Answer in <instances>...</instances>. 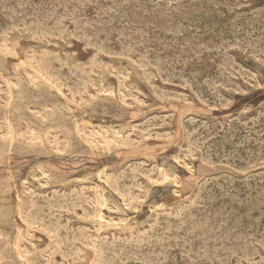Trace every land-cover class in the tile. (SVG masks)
I'll return each instance as SVG.
<instances>
[{"label":"rangeland","instance_id":"obj_1","mask_svg":"<svg viewBox=\"0 0 264 264\" xmlns=\"http://www.w3.org/2000/svg\"><path fill=\"white\" fill-rule=\"evenodd\" d=\"M5 1V2H4ZM9 1V2H8ZM12 1V4H11ZM16 2V4L13 2ZM46 1V2H45ZM0 0V234L1 263L21 264H264V0ZM63 1V2H61ZM64 1L66 3H64ZM82 1V2H81ZM122 1V2H120ZM131 1V2H130ZM151 1V2H150ZM160 1V2H159ZM172 1V2H170ZM186 1V2H185ZM199 1V2H198ZM208 1V2H207ZM210 1V2H209ZM217 4H216V2ZM224 1V2H222ZM229 1V2H228ZM235 3H234V2ZM43 2V3H42ZM45 2V3H44ZM51 2V4H49ZM74 2V4H73ZM80 2V3H79ZM93 4H92V3ZM116 2V3H115ZM135 2V3H132ZM150 2V3H149ZM159 2V3H158ZM177 2V3H176ZM179 2V4H178ZM183 2V4H182ZM212 2V4H211ZM221 2V3H220ZM226 2V3H225ZM7 3V4H6ZM24 3L26 5L22 4ZM28 3H30L28 5ZM47 3V4H46ZM56 3V4H54ZM64 3V4H63ZM75 3L77 4L75 5ZM88 3V4H86ZM95 3V4H94ZM108 3V4H107ZM113 5H112V4ZM120 3V5L118 4ZM126 3V4H125ZM150 5H149V4ZM152 3V5H151ZM157 3V4H156ZM167 3V4H166ZM195 3V4H194ZM200 3V4H199ZM207 3V5L205 4ZM258 3V4H257ZM35 4V5H34ZM57 4L60 5L57 7ZM67 4V5H66ZM69 4V5H68ZM97 7H94L96 6ZM118 4V5H117ZM141 4V5H140ZM145 4V5H144ZM154 4V5H153ZM166 4V6H165ZM175 4V5H174ZM205 4V5H204ZM222 4V5H220ZM225 4V5H224ZM228 4V5H227ZM246 4V5H245ZM5 5V6H4ZM16 5V6H15ZM19 5V6H18ZM24 5V6H23ZM42 5V6H41ZM48 5V6H47ZM50 5V6H49ZM62 5V6H61ZM93 5V6H92ZM102 7H99V6ZM109 5V6H108ZM112 5V6H111ZM122 5V7H121ZM168 5V6H167ZM172 5V6H171ZM196 7H195V6ZM200 8H198V6ZM201 5V6H200ZM211 5V8H210ZM248 5V6H247ZM41 6V7H39ZM47 6V7H44ZM54 6L56 8H54ZM65 6V7H64ZM81 6V7H80ZM85 8H84V7ZM114 6V7H113ZM115 6H118L117 8ZM159 6V7H158ZM170 6V7H169ZM189 6V7H188ZM217 6V9H216ZM226 6V8L224 7ZM244 6V7H243ZM247 6V7H246ZM11 7V8H10ZM18 7V8H17ZM21 7V8H20ZM39 7V8H37ZM51 7V9H50ZM66 12H65V9ZM72 7V8H71ZM79 11L76 12L73 10ZM80 7V8H79ZM109 7V8H108ZM120 7V9H119ZM181 7V8H180ZM185 7V8H184ZM202 7V9H201ZM222 7L224 10H221ZM231 8V10L229 9ZM232 7L235 9H232ZM241 7V8H240ZM8 8V9H7ZM9 8L12 10H9ZM13 8V9H12ZM46 8V9H45ZM77 8V9H76ZM82 8V9H81ZM103 13L101 14V10ZM108 8V9H107ZM125 8V9H124ZM178 8V9H177ZM188 8V9H187ZM238 11H237V9ZM7 9V11H5ZM16 9V10H15ZM26 9V11H25ZM53 9V10H52ZM58 9V10H57ZM71 9V10H70ZM94 11H93V10ZM98 9V10H97ZM100 9V10H99ZM112 9V11L110 10ZM119 9V10H118ZM137 9V10H136ZM151 9V10H149ZM176 9V10H175ZM181 9V10H179ZM184 9V10H183ZM198 9V10H197ZM220 11H219V10ZM253 9V10H252ZM4 10V11H3ZM14 10V12H13ZM22 10V11H21ZM32 10V12H31ZM36 10V12H35ZM57 10V11H56ZM107 10V13L106 11ZM114 10V11H113ZM153 10L155 12H153ZM166 10V11H165ZM180 14H179V12ZM201 10V12H200ZM203 10V11H202ZM208 10V11H207ZM212 10V11H211ZM9 11V12H8ZM19 13H18V12ZM24 11V12H23ZM39 14H38V12ZM43 11V12H42ZM50 13H49V12ZM73 11V13L71 12ZM96 14L94 15V12ZM99 11V12H98ZM109 11V12H108ZM130 13H129V12ZM185 12V14L183 13ZM197 11H199L197 13ZM211 11V12H210ZM229 11V14H228ZM232 11V13H231ZM252 11V12H251ZM259 13H258V12ZM6 12L8 16L6 15ZM17 12V14H15ZM27 12V13H25ZM42 12V13H41ZM46 12V14H45ZM57 12V15L55 14ZM68 12V13H67ZM76 12V13H74ZM91 12V13H90ZM139 12V13H138ZM160 12V13H159ZM187 12V13H186ZM191 12V16L189 13ZM203 12V13H202ZM207 12H209L207 14ZM245 12V13H244ZM13 15H12V14ZM24 13L26 14L25 17ZM31 13V14H30ZM35 13V14H33ZM45 15H44V14ZM50 16H48V14ZM54 13V14H53ZM64 13V14H63ZM100 13V14H99ZM116 13V14H115ZM122 13V14H121ZM135 13V14H134ZM163 13V14H162ZM167 13V14H166ZM169 13V14H168ZM177 13V14H176ZM195 16H193L194 14ZM221 13V14H219ZM223 13V14H222ZM227 13V15H226ZM231 13V14H230ZM250 13V15H249ZM2 14L3 15L2 17ZM11 14V15H10ZM28 14V15H27ZM33 14V16H32ZM43 14L44 16H42ZM69 14V16H68ZM75 14V15H74ZM77 14L79 16H77ZM85 14V15H84ZM99 14V15H98ZM108 14V16H107ZM141 14V15H140ZM148 14V15H145ZM150 14V15H149ZM153 14V15H152ZM161 14V15H159ZM188 14V15H187ZM200 14V15H199ZM243 14V15H242ZM256 14L258 16H256ZM17 15V16H16ZM19 15V16H18ZM22 15V16H21ZM35 15V17H34ZM39 15V16H38ZM58 18L56 19L55 17ZM65 15V16H64ZM75 17H74V16ZM89 17H88V16ZM94 15V17H93ZM120 15V16H119ZM131 15V17H130ZM138 15V16H137ZM173 17H172V16ZM220 15V16H219ZM222 15V16H221ZM231 15V16H230ZM260 15V16H259ZM262 15V16H261ZM8 18L6 19L5 17ZM12 16V17H11ZM37 16V17H36ZM55 18H53V17ZM61 16V17H60ZM71 16L73 18H71ZM87 16V17H86ZM92 16V17H91ZM102 16V18L100 17ZM107 16V17H106ZM150 16V17H149ZM163 16V17H162ZM164 16H166L164 18ZM185 16V17H184ZM198 16V17H197ZM241 16V17H240ZM253 16V17H252ZM11 17V21H10ZM14 17V18H13ZM31 17L33 19H31ZM40 17V18H39ZM45 17V18H44ZM66 17V18H65ZM84 17V18H83ZM106 17V18H105ZM134 17V18H132ZM154 17V18H153ZM158 17V18H157ZM162 17V18H161ZM168 17V18H167ZM172 17V18H171ZM179 17V18H177ZM183 19H182V18ZM206 17V18H205ZM222 17V18H221ZM235 17H237L235 19ZM252 17V18H251ZM5 18V20H4ZM19 18V19H18ZM25 20H24V19ZM28 18V19H27ZM39 18V21H38ZM49 18L51 22L49 21ZM61 18H64L60 21ZM81 18V23L77 19ZM91 20H90V19ZM99 18V19H98ZM109 18V20H108ZM132 18V19H131ZM137 18V19H136ZM144 19V21L142 20ZM149 20H147V19ZM157 18V19H156ZM164 18V19H163ZM167 18V19H166ZM177 20H174V19ZM188 18V19H187ZM220 18V19H219ZM240 18V19H239ZM249 18V19H248ZM251 18V19H250ZM259 18V19H258ZM23 19V21H21ZM27 19V20H26ZM30 19V20H29ZM46 19V20H45ZM71 19V20H69ZM84 19H86L87 23ZM89 19V21H88ZM113 19V20H112ZM128 19V21H127ZM136 19V20H134ZM139 19V20H138ZM153 19V21H151ZM185 19V20H184ZM215 19V20H214ZM242 19V20H241ZM246 19V20H245ZM248 19V20H247ZM261 19V20H260ZM8 22H7V21ZM36 20V23H34ZM54 20V22H53ZM56 20V22H55ZM65 20V21H64ZM74 20V21H73ZM76 20V21H75ZM97 22H96V21ZM133 20L135 22H133ZM142 20V21H141ZM197 20V21H196ZM236 20V21H235ZM17 21V22H15ZM27 24L29 21L30 27ZM38 21V22H37ZM46 21V22H43ZM49 21V22H48ZM94 21V23H90ZM103 21V22H102ZM139 21V22H138ZM184 21V22H183ZM187 21V22H186ZM206 21V22H205ZM216 21V22H215ZM227 21V22H226ZM261 21L263 24H261ZM44 24H47L44 25ZM58 22V23H57ZM77 22V24L75 23ZM79 22V23H78ZM108 22V23H107ZM128 22V23H127ZM143 22V25H142ZM157 22V23H156ZM202 22V23H201ZM204 22V23H203ZM215 22V23H214ZM225 22V23H224ZM229 22V23H228ZM235 22L236 24H234ZM238 22V23H237ZM249 22V23H247ZM254 22V23H253ZM257 22V23H256ZM10 23V24H9ZM17 23V27H16ZM21 25L20 23H23ZM53 23V24H52ZM58 24L57 28L56 24ZM60 23V24H59ZM72 23V24H71ZM100 26H96L97 24ZM140 23V24H139ZM155 23V24H154ZM193 23V24H192ZM197 23V24H196ZM214 25H213V24ZM219 23V25H218ZM3 24V25H2ZM32 24V27H31ZM41 31H40V28ZM43 24V27H42ZM50 24V26H48ZM82 24V25H81ZM84 24V25H83ZM90 24V25H89ZM96 24V25H94ZM106 24V25H104ZM108 24V25H107ZM112 24V25H111ZM138 24L140 26H138ZM147 24L148 26H145ZM152 24V25H151ZM167 24V25H164ZM173 24V25H172ZM179 24V25H178ZM191 26H190V25ZM228 24L230 26H228ZM234 24V25H233ZM239 24V25H238ZM241 24V25H240ZM260 24V25H259ZM15 27H14V26ZM26 27L28 28H24ZM35 25V27H34ZM53 25V26H52ZM61 25L63 27H61ZM76 25V26H75ZM81 25V26H80ZM87 25L90 27H86ZM92 25V26H91ZM103 25L106 27H103ZM119 25V27H118ZM142 25V26H141ZM163 25V26H162ZM207 25V26H206ZM224 25V27H223ZM236 25V26H235ZM256 25V26H255ZM4 26V27H3ZM7 26V28H6ZM11 26H13L11 28ZM37 26V27H36ZM47 26V27H46ZM80 26V27H79ZM84 28H83V27ZM109 26V27H108ZM125 26V27H124ZM150 26V27H149ZM153 26V27H151ZM158 26V27H157ZM167 26V27H166ZM176 26V27H175ZM178 26V27H177ZM245 26V27H244ZM251 28H250V27ZM261 26V27H260ZM23 27V28H22ZM46 27V28H45ZM79 27V28H78ZM99 27V28H98ZM103 27V28H102ZM123 29H122V28ZM142 27V28H141ZM157 27V28H156ZM166 27V28H165ZM175 27V29H174ZM185 27V28H184ZM228 27V28H227ZM232 27V28H231ZM239 27V28H238ZM242 27V28H241ZM248 27V28H247ZM5 28V29H4ZM34 29L33 32L32 29ZM51 28V29H50ZM54 28V29H53ZM74 28V29H73ZM93 30H92V29ZM97 28V29H96ZM131 28V29H130ZM145 28V29H143ZM155 28V29H154ZM163 28V29H162ZM182 28V29H181ZM184 28V29H183ZM227 28V29H226ZM231 28V29H230ZM235 28V29H234ZM237 28V29H236ZM244 28V29H243ZM246 28V29H245ZM256 28V29H255ZM12 29V31H11ZM16 31H15V30ZM23 29V30H22ZM30 29V30H29ZM37 29V30H36ZM47 29V33L43 31ZM58 32H57V30ZM67 29V30H65ZM76 29V30H75ZM86 29V30H84ZM104 29V30H103ZM109 29V30H108ZM117 29V30H116ZM133 29V30H132ZM158 29V30H157ZM162 29V30H161ZM196 33H194V30ZM208 29V30H207ZM250 29V30H249ZM252 29V30H251ZM29 30V31H27ZM49 30V31H48ZM74 30V31H73ZM79 30V31H78ZM90 30V32H89ZM99 30V31H97ZM103 30V31H102ZM120 30L121 31L120 33ZM131 30V31H130ZM149 30V31H148ZM165 30V32H163ZM169 32L166 34L167 31ZM206 30V31H205ZM242 30V31H241ZM250 32H249V31ZM11 31V32H10ZM27 31V32H26ZM33 33H32V32ZM40 31V32H39ZM53 31V32H52ZM55 31V32H54ZM65 31V33H64ZM83 31V32H82ZM88 31V32H87ZM109 31L106 34V32ZM117 31V33H116ZM139 31V32H138ZM156 31V32H154ZM200 32V33H197ZM234 31V32H233ZM10 32V33H9ZM26 32V33H25ZM30 32V33H29ZM44 34H43V33ZM50 32V33H49ZM61 32V33H60ZM77 32V33H76ZM82 32V33H81ZM112 32V33H111ZM136 32V33H135ZM141 32V33H140ZM177 32V33H176ZM179 32V33H178ZM181 32V33H180ZM188 32V33H187ZM190 32V33H189ZM203 32V33H202ZM208 32V33H207ZM253 32V33H252ZM41 35H40V34ZM53 33V36H52ZM57 33V34H56ZM74 33V34H73ZM76 33V34H75ZM88 33V35H87ZM101 33V34H100ZM103 33V34H102ZM120 33V34H118ZM140 33V34H139ZM148 33V34H147ZM174 33V34H173ZM185 33V34H184ZM212 35H211V34ZM244 33V34H243ZM9 34V35H8ZM32 34V35H31ZM33 34H37L36 36ZM49 34L51 37L49 38ZM59 35L55 37V35ZM63 34V35H61ZM72 34L74 36H72ZM91 34V36H90ZM116 34V35H115ZM128 34V36H126ZM144 34V35H142ZM146 34V35H145ZM154 34V35H153ZM171 34V35H170ZM177 34V35H176ZM196 34V35H195ZM203 34V35H202ZM205 34V35H204ZM247 34V35H246ZM253 34V35H252ZM42 39L40 38V36ZM44 37H43V36ZM48 35V36H47ZM61 35V36H60ZM93 35V36H92ZM102 35V36H100ZM104 35V36H103ZM114 35V36H113ZM119 35V36H118ZM123 35V36H122ZM136 35V36H133ZM148 35V37H147ZM191 35V36H190ZM193 35V36H192ZM195 35V36H194ZM207 35V36H206ZM238 35V36H237ZM252 37H251V36ZM255 35V36H254ZM260 35V36H259ZM5 36V37H3ZM35 36V37H34ZM78 36V37H77ZM85 36V37H84ZM107 36V39H106ZM124 37L122 40L120 38ZM126 36V37H125ZM146 36V37H144ZM165 36V37H164ZM174 36V37H173ZM181 36V37H180ZM199 36V38H198ZM202 36V37H201ZM247 36V37H246ZM60 37V39H59ZM62 37V39H61ZM72 37V38H71ZM80 37V38H79ZM84 37V38H83ZM87 37V38H86ZM89 37V38H88ZM99 37V39H96ZM141 37H144L141 38ZM193 39H189V38ZM207 37V38H206ZM214 37V38H213ZM232 37V38H231ZM236 37V38H235ZM251 37V38H249ZM261 37V38H260ZM35 38V39H34ZM52 38V39H51ZM81 38H83L81 40ZM88 39V40H85ZM95 38V39H93ZM104 38V40H103ZM110 38V39H109ZM118 38V42L115 40ZM120 38V39H119ZM131 38V39H127ZM142 40H139V39ZM155 38V39H154ZM164 38V39H163ZM182 38V39H181ZM197 38V42L195 41ZM205 38V39H204ZM240 40H239V39ZM249 38V39H248ZM4 39V40H3ZM14 39V40H13ZM75 39V40H74ZM77 39V40H76ZM93 39V41H92ZM102 39V40H101ZM167 41H166V40ZM174 39V40H173ZM185 39V40H184ZM213 39V40H212ZM223 39V41H222ZM232 39V40H231ZM7 40V41H6ZM15 42H13V41ZM19 40V41H18ZM50 40V41H49ZM57 40V41H56ZM80 40V41H79ZM122 40V41H121ZM128 40V41H127ZM134 40V41H133ZM139 40V41H138ZM151 40V43H150ZM157 40V41H156ZM163 40V41H162ZM166 41V43L164 42ZM180 40V41H179ZM184 40V41H183ZM205 40V41H204ZM228 40V41H227ZM245 40V41H244ZM247 40V41H246ZM254 40V41H253ZM49 41V42H48ZM77 41V42H76ZM89 41V43H88ZM103 41V42H102ZM105 41V42H104ZM108 41V42H106ZM148 41V42H146ZM162 41V42H161ZM170 41V42H169ZM184 43H183V42ZM187 41V42H186ZM189 41H191L189 43ZM193 41L195 43H193ZM199 41V42H198ZM213 41V43H211ZM226 41V45L224 44ZM250 41L252 43H250ZM260 41V42H259ZM263 41V42H262ZM5 42V43H3ZM13 42V45L11 44ZM20 42V43H19ZM91 42V43H90ZM96 42V43H95ZM101 42V43H99ZM115 42V43H114ZM121 42V43H120ZM123 42L124 45L122 44ZM127 42V43H126ZM134 43L132 45V43ZM139 42V43H138ZM172 42V43H171ZM177 46H176V43ZM208 42V44H206ZM229 42V43H228ZM245 42V43H244ZM95 44L94 45H92ZM103 43V44H102ZM110 43V44H109ZM119 46L117 47V44ZM141 43V44H140ZM147 43V45H145ZM158 43L161 45H158ZM169 43V45H167ZM171 43V44H170ZM187 43V45H185ZM193 43V44H192ZM202 43V44H201ZM221 43V44H220ZM243 43V44H242ZM262 43V44H261ZM6 44V45H5ZM49 44V45H48ZM55 44V45H53ZM91 44V45H90ZM100 48H99V45ZM105 44V45H104ZM108 44V45H106ZM112 44V45H111ZM130 47H129V45ZM136 44V45H135ZM140 44L141 46H137ZM143 46L145 47H142ZM155 44V45H154ZM163 44V45H162ZM201 44V45H200ZM231 44V45H230ZM233 44V45H232ZM240 44V45H239ZM254 44V45H253ZM2 45V46H1ZM16 45V52L15 50ZM53 45V46H52ZM89 45L91 48H89ZM98 45V46H97ZM115 45V46H114ZM122 45V47H121ZM150 45V46H149ZM165 45V47H164ZM172 45V46H171ZM188 45H194L193 48ZM201 47H199V46ZM211 45V46H210ZM246 45V46H245ZM258 45V46H257ZM261 45V46H260ZM56 46V47H55ZM92 46L94 47L92 49ZM108 46V47H107ZM128 52H127V48ZM132 46V47H131ZM149 46V47H147ZM155 46V47H154ZM161 48H160V47ZM169 46V47H167ZM180 46V47H178ZM203 46V48H202ZM205 46V47H204ZM208 46V47H206ZM210 46V47H209ZM216 46V47H215ZM231 46V47H230ZM235 46V47H234ZM238 46V47H236ZM244 48H243V47ZM249 46V47H248ZM9 47V48H8ZM41 47V48H40ZM97 47V48H96ZM113 47V48H111ZM140 47H142L140 49ZM159 49H157V48ZM172 47V48H170ZM186 47V48H185ZM199 49H197V48ZM212 47V49H211ZM224 47V48H223ZM229 49H228V48ZM241 47V48H240ZM260 47V48H259ZM88 48V49H87ZM104 48V49H103ZM108 48V49H106ZM115 48V49H114ZM121 48V49H120ZM131 48V49H130ZM135 48V49H134ZM165 48V49H163ZM168 48V50H167ZM177 48V49H176ZM185 48V49H182ZM202 48V49H201ZM222 48V49H221ZM227 48V49H226ZM234 48V49H233ZM239 50L237 51V49ZM251 48V49H250ZM255 50H254V49ZM96 49V50H95ZM100 49V50H98ZM117 49V50H116ZM123 49V50H122ZM125 49V50H124ZM139 49V50H138ZM143 49V51H142ZM147 49V50H146ZM150 49V50H149ZM154 49V50H153ZM208 49V50H207ZM217 49V51H215ZM219 49V51H218ZM246 49V51H245ZM249 49V50H248ZM253 49V50H252ZM45 50L47 52H45ZM104 50V51H102ZM112 50V52H111ZM114 50V51H113ZM130 50V53H129ZM134 50V51H133ZM139 51L137 53V51ZM161 50V51H160ZM180 50V51H178ZM189 50V51H188ZM207 50V51H206ZM224 50V51H223ZM227 50V51H226ZM251 50V51H250ZM263 50V51H262ZM5 51V52H3ZM7 51V53H6ZM32 51V52H31ZM96 51V52H95ZM107 56L102 55L106 54ZM109 51V52H108ZM122 51V52H121ZM132 51V52H131ZM150 51V52H149ZM154 51V52H152ZM165 51V52H163ZM176 51V52H175ZM186 51V52H185ZM204 51L207 52L204 54ZM259 53H257V52ZM2 52V54H1ZM37 52V53H36ZM44 52V53H43ZM102 52V54H101ZM104 52V53H103ZM120 52V53H119ZM137 54H136V53ZM146 55L143 54V53ZM146 52V53H145ZM152 52V53H151ZM157 52V54H156ZM159 52V53H158ZM162 54H161V53ZM170 52V53H169ZM192 52V53H191ZM195 52V53H194ZM199 52V53H198ZM212 54H211V53ZM249 52V53H248ZM253 54H251V53ZM263 54H262V53ZM6 53V54H5ZM9 53H11L9 55ZM16 55H13V54ZM50 53V54H49ZM112 53V54H110ZM115 53V54H114ZM117 53V55H116ZM122 53V54H121ZM127 53V54H125ZM136 55H135V54ZM170 55H169V54ZM183 53V54H182ZM195 56H193L194 54ZM214 53V54H213ZM225 56H219L221 54ZM255 53V54H254ZM55 54V55H54ZM63 54V55H62ZM96 54H98L96 56ZM119 54L122 56H119ZM125 54V55H124ZM132 54V55H131ZM139 54V55H138ZM144 55L142 59V55ZM159 54V55H158ZM168 54V55H167ZM179 54V55H178ZM199 54V55H198ZM223 54V55H224ZM260 54V55H259ZM262 54V56H261ZM6 55V56H5ZM40 55V57H38ZM45 55V56H44ZM48 57H47V56ZM50 55V56H49ZM109 55L111 57H109ZM149 55V56H148ZM155 55V56H154ZM172 55V56H171ZM181 55V56H180ZM185 55L184 57H182ZM192 55V56H191ZM197 58L195 59L194 57ZM202 57H201V56ZM215 57H214V56ZM256 55V57H255ZM13 56V57H11ZM35 56V57H34ZM45 58H44V57ZM52 56V57H51ZM119 56V59H118ZM136 56V57H135ZM141 58H140V57ZM158 56V57H156ZM166 56V57H165ZM169 56H171L169 58ZM175 56V57H174ZM178 56L177 60L176 57ZM188 56V57H187ZM199 56V57H198ZM259 56V57H258ZM18 57V59H16ZM26 57V58H24ZM34 57V58H32ZM51 59H50V58ZM54 57V58H53ZM61 57V58H60ZM109 57V58H108ZM113 57V58H112ZM116 57V58H115ZM120 57L122 59H120ZM160 57V58H159ZM165 57V58H164ZM205 57V58H203ZM214 57V58H213ZM217 57H220L217 59ZM258 57V58H257ZM6 61H5V59ZM32 58V59H31ZM38 58V59H37ZM59 60H58V59ZM68 58V60L66 59ZM76 58V61H75ZM125 58V59H124ZM128 58V61H127ZM131 58V59H130ZM137 58V59H136ZM149 60H148V59ZM158 58V59H157ZM173 58V59H172ZM187 61H185V59ZM190 58L192 60H190ZM199 58V59H198ZM233 58V59H232ZM239 58V59H238ZM258 60H257V59ZM263 58V59H262ZM36 59V60H35ZM58 61H56V60ZM95 59V60H94ZM136 59V60H135ZM153 59V60H152ZM167 59V60H166ZM182 59V60H181ZM189 59V60H188ZM195 59V60H194ZM198 59V60H197ZM205 61H204V60ZM210 59L212 61L208 60ZM245 59V60H244ZM34 60V61H32ZM44 60V61H42ZM47 60L49 61L47 64ZM50 60L51 64L50 63ZM129 60H133L130 62ZM141 60V62H140ZM148 60V61H147ZM160 60V61H159ZM166 65H164L165 63ZM171 60V61H169ZM180 60V61H179ZM201 60V61H200ZM220 60V61H219ZM223 60V61H221ZM227 60L228 62H226ZM233 60V61H232ZM39 61V62H38ZM46 61V62H45ZM138 61V62H137ZM145 61V62H144ZM151 61V62H150ZM157 61V62H155ZM159 61V62H158ZM168 61V62H167ZM174 61V62H172ZM185 61V64L182 62ZM191 61V62H190ZM196 61V62H195ZM208 61V63L206 62ZM231 61V62H230ZM21 62V63H20ZM38 64H37V63ZM42 62H44L42 64ZM58 62V63H56ZM61 63V65H57ZM66 62V63H65ZM96 62V63H95ZM149 62V63H148ZM161 62V63H160ZM178 62V63H176ZM187 62V63H186ZM192 64H190V63ZM194 62V63H193ZM199 62V64H198ZM217 62V63H216ZM224 64V65H220ZM247 62V63H246ZM257 62V65H256ZM18 63L19 66L17 65ZM23 65L21 66V64ZM37 66H36V64ZM50 63V64H49ZM65 65H64V64ZM99 65H98V64ZM105 63V65H103ZM137 63V64H136ZM197 63V64H196ZM214 63V64H213ZM232 63V64H231ZM234 63V64H233ZM46 64V65H44ZM67 64V65H66ZM78 64V65H77ZM102 64V65H101ZM110 65L108 67V65ZM157 64V65H156ZM172 64V65H171ZM178 64V66H177ZM194 64L199 67H194ZM218 64V67H216ZM240 64V65H239ZM252 64V65H251ZM39 65H42L39 67ZM52 65V66H51ZM63 65V66H62ZM73 65V66H71ZM92 67H90V66ZM140 65H142L140 67ZM150 65V67H149ZM156 67L159 71L152 67ZM175 68H174V66ZM185 65V66H184ZM188 65V66H187ZM191 65V66H190ZM227 65V66H226ZM240 67L238 69V67ZM245 65V66H243ZM25 66V67H24ZM67 68H66V67ZM96 66V67H94ZM146 68H145V67ZM159 66L161 69H159ZM163 66V67H161ZM166 66V67H165ZM169 66V67H168ZM172 66V67H171ZM205 66V67H204ZM212 66V67H211ZM220 69H216L219 68ZM233 66V67H232ZM236 66V67H235ZM255 66L256 69L254 68ZM28 67V68H27ZM42 67V68H41ZM61 67V68H59ZM68 67H70L68 69ZM98 67V68H97ZM101 67V68H99ZM106 67V68H104ZM111 67V68H110ZM118 67V68H117ZM171 67V68H170ZM201 67V68H200ZM204 67V68H202ZM211 67V68H210ZM222 67L225 70L223 71ZM233 69H230V68ZM249 67V68H248ZM20 68V69H19ZM23 68V70L21 69ZM37 68V69H36ZM47 68V69H46ZM50 68V69H49ZM65 68V69H64ZM73 68V70L71 69ZM163 68V70H162ZM168 68V69H167ZM183 68V70H182ZM186 68V69H185ZM207 68V69H206ZM252 68V69H251ZM260 68V69H259ZM29 69V70H28ZM56 69V70H55ZM156 69V70H155ZM166 69V70H165ZM200 69V70H199ZM204 69V70H203ZM211 69V70H210ZM43 70L45 72H43ZM56 73H54L53 71ZM63 72H62V71ZM79 72V74L76 71ZM81 72H80V71ZM173 70V71H171ZM219 70V71H218ZM227 70V71H226ZM246 71L243 73V71ZM248 70V71H247ZM255 70V71H253ZM23 71V73H22ZM41 71V72H40ZM51 71V73H50ZM71 71H73L71 73ZM87 73L84 75V73ZM91 71V72H90ZM93 71V72H92ZM158 73H157V72ZM163 71V72H162ZM166 71V72H165ZM179 71V72H178ZM206 71V72H205ZM218 71V72H217ZM226 71V72H225ZM242 72L243 74L239 73ZM9 74H8V73ZM35 72V73H33ZM47 72V74H46ZM59 72V73H58ZM143 72V73H142ZM183 72V74L181 73ZM186 72V73H185ZM194 72V75H193ZM224 72L226 74H224ZM235 72V73H234ZM238 72V73H236ZM248 72V73H247ZM13 73V75H12ZM44 73V74H43ZM49 73V74H48ZM58 73V74H57ZM61 73V74H60ZM69 73V75L67 74ZM71 73V74H70ZM75 73V74H74ZM81 73V75H80ZM147 73V75L145 74ZM164 73V74H163ZM171 73V74H170ZM190 73V74H189ZM215 73V74H214ZM221 73V74H220ZM223 73V74H222ZM228 73V74H227ZM253 73L255 75H253ZM6 74V75H5ZM8 74V75H7ZM11 74V76H10ZM51 74V75H50ZM74 74V76H73ZM77 74V75H76ZM93 74V75H92ZM149 74V76H148ZM151 74V75H150ZM154 74V75H153ZM158 74V75H157ZM169 74V76L167 75ZM176 74V75H175ZM180 74V75H179ZM185 74V75H184ZM198 74V75H197ZM231 74V75H230ZM251 74V75H250ZM5 75V76H4ZM29 75H31L29 77ZM50 75V76H49ZM61 75V77H58ZM65 75V76H63ZM72 75V76H70ZM90 75V76H89ZM120 75V76H119ZM146 75V76H145ZM163 75V76H161ZM179 75V76H178ZM193 75V76H192ZM209 75V77H208ZM219 75V76H218ZM222 75V77L220 76ZM229 75L232 77L230 78ZM234 78H233V76ZM240 75V77H239ZM243 75V76H242ZM10 76V77H7ZM39 76V77H38ZM58 78H57V77ZM64 80H62L63 78ZM67 76V77H66ZM70 76V77H69ZM78 76V77H77ZM81 78H80V77ZM84 76V77H83ZM88 76V77H87ZM157 76V77H156ZM160 78H159V77ZM173 76V77H172ZM175 76V78H174ZM184 76V77H183ZM216 78H215V77ZM224 76V78H223ZM6 77V78H4ZM33 77V78H32ZM74 77V79L72 78ZM162 77V78H161ZM166 81H165V78ZM183 77V81L181 80ZM186 77V78H185ZM192 77V78H191ZM221 77V78H219ZM242 77V78H241ZM246 77V79H245ZM252 77V79H250ZM3 78V79H2ZM10 78V79H8ZM30 78V79H29ZM39 78H41L39 80ZM52 78V79H51ZM66 78V79H65ZM69 78V79H67ZM75 78H78L77 81ZM83 78V79H82ZM155 78V80H154ZM172 78V79H170ZM178 78V79H176ZM180 78V80H179ZM188 78V79H187ZM190 78V79H189ZM223 78V79H222ZM230 81H228V79ZM56 79V80H54ZM60 79V80H58ZM71 79V81H70ZM159 79V80H158ZM161 79V81H160ZM186 79V80H185ZM205 79V80H204ZM208 79V80H207ZM212 79V80H210ZM220 81H219V80ZM234 79V80H233ZM239 79V81H238ZM255 79V80H254ZM262 79V80H261ZM22 80V81H21ZM28 80V81H27ZM58 82H55L57 81ZM62 80V81H61ZM67 80L68 85L65 84ZM82 82H78V81ZM116 80V81H115ZM163 80V81H162ZM168 80V82H167ZM172 81V83L170 81ZM198 80V81H196ZM216 80V81H214ZM226 80V81H225ZM3 81V82H2ZM35 81V82H34ZM61 81V82H60ZM107 81V82H106ZM185 82L184 84L181 82ZM208 83H207V82ZM213 82V83H210ZM228 81V82H227ZM245 81V82H244ZM256 81V82H255ZM6 82V83H5ZM64 82V83H63ZM90 84H86V83ZM166 82V83H164ZM202 82V85H201ZM205 82V83H204ZM221 82V83H220ZM227 82V83H226ZM233 82V83H232ZM249 82V83H248ZM24 83L26 85H24ZM71 83V85H70ZM81 83V85H80ZM117 83V85H116ZM131 83V84H130ZM148 83V84H147ZM169 83V84H168ZM175 83V84H174ZM179 83V85H177ZM189 83V84H188ZM198 83V85H197ZM218 83V84H217ZM225 83V84H224ZM233 86H232V84ZM7 84L6 86H4ZM14 84V85H13ZM47 84H50L49 87ZM61 84V85H60ZM74 84V85H73ZM77 84V85H76ZM83 84V86H82ZM172 84V85H171ZM186 84V85H185ZM200 84V85H199ZM211 85V87L206 85ZM222 84V88H220ZM227 84V86H225ZM236 84V85H235ZM260 84V85H259ZM70 88H73L72 90ZM78 91L76 90V86ZM91 85V86H89ZM113 85L115 87H113ZM120 85V86H119ZM129 85V86H128ZM177 85V86H176ZM186 87H185V86ZM213 85V86H212ZM218 85V86H217ZM232 87H231V86ZM239 85V86H238ZM16 86V88H15ZM22 86V87H21ZM46 86V87H45ZM61 86H63L61 88ZM65 86V88H64ZM89 86V87H88ZM112 86V89H111ZM122 86H124L122 88ZM151 86L152 88H150ZM181 86V87H180ZM192 86V87H191ZM201 86L203 87L200 88ZM217 86V88H216ZM225 86V87H224ZM237 86V87H236ZM27 87L29 89H27ZM75 87V88H74ZM84 87V88H80ZM92 87V88H91ZM118 87V88H117ZM183 87V88H182ZM185 87V88H184ZM198 87V88H197ZM207 87V88H206ZM228 87V88H227ZM231 87L232 89H230ZM6 88V89H5ZM10 90V92L7 90ZM94 88V89H93ZM122 88V89H121ZM190 88V89H188ZM214 88V90H213ZM238 90H236V89ZM12 89V90H11ZM25 89V90H24ZM27 89V90H26ZM55 89V90H54ZM80 89V90H79ZM96 89V90H95ZM124 89V90H123ZM157 89V90H156ZM199 89V90H197ZM206 89V90H205ZM209 89V90H208ZM230 89V90H229ZM235 92H234V90ZM259 89V90H258ZM263 89V90H262ZM21 90V91H20ZM42 90V91H41ZM59 92H58V91ZM71 90V91H70ZM76 90V92H75ZM84 90V92H82ZM99 90V91H98ZM123 90V91H122ZM126 90V91H125ZM156 90V91H155ZM162 92L161 94H158ZM192 92H191V91ZM240 90V91H239ZM51 91V92H50ZM74 91V92H73ZM87 91V92H86ZM204 91V93H203ZM243 91V92H242ZM9 92V93H8ZM30 92V93H29ZM61 94L56 95L57 93ZM156 92V93H154ZM164 92V94H163ZM212 92V93H210ZM215 92V95L213 94ZM218 92L219 96L216 94ZM237 92V93H236ZM2 93V94H1ZM21 93V94H20ZM27 93V94H26ZM39 93V94H38ZM45 93V94H44ZM48 93V94H47ZM51 95H50V94ZM54 93V94H53ZM79 93V95H78ZM99 93V94H98ZM123 95H121V94ZM168 93V94H166ZM170 93V94H169ZM172 93V94H171ZM175 93V94H173ZM200 93V94H199ZM208 93V94H207ZM18 94V95H16ZM29 94V95H28ZM34 94V95H33ZM43 94V96H42ZM73 94V95H72ZM87 94V95H86ZM107 94V95H106ZM111 94V95H110ZM117 94V95H116ZM178 94V95H177ZM196 96H195V95ZM23 95V96H22ZM29 97H27V96ZM110 95V96H108ZM169 96V97H160ZM174 95V96H173ZM183 95V97L180 96ZM21 96V97H19ZM25 96V97H24ZM34 96V97H33ZM36 96V98H35ZM41 96V97H39ZM45 96V97H44ZM91 96V97H90ZM171 96V98H170ZM176 96V97H175ZM179 96V97H178ZM207 96V97H206ZM233 96V97H231ZM8 97V98H7ZM13 97V98H12ZM16 97V98H15ZM19 97V99H18ZM39 97V98H38ZM44 97V98H43ZM64 97V98H63ZM118 97V98H117ZM178 97V98H177ZM219 97V98H218ZM222 97V98H221ZM11 98V99H10ZM15 98V101H14ZM25 100H24V99ZM41 98V99H40ZM46 98V99H45ZM51 98V100H50ZM55 98V99H54ZM62 98V99H61ZM169 98V99H166ZM179 98H182L180 101ZM209 98V99H208ZM225 98V99H224ZM17 99V100H16ZM22 99V100H21ZM27 99V100H26ZM40 101H37V100ZM58 101H57V100ZM65 99V100H64ZM205 99V101H204ZM219 99V100H218ZM223 99V100H222ZM228 99V100H227ZM235 99V100H234ZM10 100V101H9ZM20 100V101H19ZM42 100V101H41ZM52 100L54 104L52 103ZM64 100V101H63ZM80 102H79V101ZM141 100V101H140ZM175 100V101H174ZM186 100V101H185ZM200 100V101H199ZM217 100V101H216ZM221 100V101H220ZM227 100V101H226ZM9 101V102H8ZM22 101V103H21ZM26 101H28L26 103ZM30 101L32 102L30 104ZM44 101V102H43ZM66 101V102H65ZM69 101V102H68ZM121 101V102H120ZM136 101V102H135ZM215 101V103H214ZM223 101V103H221ZM230 101V102H229ZM17 106H16V104ZM25 104H24V103ZM44 104H42V103ZM58 102V103H57ZM188 102V103H184ZM204 102V103H203ZM208 104H206V103ZM212 102V103H211ZM35 103V104H34ZM45 103L47 105H45ZM50 103H52L50 105ZM65 103L71 104L70 106ZM225 103V104H224ZM26 105L24 107L23 105ZM38 104V107L37 105ZM61 104V105H59ZM75 106H74V105ZM128 104V105H126ZM143 104V105H142ZM218 104V105H217ZM224 104V106H223ZM242 104V105H241ZM35 105V106H34ZM55 105V107H54ZM66 105V106H65ZM220 105V106H219ZM20 106V107H19ZM31 106V107H30ZM33 106V107H32ZM45 106V107H44ZM64 106V107H63ZM204 108H203V107ZM214 106V107H211ZM19 107V109H18ZM24 107V111L22 108ZM29 107V108H28ZM53 107V108H52ZM68 108L63 110L64 108ZM131 107V108H130ZM223 107V108H222ZM50 108V109H49ZM58 108V109H57ZM79 108V109H78ZM110 108V109H109ZM215 108V109H214ZM17 109V110H16ZM21 109V110H20ZM61 109V111H59ZM104 109V110H103ZM108 109V111H107ZM31 112H30V111ZM55 110V111H54ZM71 110V112H69ZM101 110V111H100ZM195 110V111H193ZM18 111V112H17ZM21 111V113L19 112ZM38 111V112H37ZM52 111V112H51ZM59 111V112H58ZM65 111V112H64ZM97 111H100L99 113ZM110 111V112H109ZM114 111V112H111ZM259 111V112H258ZM4 112V113H3ZM28 112V114H27ZM34 112V113H33ZM59 115L58 116L56 115ZM77 112V113H75ZM118 112L120 114H118ZM9 115H8V114ZM71 113V114H70ZM115 113L117 115L115 116ZM5 114V115H4ZM67 114V115H66ZM73 114V115H72ZM80 114V115H79ZM99 114V117H98ZM108 114V115H107ZM124 114V116H123ZM3 115V116H2ZM25 115V116H24ZM27 115V116H26ZM29 115V116H28ZM54 115V116H53ZM63 115V116H62ZM94 115V116H93ZM106 115L108 117H106ZM111 115V116H109ZM5 116V117H4ZM7 116V117H6ZM24 116V118L22 117ZM67 116V117H66ZM71 116V117H70ZM73 116V117H72ZM86 116V117H85ZM97 116V118H96ZM157 117V119L155 118ZM16 117V118H15ZM54 119H53V118ZM58 119V123L57 119ZM64 117V118H63ZM85 117V118H84ZM94 117V118H93ZM104 117V118H103ZM122 117L119 121L113 119ZM118 117V118H117ZM152 119H150V118ZM164 117V118H163ZM261 117V118H259ZM9 118V121H8ZM12 118V119H11ZM15 118V119H14ZM69 118V119H68ZM73 120H72V119ZM76 118V119H75ZM89 118V119H88ZM111 118V119H110ZM252 118V119H251ZM28 119V120H27ZM30 119V120H29ZM33 119V120H32ZM83 122L81 123V121ZM84 119V120H83ZM93 119V120H92ZM100 119V120H98ZM154 119V121H153ZM155 119L157 120L155 122ZM165 119V120H164ZM187 119H190L186 121ZM237 119V121H236ZM259 119V120H258ZM13 120V121H10ZM61 120V121H60ZM64 120V121H62ZM67 120V121H66ZM71 120V122H69ZM90 122H89V121ZM125 120V121H124ZM151 120V121H149ZM160 120V121H159ZM182 120V121H180ZM194 120V122H193ZM199 120V121H198ZM258 120V121H257ZM30 121V122H29ZM51 121L57 122L52 123ZM66 121V122H65ZM124 121V122H123ZM148 121V123H147ZM163 121V122H162ZM173 121V122H172ZM186 121V122H185ZM213 121V122H212ZM231 121V122H228ZM6 122V124H5ZM11 122V123H10ZM15 122V123H14ZM18 122V124L16 123ZM69 122V123H68ZM78 122V123H77ZM89 122V123H88ZM146 122V124H145ZM158 122V123H157ZM159 122L161 124H159ZM189 122V123H188ZM199 122V123H198ZM205 122V125H204ZM233 122V123H232ZM250 122V124H249ZM9 123V125L7 124ZM14 123V124H13ZM30 123V124H29ZM34 125H33V124ZM63 123V124H62ZM71 123V124H70ZM87 125H86V124ZM96 123V124H95ZM101 123V124H99ZM107 123V125H106ZM144 123V126H143ZM152 123V124H151ZM154 123V124H153ZM173 123V125H172ZM185 123V124H183ZM193 123V124H192ZM218 123V126H217ZM223 123V124H222ZM231 123V124H230ZM235 123V124H234ZM239 123V124H238ZM243 123V124H242ZM248 123V124H247ZM252 123V125H251ZM255 127H254V124ZM37 124V126H36ZM65 124V125H64ZM68 124V126H67ZM77 124V126H76ZM79 124V125H78ZM81 124V126H80ZM83 124V125H82ZM106 127H104L103 126ZM111 124V125H110ZM120 128H119V126ZM127 124V125H126ZM142 124V125H141ZM153 125L150 127V125ZM157 124V125H156ZM183 124V125H182ZM213 126H212V125ZM220 124V125H219ZM222 124V125H221ZM260 124V125H259ZM263 124V125H262ZM12 125V126H11ZM32 125V126H31ZM45 125V126H44ZM47 125V126H46ZM61 125V126H60ZM91 125V126H88ZM115 125V126H114ZM138 125V126H137ZM147 125V127H146ZM161 125V126H160ZM193 125V126H192ZM195 125V126H194ZM241 125V126H240ZM245 125V126H244ZM248 125V126H247ZM257 125V127H256ZM9 126V129H8ZM15 126V127H14ZM19 128H18V127ZM34 126V127H33ZM51 126L54 128H51ZM60 126V127H59ZM63 126V127H62ZM77 128H75V127ZM100 126V127H99ZM114 126V127H113ZM118 126V127H116ZM124 126V127H122ZM133 126V127H132ZM137 126V127H136ZM174 126V128H173ZM205 128L203 130V128ZM233 126V127H232ZM261 126V127H260ZM14 127V128H12ZM36 127V128H35ZM40 127V128H39ZM45 129H44V128ZM48 127V130H47ZM67 127V128H64ZM104 127V128H102ZM135 127V128H134ZM151 129H150V128ZM185 127V128H184ZM207 127V128H206ZM209 127V128H208ZM223 127V128H222ZM247 127V128H246ZM250 127H253L252 129ZM72 128V129H71ZM125 128V129H124ZM138 128V130H137ZM141 128V129H140ZM145 129V131L142 130ZM182 130H181V129ZM197 128V129H196ZM211 128V129H210ZM213 128V129H212ZM229 128V129H228ZM232 128V129H231ZM239 128V129H237ZM259 128V129H258ZM8 129V130H7ZM12 129V130H11ZM33 131H32V130ZM43 129V130H42ZM50 129V130H49ZM69 129V130H68ZM75 129V130H74ZM115 129V132H114ZM124 129V130H123ZM140 129V130H139ZM147 129V130H146ZM150 129V130H149ZM201 129V130H200ZM234 129V130H233ZM250 129V133H249ZM262 129V130H260ZM53 130V131H52ZM72 130V131H71ZM175 130V131H174ZM189 133H187V131ZM193 130H198L197 132ZM214 130V131H213ZM229 130V131H228ZM237 130V131H236ZM240 130V131H239ZM255 130V131H254ZM260 130V131H259ZM10 133H9V132ZM32 131V132H31ZM68 131V132H67ZM218 131V132H217ZM234 131V132H233ZM257 131V132H256ZM44 132V133H42ZM55 132V133H54ZM72 132V133H71ZM77 134H75V133ZM96 132V135H95ZM142 132V133H141ZM146 132V133H143ZM195 134H194V133ZM224 132V133H223ZM232 132V133H231ZM247 132V133H246ZM259 132V133H258ZM263 132V133H262ZM67 133V134H66ZM99 133V134H98ZM106 133V135H105ZM128 133V134H127ZM158 133L157 136H155ZM170 133V134H169ZM192 133V135H191ZM227 133V134H225ZM255 133V134H254ZM23 134V135H22ZM56 134V135H55ZM66 134V135H65ZM88 134V135H87ZM118 134V135H117ZM130 134V135H129ZM155 134V135H154ZM167 134V135H165ZM169 134V135H168ZM187 134V135H186ZM246 134V135H244ZM45 135V136H44ZM78 135V136H77ZM100 139H99V137ZM126 135V136H125ZM154 137H151V136ZM182 135V136H181ZM189 135V136H188ZM191 135V136H190ZM198 137H197V136ZM215 135V136H214ZM218 135V136H217ZM221 135V136H220ZM231 135V136H230ZM251 135V136H250ZM261 135V136H260ZM11 136V137H10ZM54 136V137H53ZM57 138H56V137ZM67 136V137H66ZM74 136V138H73ZM95 136V137H94ZM148 136V137H147ZM150 136V137H149ZM167 136V138H166ZM202 136V137H201ZM261 138H260V137ZM43 137V139H42ZM71 140H70V138ZM162 137V138H161ZM187 137V138H186ZM204 137V138H203ZM211 137V138H210ZM11 138V139H10ZM13 138V140H12ZM53 138L54 140H52ZM78 140H75V139ZM91 138V139H90ZM130 138V139H128ZM165 138V139H164ZM179 138V139H176ZM189 138V139H188ZM191 138L192 141H189ZM196 138V139H195ZM209 138V139H207ZM214 138V139H213ZM230 138V139H229ZM252 138V139H251ZM45 139V140H44ZM63 139V140H61ZM84 141L83 142H79ZM110 139V140H109ZM123 139V140H122ZM188 139V141H187ZM208 142H207V140ZM212 139V140H211ZM232 139V140H231ZM249 139V140H247ZM257 139V140H256ZM259 139V140H258ZM12 140V141H11ZM40 140V141H39ZM57 140V142H56ZM96 140V142H95ZM104 140V141H103ZM112 140V141H111ZM135 140V141H134ZM182 140V142H181ZM195 140V146L193 144ZM198 140V141H197ZM204 140V141H203ZM228 140V141H227ZM32 141V142H31ZM36 141V142H35ZM39 141V142H38ZM53 141L55 143H53ZM59 141V142H58ZM61 141V142H60ZM68 141V142H67ZM70 141V142H69ZM76 141V142H75ZM85 141L87 145L85 146ZM119 141V142H118ZM250 141V143H249ZM261 141V144H260ZM31 142V143H30ZM47 142V143H45ZM99 142V143H98ZM122 142V143H121ZM178 142V143H176ZM191 142V144L189 143ZM198 142V143H197ZM201 144L199 145V143ZM206 142V143H205ZM230 142V143H229ZM241 142V143H240ZM52 143V145H51ZM107 145H105V144ZM113 143V145H112ZM128 143V144H127ZM175 143V144H174ZM181 143V144H180ZM198 145H197V144ZM204 143V146H203ZM210 145H209V144ZM214 143V144H213ZM240 143V145H239ZM248 143V144H247ZM259 143V144H258ZM10 146H9V145ZM23 144V145H22ZM54 144V145H53ZM76 144H80L79 146ZM104 144V145H103ZM172 144V145H170ZM190 144V146L188 145ZM231 144V145H230ZM244 144V145H243ZM255 144V146H254ZM76 145V146H75ZM83 145V146H82ZM91 145V147H90ZM111 145V147H110ZM124 145V146H123ZM179 145V146H177ZM181 145V147H180ZM188 145V146H187ZM213 145V146H211ZM239 145V146H238ZM248 145V146H247ZM250 145V146H249ZM260 145V146H259ZM262 145V146H261ZM24 146V147H23ZM69 146V147H68ZM74 146V147H73ZM78 146V148H77ZM90 148H89V147ZM106 146V147H105ZM192 146V147H191ZM203 146V148L198 147ZM207 146V147H206ZM237 146V147H236ZM241 146V147H240ZM253 146V147H252ZM11 147V148H10ZM84 147V148H82ZM87 147V148H86ZM117 147V148H116ZM164 147V148H163ZM195 147V148H193ZM198 147V148H197ZM213 150H211L210 149ZM18 148V149H17ZM73 148V151H72ZM76 148V149H75ZM95 150H94V149ZM143 148V149H142ZM171 148V149H170ZM200 148V149H199ZM210 150H209V149ZM215 148V149H214ZM252 148V151H251ZM10 149V150H9ZM22 149V150H21ZM78 149V150H77ZM145 149V150H144ZM163 149V150H162ZM166 149V151H165ZM168 149V150H167ZM197 149V150H196ZM223 149V150H222ZM260 149V151H259ZM5 150V151H4ZM9 150V151H8ZM15 150V151H14ZM21 150V151H20ZM28 150L30 152H28ZM38 150V151H36ZM77 150V151H76ZM89 150V151H88ZM117 150V151H116ZM209 150V151H208ZM222 150V151H221ZM227 150V151H226ZM233 152H232V151ZM250 150V151H249ZM262 150V152H261ZM54 151V152H52ZM76 151V152H75ZM97 151V152H96ZM163 151V152H162ZM179 151V152H178ZM207 151V152H206ZM246 151V152H245ZM20 152V153H19ZM34 152V153H33ZM77 154H75V153ZM84 152V153H83ZM103 152V153H101ZM160 152V154H159ZM175 155H174V153ZM193 152V153H192ZM202 152V153H201ZM218 152V153H217ZM223 152L224 155L223 156ZM256 152V153H255ZM260 152V153H259ZM9 153V154H8ZM14 153V154H13ZM19 153V154H18ZM26 153V154H25ZM30 153V154H29ZM38 153L40 155H38ZM48 153V157H47ZM58 153V154H56ZM69 153H72L71 155ZM74 153V154H73ZM86 153V154H85ZM94 153V154H93ZM96 153V154H95ZM108 153V154H107ZM125 153V154H124ZM127 153V154H126ZM157 153V154H156ZM206 153V154H204ZM210 153V155H209ZM247 153V154H246ZM11 154V155H10ZM34 154V155H32ZM37 154V155H36ZM43 154V155H42ZM52 154V155H51ZM85 154V156L83 155ZM90 154V155H89ZM134 154V155H133ZM153 154V155H152ZM156 154V155H154ZM179 156H177V155ZM209 156H208V155ZM229 154V155H228ZM234 154V155H233ZM242 154V155H241ZM23 157H21V156ZM42 155V156H41ZM62 155V156H60ZM70 155L71 158L68 156ZM76 155V156H74ZM81 155V156H80ZM83 155V156H82ZM92 155V156H91ZM95 155V157H94ZM128 155V156H127ZM131 155V156H130ZM137 155V156H136ZM148 155V156H146ZM158 155V156H157ZM171 155V159L170 156ZM212 155V156H211ZM219 155V156H218ZM233 155V158H232ZM239 155V156H238ZM251 157H250V156ZM7 156H13L7 157ZM17 156V157H16ZM19 156V157H18ZM27 156V157H24ZM58 156V157H56ZM73 156V157H72ZM87 156V157H86ZM99 156V157H98ZM104 156V158H103ZM124 156V157H123ZM126 156V157H125ZM130 156V157H129ZM173 156V157H172ZM176 156V157H174ZM184 156V157H183ZM203 156L205 157L203 160ZM218 156V157H217ZM40 157V158H39ZM60 157V159H59ZM66 157V158H65ZM68 157V158H67ZM86 157V158H85ZM98 157V158H97ZM142 157V158H141ZM147 157V158H145ZM157 157V158H156ZM162 157V158H161ZM169 157L170 160H168ZM182 157V158H181ZM208 157L210 158L208 161ZM226 158V160L224 159ZM240 157V158H239ZM17 158V159H16ZM20 158V159H19ZM58 158V159H57ZM62 158V159H61ZM77 158V159H74ZM97 158V159H96ZM101 158V159H100ZM111 158V159H110ZM187 158V159H186ZM260 158V160H259ZM13 159V160H12ZM66 159H68L66 161ZM70 159V160H69ZM73 159V160H72ZM81 159V160H80ZM83 159V160H82ZM90 159V160H89ZM155 159V160H154ZM184 161H183V160ZM223 159V160H222ZM229 159V160H227ZM232 159V160H231ZM236 159V160H235ZM246 159V160H245ZM9 160V161H8ZM20 160V161H19ZM22 160V162H21ZM35 160V161H34ZM125 160V161H124ZM174 160V161H173ZM251 160V161H250ZM45 161V162H44ZM56 161V162H55ZM72 163H71V162ZM78 161V162H77ZM87 161V162H86ZM143 161V162H141ZM176 161V162H175ZM183 161V162H181ZM204 161V162H203ZM208 163H207V162ZM220 161V163L217 162ZM230 161V163H229ZM232 161V162H231ZM234 161V162H233ZM256 163H255V162ZM36 162V163H35ZM39 162V163H37ZM42 162L43 166L39 165ZM47 162V163H46ZM59 162V163H58ZM62 162V163H60ZM70 162V163H69ZM84 162V163H82ZM90 162V163H89ZM139 162V163H138ZM166 162V163H165ZM213 164H212V163ZM246 164H245V163ZM262 162V163H261ZM9 163V164H8ZM51 163V164H50ZM75 163H78L77 165ZM134 163V164H133ZM138 167H137V164ZM144 163V164H143ZM163 163V164H162ZM173 163V164H172ZM178 163V164H177ZM187 163V164H186ZM215 163V164H214ZM232 163V164H231ZM252 164L253 166L249 165ZM69 164V165H68ZM87 164V165H86ZM171 164V165H170ZM219 164V165H218ZM224 164V165H223ZM234 164H236L234 166ZM245 164V165H244ZM33 165V167H32ZM39 165V167H38ZM51 165V166H49ZM65 165V166H64ZM72 165V166H71ZM74 165L76 167H74ZM168 165V167H167ZM173 165V166H172ZM177 165V167H175ZM194 165V167H193ZM228 165V166H227ZM36 166V167H35ZM49 166V167H48ZM54 166V167H53ZM86 166V167H85ZM127 166V167H126ZM171 166V167H170ZM239 166V167H238ZM245 166L249 167L245 169ZM263 166V168H261ZM9 167V168H8ZM38 167V168H37ZM42 167V168H41ZM45 167V168H44ZM50 167H53L52 169ZM63 167V168H62ZM83 167V168H82ZM108 167V168H107ZM162 167V168H161ZM173 167V169H172ZM236 167V168H233ZM241 167V168H240ZM3 168H5L3 170ZM29 168V169H28ZM37 168V170H36ZM48 168V169H47ZM56 168V169H55ZM90 168V169H89ZM93 168V169H92ZM104 168V169H103ZM107 168V169H106ZM126 168V169H125ZM130 168V169H129ZM132 168V169H131ZM141 168V169H140ZM145 168V170H144ZM161 168V170H160ZM172 170H171V169ZM176 168V169H175ZM182 168V169H181ZM187 168V169H186ZM244 168V169H243ZM258 168V169H257ZM7 169V170H6ZM11 169V170H10ZM18 169V170H17ZM31 169V170H30ZM44 169H47L46 171ZM54 169V170H53ZM61 171V173L57 170ZM82 169V170H80ZM89 169V170H88ZM103 169V170H101ZM128 169V170H127ZM135 169V170H134ZM181 169V170H180ZM186 169V170H185ZM191 169V170H190ZM236 169V170H235ZM238 169V170H237ZM30 170V171H29ZM34 170V171H32ZM52 170V172H51ZM56 170V171H55ZM64 170V171H63ZM79 170V171H78ZM83 170H86L85 172ZM91 170V171H90ZM101 170V171H100ZM106 170V171H105ZM133 170V171H132ZM143 170V171H141ZM160 170V172H159ZM190 170V171H189ZM240 170V171H239ZM243 170L245 172H243ZM9 171V172H8ZM15 171V172H14ZM29 171V172H27ZM36 171V172H35ZM43 171V172H42ZM50 171V172H49ZM55 171V172H53ZM58 171V172H57ZM70 171V172H69ZM73 171V172H72ZM77 171V172H76ZM82 171V172H81ZM121 171V172H120ZM131 171V172H130ZM136 171V172H135ZM143 173H141V172ZM151 173H149V172ZM174 171V172H173ZM19 172V173H18ZM33 172V173H32ZM63 172V173H62ZM65 172V173H64ZM67 172V173H66ZM94 172V173H93ZM97 172V174H96ZM101 172V173H99ZM134 172V173H133ZM147 172V173H146ZM159 172V173H157ZM21 173V174H20ZM29 173V174H28ZM48 173V174H47ZM55 173V174H54ZM70 173V174H69ZM83 173L85 175H83ZM93 173V174H92ZM112 175H111V174ZM124 173V174H123ZM139 173V174H138ZM191 173V174H190ZM256 173V175H255ZM260 176L257 177V174ZM35 176H33V175ZM51 174V175H49ZM54 174V176H53ZM60 174V175H59ZM62 174V175H61ZM64 174V176H63ZM88 174V175H86ZM92 174V175H91ZM100 176H99V175ZM127 174V177H126ZM143 174V175H142ZM148 174V175H147ZM175 174V175H174ZM28 175V176H26ZM31 175V177H30ZM39 175V176H38ZM41 175V176H40ZM43 175V176H42ZM79 175V176H78ZM84 176L81 178V176ZM89 175H91L89 177ZM94 175V176H93ZM109 175V177H107ZM135 175V176H134ZM223 175V176H222ZM227 175V176H225ZM252 175V176H251ZM62 179H58L60 177ZM104 176V177H103ZM134 176V177H133ZM171 176V178H170ZM173 176V177H172ZM215 176V177H214ZM221 176V177H220ZM229 176L233 177L230 178ZM248 176V179H247ZM251 176V177H250ZM23 177V178H22ZM27 179H26V178ZM30 177V178H29ZM49 179H47V178ZM51 177V178H50ZM53 177V178H52ZM69 179V180H65ZM69 177V178H67ZM80 179H79V178ZM87 177V178H85ZM97 177V178H96ZM111 177V178H110ZM131 177V180L129 179ZM138 177V178H136ZM178 177V178H177ZM206 177V178H205ZM214 179H213V178ZM217 177V178H216ZM225 177V178H223ZM226 177L228 179H226ZM250 177V178H249ZM255 177V178H254ZM261 177V178H260ZM263 177V178H262ZM10 178V179H9ZM31 178L33 180H31ZM36 178V179H34ZM40 178V179H39ZM72 178V179H71ZM128 178V179H127ZM133 178V179H132ZM135 178V179H134ZM167 178V180H166ZM169 178V179H168ZM209 178L211 180H209ZM219 178V179H218ZM253 178V179H252ZM26 179V180H24ZM76 179V180H75ZM89 179V180H88ZM110 179V180H109ZM124 179V182H122ZM216 179V180H215ZM218 179V180H217ZM226 179V180H225ZM237 181H236V180ZM28 180V181H27ZM43 180V181H41ZM49 180V181H48ZM59 180V182L57 181ZM62 180H65L64 182ZM98 180V181H97ZM118 180V181H117ZM121 182H120V181ZM136 180V182H135ZM159 180V181H158ZM234 180V181H233ZM246 180V181H245ZM262 180V181H261ZM8 181V182H7ZM10 181V183H9ZM26 181V182H25ZM46 181V182H45ZM62 181V182H61ZM68 181V182H67ZM94 183H92V182ZM106 181V182H105ZM127 181V182H126ZM174 181V182H173ZM197 181V182H196ZM210 183H208V182ZM262 182V184L260 183ZM6 182V183H4ZM16 182L17 185H16ZM22 182L24 184H22ZM54 182V184H53ZM58 182V183H56ZM63 184H61V183ZM97 182V183H96ZM105 184H103V183ZM129 182V183H128ZM131 182V183H130ZM158 182V183H157ZM181 182V183H180ZM205 182V183H203ZM213 182V183H212ZM235 182V183H234ZM240 182V183H237ZM249 182V183H248ZM29 183V184H28ZM38 183V186H37ZM43 183V184H42ZM55 185V186H53ZM58 185H56V184ZM61 185H60V184ZM68 183V184H67ZM125 183V186L124 184ZM139 183V184H138ZM171 183V184H170ZM196 183V184H195ZM217 183V187H216ZM233 183V184H231ZM10 184V186H9ZM13 184V185H12ZM32 184V185H30ZM123 186H122V185ZM133 184L135 186H133ZM175 186H174V185ZM201 184V185H200ZM214 184V186H213ZM231 184V185H230ZM45 185V186H44ZM78 185V186H77ZM105 185V186H104ZM120 185V186H118ZM129 185V186H128ZM142 185V186H141ZM178 185V186H177ZM200 185V186H198ZM230 185V186H229ZM256 185V186H255ZM4 186V189H3ZM22 186V188H21ZM82 186V187H81ZM85 186V187H84ZM99 186V187H98ZM133 186V187H132ZM204 186V187H203ZM205 186H207L205 188ZM220 188H219V187ZM222 186V187H221ZM250 189H249V187ZM263 188H262V187ZM41 187V188H40ZM44 187V188H43ZM80 187V188H79ZM136 187V188H135ZM178 187V188H176ZM235 187V188H234ZM255 187V189H254ZM257 187V188H256ZM9 188V189H8ZM85 188V189H84ZM123 188V190H122ZM127 188V189H126ZM130 188H132L130 190ZM139 188V189H138ZM156 188V189H155ZM161 188V189H160ZM214 188V189H213ZM261 188V189H260ZM2 189L4 191H2ZM7 189V190H5ZM20 189V190H19ZM29 189V192L27 191ZM125 189V191H124ZM141 189V190H140ZM154 189V190H153ZM159 189V190H158ZM163 189V190H162ZM171 189V193H170ZM206 189V190H205ZM208 189V190H207ZM233 189V190H232ZM238 189V190H237ZM12 192H11V191ZM22 190V191H21ZM53 192H52V191ZM81 190V191H80ZM84 190V191H83ZM95 190V191H94ZM98 190V192H96ZM117 190V191H116ZM150 190V191H148ZM174 190V191H173ZM198 190V191H197ZM201 190V191H200ZM219 190V191H218ZM223 190V191H222ZM6 191V192H5ZM10 191V192H9ZM57 191V192H56ZM71 191V192H69ZM83 191V192H82ZM122 191V192H121ZM210 191V193H209ZM214 191V192H213ZM238 191V192H237ZM2 192L4 194H2ZM21 194H20V193ZM77 192V193H76ZM80 192V194H79ZM109 192V195H108ZM158 192V193H157ZM161 192L162 196H158ZM164 192V193H163ZM169 192V193H168ZM197 192V193H196ZM199 192V193H198ZM204 192L209 193V196ZM221 192V194H220ZM9 193V194H8ZM96 193V194H95ZM103 193V194H100ZM107 193V194H106ZM120 193V194H119ZM124 193V194H123ZM154 193V194H153ZM156 193V196H155ZM163 193V194H162ZM167 193V194H166ZM173 193V194H172ZM191 193V194H190ZM223 193V194H222ZM234 193V194H233ZM8 196H7V195ZM37 194V195H36ZM43 194V198L40 197ZM47 194V195H46ZM59 194V195H58ZM63 194V195H62ZM65 194V195H64ZM71 196H69V195ZM95 194V195H94ZM98 194V197H97ZM152 194V196H151ZM177 194V195H176ZM199 194V195H198ZM203 194V195H202ZM216 194V195H215ZM220 194V195H219ZM228 194V195H227ZM230 194V196H229ZM254 194V196H253ZM3 195V196H2ZM11 195V197H10ZM16 195V197H15ZM18 195V196H17ZM21 195H23L21 197ZM35 195V196H34ZM39 195V196H38ZM46 195V196H45ZM52 195V196H51ZM55 195V196H54ZM61 195V196H60ZM73 195V196H72ZM88 195V196H87ZM116 195V197H115ZM135 195V196H134ZM178 197H176V196ZM219 195V196H218ZM224 195V196H222ZM239 195V196H238ZM52 197V199L50 197ZM64 196V198H63ZM66 196V198H65ZM75 196V198H73ZM81 196V197H80ZM86 198H85V197ZM127 196V197H126ZM137 196V197H136ZM154 196V197H153ZM195 196V197H194ZM198 196V197H197ZM199 196H206L200 199ZM216 196V197H215ZM222 198H221V197ZM227 198H224L226 197ZM234 196V197H233ZM252 198H251V197ZM49 199L48 200H44ZM47 197V198H46ZM49 197V198H48ZM60 197V198H59ZM88 197V198H87ZM101 197L104 199L102 200ZM107 197V198H106ZM112 197V198H110ZM119 197V198H118ZM163 197V198H162ZM186 197V198H185ZM3 198V199H2ZM5 198V199H4ZM7 198V199H6ZM24 198V199H22ZM37 198V199H36ZM63 198V199H62ZM71 198V200H69ZM73 198V199H72ZM79 198V199H78ZM82 198V199H81ZM93 200H92V199ZM106 198V199H105ZM116 198V199H115ZM135 198V199H134ZM137 198V199H136ZM159 198V200H158ZM247 198V199H246ZM54 199V202L52 201ZM79 201H78V200ZM81 199V201H80ZM88 200L87 203L84 200ZM90 199V201H89ZM100 199V200H99ZM108 199V200H107ZM110 199V201H109ZM120 199V200H119ZM155 199V200H154ZM183 199V200H182ZM213 199V200H212ZM224 199V200H223ZM241 199V200H240ZM3 200V201H2ZM5 200V201H4ZM11 204H10V201ZM22 200V201H21ZM30 200V201H29ZM40 200V201H39ZM76 200V203H71ZM97 200V201H96ZM115 200V201H114ZM118 200V202H117ZM122 200V201H121ZM204 200V201H201ZM216 200V201H215ZM221 200V201H219ZM234 200V201H233ZM240 200V201H239ZM6 201H9L8 204ZM16 201V202H15ZM27 201V204H26ZM33 205H32V203ZM37 201V202H36ZM46 201V202H45ZM59 203H58V202ZM71 201V202H70ZM121 201V202H120ZM150 201V202H149ZM199 201V202H198ZM206 201V202H205ZM208 201V203H207ZM212 201V202H211ZM247 201V202H246ZM21 202V203H20ZM44 202V203H43ZM65 202V203H64ZM69 202V203H68ZM79 202V204L77 203ZM82 202V203H81ZM84 202V203H83ZM103 202V203H102ZM116 202V203H115ZM175 202V203H174ZM191 202L193 203L191 205ZM215 202V203H214ZM227 202V203H226ZM5 203V204H4ZM14 203V204H13ZM24 203V204H23ZM37 203V204H36ZM57 203V204H56ZM64 203V206H63ZM96 203V205H95ZM105 203V206H104ZM107 203V204H106ZM114 203V204H113ZM123 203V204H122ZM158 203V207L155 206ZM189 203V204H188ZM195 203V204H194ZM198 203V204H197ZM219 203V204H218ZM233 203V204H232ZM250 203V204H249ZM7 204V205H6ZM36 204V205H35ZM48 204V205H47ZM56 204V205H55ZM60 204V206H59ZM72 204V205H71ZM74 204V205H73ZM87 204V205H86ZM99 204V205H97ZM113 204V205H112ZM145 204V206H144ZM222 204V205H221ZM227 204V205H225ZM230 207H227L229 206ZM241 204V205H240ZM31 205V206H30ZM35 205V206H34ZM68 206V208L66 206ZM92 205V206H91ZM95 205V206H94ZM102 205V206H101ZM116 205V206H115ZM124 205V206H123ZM143 205L140 209V206ZM200 207H199V206ZM206 207H205V206ZM225 205V206H223ZM13 206V208L11 207ZM33 206V207H32ZM38 206V207H36ZM48 206V207H47ZM75 208H74V207ZM81 208H80V207ZM89 206V207H88ZM126 206V207H125ZM155 206V207H154ZM181 206V207H180ZM203 206V207H201ZM222 206V208H221ZM235 206V208H234ZM4 207V208H3ZM6 207V208H5ZM16 207V209H15ZM19 207V208H18ZM44 207V211L42 210ZM47 207L48 209H46ZM49 207L51 208L49 210ZM57 207V208H56ZM60 207V208H59ZM62 210V208H64ZM70 207V208H69ZM71 207L75 210H72ZM78 207V208H77ZM104 207V208H103ZM149 207V209H148ZM162 207V208H161ZM185 207V208H184ZM194 207V208H193ZM208 207V208H207ZM212 207V208H211ZM215 207V208H213ZM217 207V208H216ZM261 207V208H260ZM4 209L3 210H1ZM10 208V209H9ZM31 208V209H30ZM38 210H34V209ZM54 208V209H53ZM57 210H56V209ZM94 208L95 211H94ZM99 208V210L97 209ZM124 208V209H123ZM134 208V209H133ZM157 210H156V209ZM198 208V209H197ZM206 208V209H205ZM257 208H260L257 210ZM6 209V210H5ZM14 209V210H13ZM31 211H30V210ZM60 209V210H58ZM85 209V210H83ZM101 209V210H100ZM116 209V210H115ZM134 211H133V210ZM140 211H139V210ZM154 209V210H153ZM180 209V210H179ZM184 209V210H183ZM187 209V210H186ZM193 209V210H192ZM197 209V210H195ZM224 209V210H223ZM226 209V210H225ZM250 209V210H249ZM256 209V210H255ZM9 210V211H8ZM17 210V212H15ZM41 210V211H40ZM53 210V211H52ZM66 210V211H65ZM72 210V211H70ZM81 210V211H80ZM86 210L88 212H86ZM123 210V211H121ZM128 210V211H127ZM180 212H179V211ZM186 210V211H185ZM205 210V211H204ZM221 210V211H220ZM223 210V211H222ZM231 210V211H230ZM235 210V211H234ZM254 210V213H253ZM262 210V212H261ZM3 211V212H2ZM8 211V212H6ZM29 211V212H28ZM33 211V215L32 212ZM39 211V213H38ZM44 216H42L43 212ZM47 211V212H45ZM52 211V213H51ZM76 211V212H74ZM86 214H85V212ZM101 211V212H100ZM108 211V212H107ZM133 213H130V212ZM136 211V212H135ZM153 211V212H152ZM215 211V212H214ZM220 211V213H219ZM233 211V212H232ZM258 211V212H257ZM16 214H15V213ZM26 212V213H25ZM58 212V213H57ZM66 212V213H65ZM71 212V213H70ZM77 214V215H75ZM95 212V213H94ZM99 212V214H98ZM127 212V213H126ZM129 212V213H128ZM223 212V213H222ZM248 212V213H247ZM4 213V215H3ZM14 213V216L11 215ZM17 213L19 215H17ZM36 213V214H35ZM49 213V214H48ZM73 213V214H72ZM119 213V214H118ZM138 213V214H137ZM151 213V214H150ZM157 213V214H156ZM179 213V215H178ZM203 213V214H202ZM209 213V214H208ZM217 213V214H216ZM229 213V215H228ZM251 213V214H250ZM9 214V215H8ZM39 216H38V215ZM41 214V216H40ZM48 214V216H47ZM51 214V216H50ZM59 214V215H58ZM81 214V216H80ZM149 214V215H148ZM187 214V215H186ZM194 214V217H193ZM201 214V215H200ZM215 214V215H214ZM226 214V215H225ZM248 216H246V215ZM263 218H262V215ZM11 215V216H10ZM17 215V216H15ZM29 215V216H28ZM36 217H35V216ZM55 215V216H54ZM89 215V216H88ZM103 215V216H102ZM127 215V216H126ZM136 216V217H133ZM217 215V216H216ZM222 216L217 219L218 216ZM240 215V216H239ZM251 215V216H250ZM254 215V216H253ZM261 215V216H260ZM6 216V217H4ZM19 216V217H18ZM26 217V220L24 218ZM38 216V218H37ZM46 216V217H45ZM60 216V217H59ZM167 216V217H166ZM170 216V217H169ZM180 216V217H179ZM191 216V217H190ZM200 216V217H199ZM203 216V217H202ZM208 216V217H207ZM233 216V217H232ZM246 218H245V217ZM10 217L11 219L7 218ZM16 217V218H15ZM29 217V218H28ZM31 217V219H30ZM40 217V218H39ZM44 217V219H42ZM51 217V218H50ZM54 217V218H52ZM59 217V218H58ZM110 217V218H109ZM118 217V218H117ZM132 217V219H130ZM159 217V218H158ZM176 217V218H175ZM186 217V218H184ZM187 217H189L187 219ZM197 217V218H196ZM212 217V218H211ZM228 217V218H227ZM250 217V218H249ZM254 217V218H253ZM261 217V218H260ZM6 218V219H5ZM15 218V219H14ZM21 221H20V219ZM38 224H36V221ZM50 218V220L48 219ZM99 218V219H98ZM125 218V219H124ZM137 218V219H135ZM166 218V219H164ZM208 219L207 220L205 219ZM210 218V219H209ZM224 220H223V219ZM226 218V219H225ZM238 219V221L236 219ZM253 220H252V219ZM257 218V219H256ZM29 219V222H28ZM42 221H41V220ZM66 219V220H65ZM103 220V221H100ZM121 219V220H120ZM135 221H134V220ZM164 219V221H162ZM194 219V220H193ZM198 220V225L197 221ZM228 219V220H227ZM262 219V220H261ZM14 220V221H12ZM34 220V221H33ZM48 220L47 222H45ZM53 220V221H52ZM68 220V221H67ZM97 220V221H96ZM128 222H127V221ZM143 220V221H142ZM160 220V221H159ZM180 220V222H179ZM187 220V221H186ZM192 220V221H190ZM218 220V221H216ZM222 220V221H221ZM228 222H227V221ZM258 220V221H257ZM260 220V221H259ZM31 221V223H30ZM55 221V224H54ZM99 221V222H98ZM139 221V222H138ZM154 221V222H153ZM178 221V222H176ZM182 221V223H181ZM200 221V222H199ZM211 223H210V222ZM216 221V222H214ZM230 221V223H229ZM254 221V222H253ZM28 222V223H27ZM34 222V224H33ZM43 222V223H42ZM50 222V223H49ZM58 222V224H56ZM84 222V223H83ZM94 222V223H93ZM97 222V223H96ZM120 224H119V223ZM122 222V223H121ZM137 222V223H136ZM184 222L186 224H184ZM190 222V224H189ZM196 222V223H195ZM206 224H209L206 225ZM214 222V223H213ZM227 224H226V223ZM237 222L236 224L233 223ZM262 222V223H260ZM6 223V225H5ZM11 223V224H9ZM42 223V226L39 225ZM45 223V224H44ZM53 229L54 231L46 224ZM63 223V224H62ZM67 225H64L66 224ZM160 223V224H159ZM171 223V225L169 224ZM195 223V224H194ZM201 223V224H200ZM204 223V224H203ZM216 223V224H215ZM223 223V224H222ZM227 226H225V224ZM232 223V224H231ZM239 223V224H238ZM243 223V225L241 224ZM9 224V225H8ZM99 224V225H98ZM110 224V226L106 225ZM115 224V225H113ZM124 224V225H122ZM126 224V225H125ZM150 224V225H149ZM156 224V225H155ZM158 224V225H157ZM167 224V226H166ZM169 224V225H168ZM179 226L178 229L174 225ZM193 224V225H192ZM219 226H218V225ZM222 224V225H221ZM246 224V226H245ZM260 224V225H258ZM28 225V226H26ZM32 225V227H30ZM34 225V226H33ZM36 225H38L36 227ZM57 225V226H56ZM106 225V226H105ZM121 225V226H120ZM135 225V226H134ZM186 225V226H182ZM188 225V226H187ZM192 225V226H190ZM221 225V226H220ZM238 225V226H237ZM254 225V226H253ZM258 225V226H257ZM47 232L45 229L47 228ZM62 226V228H60ZM66 226V227H64ZM94 226V227H93ZM113 226V227H112ZM127 226V227H126ZM134 226V227H133ZM162 226V227H161ZM164 226V227H163ZM200 226V227H198ZM212 226V227H211ZM226 228H225V227ZM229 226V227H228ZM241 226V227H240ZM253 227V229L250 228ZM256 226V227H255ZM27 227V228H26ZM36 227V228H35ZM72 229H71V228ZM76 227L78 229H76ZM84 229H83V228ZM87 227V229H86ZM89 227V228H88ZM160 227V228H159ZM181 227V228H180ZM193 229L191 232V228ZM211 227V228H210ZM217 227V228H216ZM222 230H220L219 228ZM231 227V229H230ZM233 227H235L233 229ZM247 227V228H246ZM250 229H249V228ZM5 228V229H4ZM15 228V229H14ZM40 228V229H39ZM44 230H43V229ZM59 228V229H58ZM66 228V229H65ZM98 228V229H97ZM100 228V230H99ZM158 228V229H157ZM169 228V230H168ZM171 228H173L171 230ZM180 228V229H179ZM184 228V229H183ZM187 228V229H186ZM190 228V229H189ZM202 228V229H201ZM207 228V229H206ZM243 228V229H242ZM259 228V229H258ZM261 228V229H260ZM12 229V230H11ZM27 229V230H26ZM31 231H29V230ZM36 229V232H35ZM39 229V230H38ZM51 229V230H50ZM65 232H64V230ZM68 229V230H67ZM89 229V231H88ZM130 229V231H129ZM156 229V230H155ZM166 229L167 232L164 230ZM183 231H182V230ZM196 229V231H195ZM201 229V231H200ZM206 229V230H204ZM211 229V230H209ZM230 229V230H229ZM233 229V230H232ZM238 229V230H237ZM241 229V230H239ZM248 229V230H247ZM18 230V231H17ZM27 232H26V231ZM34 230V231H32ZM59 230V231H57ZM70 230V231H69ZM71 230L74 232L71 233ZM78 230V232H77ZM83 230V232L81 231ZM92 232H91V231ZM171 230V231H170ZM177 230V231H176ZM187 232H186V231ZM190 230V231H189ZM204 230V231H203ZM213 230V231H212ZM217 230V231H216ZM229 234L227 235V231ZM244 230V231H243ZM252 230V231H251ZM3 231V232H2ZM38 231V232H37ZM56 231V232H55ZM68 231V233H67ZM100 231V232H99ZM155 231V232H154ZM160 234H157V232ZM177 234H176V232ZM182 231V234L180 232ZM195 231V232H194ZM198 231V232H197ZM207 231V232H205ZM211 231V233L209 232ZM225 231V232H224ZM233 231V232H232ZM238 231V232H236ZM240 231V232H239ZM249 231V232H247ZM260 231V233H259ZM46 232V233H45ZM54 232V233H52ZM75 232L81 234L75 235ZM86 232V233H85ZM99 234H98V233ZM140 232V233H139ZM143 232V235L141 234ZM145 232V233H144ZM147 232V233H146ZM165 232V233H164ZM174 232V233H172ZM194 232V233H193ZM198 235H197V233ZM216 232V233H215ZM220 232V233H219ZM223 232V233H222ZM236 232V233H235ZM263 232V236H262ZM4 233V234H3ZM9 233V235H8ZM17 233V235H15ZM20 233V234H18ZM26 233V234H25ZM29 233V234H28ZM41 233V234H40ZM45 233V234H43ZM50 233V234H49ZM66 233V234H64ZM97 233V234H95ZM112 233V234H111ZM151 233V234H150ZM170 233V234H169ZM189 233V234H188ZM203 233V234H202ZM205 233V234H204ZM222 233V234H221ZM226 233V234H224ZM242 233H244L242 235ZM256 233V234H255ZM28 234V235H27ZM62 238H60L59 236ZM85 234V235H84ZM87 234V235H86ZM91 234V235H90ZM111 234V235H110ZM132 234V235H131ZM142 236H140V235ZM150 234V235H149ZM165 234V235H163ZM173 234V235H172ZM185 234V235H184ZM187 235L188 238H187ZM194 236H190V235ZM212 234V235H211ZM214 234V235H213ZM248 234V235H247ZM261 234V236L259 235ZM5 235V237H4ZM8 235V236H6ZM15 235V236H14ZM27 235V236H26ZM56 235V237L54 236ZM65 235V236H64ZM75 235V236H74ZM79 235V236H77ZM81 235L87 237H80ZM107 235V236H106ZM163 235V236H162ZM175 237L173 240V237ZM201 235V238H200ZM207 235V236H206ZM233 235V236H232ZM239 235V236H238ZM251 235V237H249ZM256 235V237H254ZM259 235V236H257ZM12 236V237H11ZM25 236V237H24ZM31 236V238H29ZM68 236V239H67ZM71 236V237H70ZM74 236V239L73 237ZM106 236V237H105ZM119 236V237H117ZM137 236V237H136ZM153 238H152V237ZM160 236V237H159ZM205 236V237H204ZM210 236V237H209ZM227 236V237H226ZM232 236V237H231ZM245 236V237H244ZM247 236V237H246ZM17 239H15V238ZM28 237V238H26ZM58 237V238H57ZM80 237V238H79ZM93 237V238H92ZM112 237V238H111ZM166 237V238H165ZM179 237H183L178 239ZM203 237V238H202ZM208 237V239H207ZM231 237V239H230ZM236 237V242L235 238ZM243 237V239H242ZM249 237V238H248ZM261 237V238H260ZM19 238V239H18ZM24 238V239H23ZM50 238V239H49ZM52 238V240H51ZM70 238V239H69ZM72 238V239H71ZM78 238V239H75ZM84 240H82V239ZM89 238V239H88ZM101 238V239H100ZM118 238V239H117ZM150 238V239H149ZM171 238V239H170ZM187 238V239H185ZM198 238V239H196ZM200 238V239H199ZM206 238V239H205ZM219 238V239H218ZM224 238V239H223ZM227 238V239H226ZM233 238V239H232ZM239 238V239H238ZM256 240L254 242V240ZM7 239V240H6ZM9 240V242H7ZM16 243H15V241ZM26 239V241H25ZM41 239V240H40ZM49 243H48V240ZM65 239V240H64ZM87 239V240H86ZM96 239V240H95ZM105 240V242L103 241ZM142 239V241H141ZM157 239V240H156ZM169 239V240H168ZM183 239V240H181ZM229 239V240H228ZM251 239V240H250ZM260 239V240H259ZM6 240V241H5ZM12 240V241H11ZM19 240V241H18ZM21 240V241H20ZM51 240V241H50ZM70 240H72L70 242ZM74 240V241H73ZM76 240V241H75ZM115 240V241H114ZM124 240V241H123ZM146 240V242H145ZM154 240V241H153ZM156 240V242H155ZM164 240V241H163ZM167 240V241H166ZM173 240V241H172ZM181 240V241H180ZM193 240V241H192ZM211 240V242L209 241ZM214 243V241L216 242ZM221 240V241H219ZM227 240V241H226ZM246 240V241H242ZM259 240V241H257ZM12 243H11V242ZM18 241V243H17ZM23 241V242H22ZM67 244H66V242ZM69 241V242H68ZM81 241V242H79ZM89 241V242H88ZM93 241V243L91 242ZM121 241L123 243H121ZM129 243L127 244L126 243ZM144 241V242H143ZM153 241V244H152ZM176 244H175V242ZM190 244H189V242ZM195 241V242H194ZM203 241V242H202ZM4 242V243H2ZM6 242V243H5ZM27 242V243H26ZM52 242V243H51ZM56 242V244H55ZM63 242V243H62ZM74 242V243H73ZM78 242V243H77ZM119 242V243H118ZM126 244H125V243ZM133 242V243H131ZM150 243V246L147 243ZM162 242V243H160ZM180 242V243H179ZM191 242H193L191 244ZM200 242V244H199ZM213 242V243H212ZM221 242V245H220ZM223 242V243H222ZM227 242V243H226ZM233 243L232 245L230 244ZM241 242V243H240ZM245 242H247L245 244ZM252 244L250 245V243ZM262 243L258 245L257 243ZM15 243V244H14ZM20 243V244H19ZM29 243V245H28ZM48 245H47V244ZM60 243V244H59ZM82 243V244H81ZM86 244V245H83ZM102 243V245H101ZM125 247H122L121 245ZM158 243V244H157ZM166 243V244H165ZM174 243V245H173ZM187 243V244H185ZM204 243V244H203ZM239 243V246H238ZM4 244V245H3ZM10 246H8V245ZM14 244V245H13ZM24 244V246H23ZM31 244V245H30ZM36 244V245H34ZM46 244V246H45ZM64 244V246H63ZM81 244V245H80ZM117 244V245H116ZM142 244V245H141ZM155 244V245H154ZM161 244V245H160ZM164 244V245H163ZM181 244V245H180ZM219 244V245H218ZM242 244H244L242 246ZM249 244V245H248ZM7 245V246H5ZM26 245V246H25ZM70 245V246H69ZM92 245V246H91ZM106 245V246H105ZM116 245V246H115ZM121 248H120V246ZM136 247H135V246ZM148 245V246H147ZM163 245V247H162ZM171 245V246H170ZM183 245V247H181ZM187 245V246H186ZM191 247H190V246ZM198 245V246H197ZM203 245V246H202ZM205 245V246H204ZM210 250L208 251V246ZM214 245V246H213ZM229 245V246H228ZM234 245V246H233ZM247 245V247H246ZM22 246V247H21ZM33 246V247H31ZM37 249H35L36 247ZM53 246V247H52ZM56 246V247H55ZM59 248H58V247ZM67 246V247H66ZM78 248H75L77 247ZM82 246V247H81ZM91 246V247H90ZM132 246V247H131ZM143 246V247H142ZM147 246V248H146ZM150 246V248H149ZM154 246V247H153ZM157 246V247H156ZM159 246V247H158ZM168 248H167V247ZM179 248L177 249V247ZM185 246V247H184ZM195 246V247H194ZM223 246V247H222ZM231 246V247H230ZM238 246V247H237ZM252 246V248H251ZM2 247V248H1ZM3 247L5 249H3ZM14 247V248H13ZM24 247V248H23ZM30 247V248H29ZM35 247V248H34ZM46 247V248H43ZM61 247V248H60ZM64 247V248H63ZM73 247V248H72ZM103 247V248H101ZM110 247V248H109ZM120 249H119V248ZM134 247V249H132ZM138 247V248H137ZM142 247V248H140ZM162 250H161V248ZM171 247V248H169ZM190 247V249H189ZM194 247V248H193ZM204 249H203V248ZM207 247V248H206ZM212 247V248H211ZM221 247V248H220ZM233 247V248H232ZM250 247V248H249ZM23 248L25 251H23ZM43 248V249H42ZM53 248V249H52ZM55 248V249H54ZM60 251L55 253L56 250ZM69 248V249H68ZM72 248V249H71ZM106 248V249H105ZM109 248V249H107ZM115 248V249H114ZM118 248V249H117ZM123 248V249H122ZM155 248V250H154ZM160 248V249H159ZM167 248V250H166ZM173 248V250H172ZM182 248V249H181ZM184 248V249H183ZM206 248V249H205ZM216 248V249H214ZM227 250H230L227 251ZM232 248V249H231ZM235 248V249H234ZM240 248V249H239ZM243 248V249H242ZM256 248V251L254 249ZM12 251H10V250ZM27 249V250H26ZM42 249V250H41ZM80 249L79 251H77ZM105 251H103V250ZM117 249V250H116ZM139 249V250H138ZM142 249V252H140ZM157 249V250H156ZM159 249V250H158ZM180 249V250H179ZM192 249V250H191ZM197 249H200L199 252ZM213 249V252H212ZM222 249V251H220ZM227 251V253L224 251ZM237 249V252H236ZM248 249V250H247ZM35 250V251H33ZM52 250V251H51ZM67 250V251H66ZM72 253H71V251ZM101 250L102 252H99ZM115 253H120L114 256ZM120 250V251H118ZM126 250V251H125ZM136 250V252H134ZM153 250L155 253H153ZM170 250V253L169 251ZM204 250V251H203ZM239 250V251H238ZM244 250V251H243ZM246 250V252H245ZM251 250V251H250ZM14 251V252H13ZM66 251V252H65ZM75 251V252H74ZM84 251V252H83ZM107 251V252H106ZM108 251L111 253L108 254ZM122 251V252H121ZM125 251V252H124ZM130 251V252H129ZM139 251V252H138ZM146 251V252H144ZM158 251V252H157ZM164 253H163V252ZM187 251V252H186ZM189 251V253H188ZM194 251V252H192ZM201 251V252H200ZM212 253H211V252ZM235 251V253H234ZM3 252V253H2ZM10 252V253H8ZM26 252V253H25ZM36 252V254L34 253ZM62 252V253H61ZM69 252V253H68ZM113 252V253H112ZM129 252V254H128ZM133 252V253H132ZM138 252V253H137ZM148 252V253H147ZM150 252V253H149ZM192 252V254H191ZM197 252V253H196ZM206 253V256L204 255ZM217 252V256H216ZM220 252V254H219ZM229 252V253H228ZM244 252V253H243ZM253 252V253H252ZM29 253V254H28ZM39 253V254H38ZM66 253V255H64ZM103 253V254H102ZM107 253V254H105ZM132 253V255H130ZM136 253V254H135ZM144 253L147 254L144 255ZM158 253V255L156 254ZM188 253V254H186ZM201 253V254H199ZM210 253V254H209ZM222 253V255H221ZM224 253V254H223ZM237 253V254H236ZM240 253V254H238ZM253 255H252V254ZM4 254V255H3ZM10 254V255H8ZM72 257H68L69 255ZM79 254V255H78ZM92 254V255H91ZM127 254V255H126ZM166 255V256H163ZM182 254V255H181ZM186 254V256H185ZM198 254V255H196ZM212 254V255H211ZM232 254V255H231ZM234 254V255H233ZM246 254V255H244ZM255 254V257H254ZM0 255V256H1ZM16 255V257H15ZM62 255V256H61ZM76 255V256H74ZM77 255L79 256L77 258ZM102 255V256H101ZM110 255V256H109ZM129 255V256H128ZM135 255V256H134ZM142 255V256H141ZM144 255V256H143ZM151 255V257H150ZM153 255V256H152ZM170 255V257H168ZM172 255V256H171ZM189 255V258H187ZM191 255V256H190ZM211 255V257L209 256ZM228 258H227V256ZM242 255V256H240ZM253 257H252V256ZM257 255V256H256ZM8 256V257H7ZM13 256V257H12ZM30 256V257H29ZM37 256V257H36ZM63 257V260L61 257ZM105 256V257H104ZM109 256V259L106 258ZM128 256V257H126ZM131 256V257H130ZM137 256V259L135 258ZM140 256V257H139ZM200 256V257H199ZM205 256V257H202ZM216 258H215V257ZM220 256V257H218ZM223 256V257H222ZM226 256V258L224 257ZM233 256V257H232ZM246 256V257H245ZM251 256V257H249ZM43 257V258H42ZM45 257V258H44ZM65 257V258H64ZM76 257V258H75ZM103 257V260L101 259ZM117 257V258H116ZM126 257V258H125ZM142 257V258H141ZM145 257V258H144ZM150 259L149 261L148 258ZM160 257V258H159ZM163 257V259H162ZM182 257V258H181ZM199 257V259H198ZM209 258L208 260L206 259ZM239 257V259L237 258ZM244 257V258H242ZM7 258V259H6ZM10 258L11 261H10ZM75 258V259H74ZM83 258V259H82ZM91 258V260H90ZM100 258V260H99ZM114 258V259H113ZM123 258V259H122ZM125 258V259H124ZM132 258V259H131ZM139 258V259H138ZM153 260H152V259ZM159 258V259H158ZM167 258V261H166ZM172 258V259H169ZM176 258V259H175ZM192 260H189L191 259ZM198 261H196L195 259ZM201 258V259H200ZM213 258V259H212ZM15 260V262H13ZM37 259V260H36ZM46 259V261H45ZM65 259V260H64ZM71 259H74L71 260ZM108 259V261H107ZM127 259V260H126ZM131 259V260H130ZM158 259V260H157ZM170 261H169V260ZM182 259V260H181ZM187 259V261L185 260ZM211 259V262L209 261ZM220 259V260H219ZM222 259V260H221ZM231 259V260H230ZM7 260V261H6ZM34 260V261H33ZM36 260V261H35ZM48 260V261H47ZM133 260V261H132ZM152 260V261H151ZM196 262H194V261ZM219 260V261H218ZM235 260V261H234ZM247 260V261H246ZM252 260V261H251ZM10 261V262H9ZM53 261V262H52ZM67 261V262H65ZM69 261V262H68ZM73 261V262H72ZM103 261V262H102ZM125 261V263H124ZM130 261V262H129ZM134 261H136L134 263ZM156 261V262H155ZM158 261V262H157ZM173 261V262H172ZM177 261V262H175ZM179 261V262H178ZM185 261V262H184ZM204 261V262H203ZM206 261V262H205ZM209 261V262H207ZM221 261V262H220ZM226 261V262H224ZM230 261V262H229ZM256 261V262H255ZM7 262V263H6ZM29 262V263H28ZM60 262V263H59ZM139 262V263H138ZM150 262V263H149ZM171 262V263H170ZM184 262V263H183ZM234 262V263H231ZM236 262V263H235ZM255 262V263H252ZM261 262V263H259ZM145 263V264H146ZM107 264V263H105Z\"/></svg>","mask_w":264,"mask_h":264},{"label":"bare ground","instance_id":"obj_2","mask_svg":"<svg viewBox=\"0 0 264 264\" xmlns=\"http://www.w3.org/2000/svg\"><path fill=\"white\" fill-rule=\"evenodd\" d=\"M16 1H17V0H16ZM19 1L21 2L22 0H19ZM24 1H25V0H24ZM49 1H51V0H48V2H49ZM59 1H60V0H59ZM59 1H58V4H59ZM68 1H69V0H68ZM94 1H95V0H94ZM98 1H99V0H98ZM100 1H101V0H100ZM107 1H109V0H107ZM111 1H113V0H111ZM123 1H124V0H123ZM127 1H128V0H127ZM131 1H132V0H131ZM131 1H130V2H131ZM152 1H153V0H152ZM157 1H158V0H157ZM160 1H161V0H160ZM160 1H159V2H160ZM178 1H180V0H178ZM181 1H182V0H181ZM213 1H214V0H213ZM239 1H240V0H239ZM4 2H5V1H4ZM8 2H9V1H8ZM27 2H28V0H27ZM38 2H39V0H38ZM45 2H46V1H45ZM45 2H44V3H45ZM61 2H63V1H61ZM71 2H72V1L70 0V4H71ZM81 2H82V1H81ZM88 2L90 3V0H89ZM113 2H114V1H113ZM120 2H122V1H120ZM150 2H151V1H150ZM150 2H149V3H150ZM159 2H158V3H159ZM161 2H162V1H161ZM170 2H172V1H170ZM185 2H186V1H185ZM198 2H199V1H198ZM207 2H208V1H207ZM209 2H210V1H209ZM215 2H216V1H215ZM222 2H224V1H222ZM228 2H229V1H228ZM233 2H234V1H233ZM0 3H1V2H0ZM14 3L16 4L15 1L13 2V4H14ZM42 3H43V2H42ZM64 3H66V2L64 1ZM64 3H63V4H64ZM79 3H80V2H79ZM91 3H92V2H91ZM101 3H102V1H101ZM105 3H106V2H105V0H104V4H105ZM115 3H116V2H115ZM132 3H135V2H132ZM149 3H148V4H149ZM172 3H173V2H172ZM176 3H177V2H176ZM220 3H221V2H220ZM225 3H226V2H225ZM234 3H235V2H234ZM1 4H2V3H1ZM6 4H7V3H6ZM11 4H12V1H11ZM22 4H24V3H22ZM29 4H30V3H28V5H29ZM46 4H47V3H46ZM49 4H51V2H50ZM54 4H56V3H54ZM58 4H57V7L59 6V8H60V5H58ZM73 4H74V2H73ZM76 4H77V3H75V5H76ZM86 4H88V3H86ZM92 4H93V3H92ZM94 4H95V3H94ZM107 4H108V3H107ZM111 4H112V3H111ZM118 4L120 5V3H118ZM118 4H117V5H118ZM125 4H126V3H125ZM156 4H157V3H156ZM166 4H167V3H166ZM166 4H165V6H166ZM178 4H179V2H178ZM182 4H183V2H182ZM194 4H195V3H194ZM199 4H200V3H199ZM205 4L207 5V3H205ZM205 4H204V5H205ZM211 4H212V2H211ZM216 4H217V2H216ZM257 4H258V3H257ZM24 5H25V4H24ZM24 5H23V6H24ZM34 5H35V4H34ZM66 5H67V4H66ZM68 5H69V4H68ZM78 5H79V4H77V6H78ZM88 5H89V4H88ZM97 5H98V4H96V6H94V7H97ZM112 5H113V4H112ZM112 5H111V6H112ZM140 5H141V4H140ZM144 5H145V4H144ZM149 5H150V4H149ZM151 5H152V3H151ZM153 5H154V4H153ZM174 5H175V4H174ZM220 5H222V4H220ZM224 5H225V4H224ZM227 5H228V4H227ZM245 5H246V4H245ZM4 6H5V5H4ZM15 6H16V5H15ZM18 6H19V5H18ZM29 6H30V5H29ZM41 6H42V5H41ZM41 6H39V7H41ZM47 6H48V5H47ZM47 6H44V7H47ZM49 6H50V5H49ZM61 6H62V5H61ZM89 6H90V5H89ZM92 6H93V5H92ZM102 6H103V5H102ZM102 6L100 5L99 7H102ZM108 6H109V5H108ZM167 6H168V5H167ZM171 6H172V5H171ZM194 6H195V5H194ZM197 6H198V5H197ZM200 6H201V5H200ZM247 6H248V5H247ZM247 6H246V7H247ZM2 7H3V6H2ZM2 7H1V9H2ZM39 7H37V8H39ZM64 7H65V6H64ZM64 7H63V8H64ZM80 7H81V6H80ZM80 7H79V8H80ZM83 7H84V6H83ZM113 7H114V6H113ZM115 7L117 8L118 6H115ZM121 7H122V5H121ZM158 7H159V6H158ZM169 7H170V6H169ZM188 7H189V6H188ZM195 7H196V6H195ZM224 7L226 8V6H224ZM243 7H244V6H243ZM10 8H11V7H10ZM10 8H9V10H11ZM17 8H18V7H17ZM20 8H21V7H20ZM25 8H26V5H25ZM54 8H56V7L54 6ZM71 8H72V7H71ZM84 8H85V7H84ZM97 8H98V7H97ZM108 8H109V7H108ZM108 8H107V9H108ZM180 8H181V7H180ZM184 8H185V7H184ZM198 8H200V7L198 6ZM210 8H211V5H210ZM220 8H222V7H220ZM240 8H241V7H240ZM1 9H0V11H1ZM7 9H8V8H7ZM7 9H6L5 11H7ZM12 9H13V8H12ZM30 9H31V6H30ZM45 9H46V8H45ZM50 9H51V7H50ZM64 9H65V8H64ZM74 9H75V8L73 7V10H74ZM76 9H77V8H76ZM81 9H82V8H81ZM101 9H102V8H101ZM119 9H120V7H119ZM119 9H118V10H119ZM124 9H125V8H124ZM177 9H178V8H177ZM187 9H188V8H187ZM201 9H202V7H201ZM216 9H217V6H216ZM226 9H227V8H226ZM229 9L231 10L230 7H229ZM232 9H234V8L232 7ZM236 9H237V8H236ZM238 9H239V8H238ZM238 9H237V11H238ZM15 10H16V9H15ZM52 10H53V9H52ZM57 10H58V9H57ZM57 10H56V11H57ZM70 10H71V9H70ZM92 10H93V9H92ZM97 10H98V9H97ZM99 10H100V9H99ZM110 10L112 11V9H110ZM120 10H121V9H120ZM136 10H137V9H136ZM149 10H151V9H149ZM175 10H176V9H175ZM179 10H181V9H179ZM183 10H184V9H183ZM197 10H198V9H197ZM218 10H219V9H218ZM221 10H224V9L222 8ZM234 10H235V9H234ZM252 10H253V9H252ZM3 11H4V10H3ZM11 11H12V10H11ZM21 11H22V10H21ZM25 11H26V9H25ZM74 11H76V10H74ZM93 11H94V10H93ZM102 11H103V9L101 10V14L103 13ZM104 11H106V13H107V10H104ZM113 11H114V10H113ZM165 11H166V10H165ZM177 11H178V10H177ZM181 11H182V10H181ZM202 11H203V10H202ZM207 11H208V10H207ZM211 11H212V10H211ZM211 11H210V12H211ZM219 11H220V10H219ZM224 11H225V10H224ZM8 12H9V11H8ZM13 12H14V10H13ZM17 12H18V11H17ZM17 12H16L15 14H17ZM23 12H24V11H23ZM31 12H32V10H31ZM35 12H36V10H35ZM37 12H38V11H37ZM42 12H43V11H42ZM42 12H41V13H42ZM48 12H49V11H48ZM65 12H66V9H65ZM71 12L73 13V11H71ZM76 12H79V11H76ZM76 12H74V13H76ZM98 12H99V11H98ZM108 12H109V11H108ZM128 12H129V11H128ZM153 12H155V11L153 10ZM178 12H179V11H178ZM198 12H199V11H197V13H198ZM200 12H201V10H200ZM251 12H252V11H251ZM257 12H258V11H257ZM4 13H6V12H4ZM18 13H19V12H18ZM25 13H27V12H25ZM25 13H24V16H23V17H25V15H26ZM49 13H50V12H49ZM49 13H47L48 16H50ZM67 13H68V12H67ZM90 13H91V12H90ZM129 13H130V12H129ZM138 13H139V12H138ZM159 13H160V12H159ZM183 13L185 14L184 11H183ZM186 13H187V12H186ZM188 13H189V12H188ZM202 13H203V12H202ZM208 13H209V12H207V14H208ZM231 13H232V11H231ZM231 13H230V14H231ZM244 13H245V12H244ZM258 13H259V12H258ZM11 14H12V13H11ZM11 14H10V15H11ZM30 14H31V13H30ZM33 14H35V13H33ZM33 14H32V16H33ZM38 14H39V12H38ZM43 14H44V13H43ZM43 14H41V15L44 16V15L46 14V12H45L44 15H43ZM53 14H54V13H53ZM55 14L57 15V12H56ZM63 14H64V13H63ZM95 14H96V11L94 12V15H95ZM99 14H100V13H99ZM99 14H98V15H99ZM103 14H104V13H103ZM115 14H116V13H115ZM121 14H122V13H121ZM134 14H135V13H134ZM162 14H163V13H162ZM166 14H167V13H166ZM168 14H169V13H168ZM176 14H177V13H176ZM179 14H180V12H179ZM189 14H190V16H191L192 13L190 12ZM193 14H194V13H193ZM219 14H221V13H219ZM222 14H223V13H222ZM228 14H229V11H228ZM3 15H5V14H2V17H3ZM6 15L8 16L7 13H6ZM6 15H5V16H6ZM12 15H13V14H12ZM27 15H28V14H27ZM74 15H75V14H74ZM74 15H73V16H74ZM84 15H85V14H84ZM94 15H93V17H94ZM104 15H105V14H104ZM140 15H141V14H140ZM145 15H148V14H145ZM149 15H150V14H149ZM152 15H153V14H152ZM159 15H161V14H159ZM187 15H188V14H187ZM195 15H196V14H194L193 16H195ZM199 15H200V14H199ZM226 15H227V13H226ZM242 15H243V14H242ZM249 15H250V13H249ZM5 16H4V17H5ZM16 16H17V15H16ZM18 16H19V15H18ZM21 16H22V15H21ZM38 16H39V15H38ZM64 16H65V15H64ZM68 16H69V14H68ZM77 16H79V15L77 14ZM87 16H88V15H87ZM87 16H86V17H87ZM107 16H108V14H107ZM107 16H106V17H107ZM119 16H120V15H119ZM137 16H138V15H137ZM171 16H172V15H171ZM219 16H220V15H219ZM221 16H222V15H221ZM230 16H231V15H230ZM256 16H258V15L256 14ZM259 16H260V15H259ZM261 16H262V15H261ZM263 16H264V14H263ZM11 17H12V16H11ZM11 17H10V21H11ZM34 17H35V15H34ZM36 17H37V16H36ZM52 17H53V16H52ZM54 17H55V15H54ZM54 17H53V18H54ZM60 17H61V16H60ZM69 17H70V16H69ZM74 17H75V16H74ZM88 17H89V16H88ZM91 17H92V16H91ZM100 17L102 18V16H100ZM106 17H105V18H106ZM130 17H131V15H130ZM149 17H150V16H149ZM162 17H163V16H162ZM162 17H161V18H162ZM165 17H166V16H164V18H165ZM172 17H173V16H172ZM172 17H171V18H172ZM184 17H185V16H184ZM197 17H198V16H197ZM240 17H241V16H240ZM252 17H253V16H252ZM252 17H251V18H252ZM5 18H6V17H5ZM5 18H4V20H5ZM7 18H8V17H7ZM7 18H6V19H7ZM13 18H14V17H13ZM39 18H40V17H39ZM39 18H38V21H39ZM44 18H45V17H44ZM53 18H52V19H53ZM55 18L57 19L58 17L56 16ZM55 18H54V19H55ZM65 18H66V17H65ZM71 18H73V17L71 16ZM83 18H84V17H83ZM132 18H134V17H132ZM132 18H131V19H132ZM153 18H154V17H153ZM157 18H158V17H157ZM157 18H156V19H157ZM164 18H163V19H164ZM167 18H168V17H167ZM167 18H166V19H167ZM177 18H179V17H177ZM181 18H182V17H181ZM205 18H206V17H205ZM221 18H222V17H221ZM236 18H237V17H235V19H236ZM251 18H250V19H251ZM18 19H19V18H18ZM23 19H24V18H23ZM23 19H22L21 21H23ZM27 19H28V18H27ZM27 19H26V20H27ZM31 19H33V18L31 17ZM52 19H51V20H52ZM58 19H59V18H58ZM62 19H64V18H61L60 21H61ZM89 19H90V18H89ZM89 19H88V21H89ZM98 19H99V18H98ZM136 19H137V18H136ZM136 19H134V20H136ZM146 19H147V18H146ZM149 19H150V18H149ZM149 19H147V20H149ZM182 19H183V18H182ZM187 19H188V18H187ZM219 19H220V18H219ZM239 19H240V18H239ZM248 19H249V18H248ZM248 19H247V20H248ZM258 19H259V18H258ZM8 20H9V18H8ZM24 20H25V19H24ZM29 20H30V19H29ZM45 20H46V19H45ZM51 20H50V18H49V21H50V22H51ZM69 20H71V19H69ZM77 20L80 21V23H81V18H80V20H79V18H78ZM84 20L86 21V19H84ZM90 20H91V19H90ZM108 20H109V18H108ZM112 20H113V19H112ZM134 20H133V22H135ZM138 20H139V19H138ZM142 20L144 21L143 18H142ZM142 20H141V21H142ZM174 20H177V19L175 18ZM184 20H185V19H184ZM214 20H215V19H214ZM241 20H242V19H241ZM245 20H246V19H245ZM260 20H261V19H260ZM0 21H1V20H0ZM6 21H7V20H6ZM33 21H35L34 23H36V20H33ZM38 21H37V22H38ZM49 21H48V22H49ZM64 21H65V20H64ZM73 21H74V20H73ZM75 21H76V20H75ZM95 21H96V20H95ZM127 21H128V19H127ZM151 21H153V19H152ZM196 21H197V20H196ZM235 21H236V20H235ZM7 22H8V21H7ZM11 22H12V21H11ZM15 22H17V21H15ZM43 22H46V21H43ZM43 22H41V23H43ZM48 22H47V23H48ZM53 22H54V20H53ZM55 22H56V20H55ZM86 22H87V21H86ZM92 22L94 23V21H92ZM92 22L90 21V23H92ZM96 22H97V21H96ZM102 22H103V21H102ZM138 22H139V21H138ZM183 22H184V21H183ZM186 22H187V21H186ZM205 22H206V21H205ZM215 22H216V21H215ZM215 22H214V23H215ZM226 22H227V21H226ZM1 23H2V22H1ZM1 23H0V24H1ZM24 23H25V21H24ZM47 23H46V24H47ZM57 23H58V22H57ZM74 23H75V22H74ZM78 23H79V22H78ZM87 23H89V22H87ZM93 23H92V24H93ZM107 23H108V22H107ZM127 23H128V22H127ZM135 23H136V22H135ZM156 23H157V22H156ZM201 23H202V22H201ZM203 23H204V22H203ZM224 23H225V22H224ZM228 23H229V22H228ZM233 23L236 24L235 22H233ZM237 23H238V22H237ZM247 23H249V22H247ZM253 23H254V22H253ZM256 23H257V22H256ZM9 24H10V23H9ZM20 24L23 25V23H20ZM25 24H26V23H25ZM27 24L29 25V21H28ZM27 24H26V25H27ZM43 24H44V23H43ZM43 24H42V27H43ZM46 24H44V25H46ZM52 24H53V23H52ZM55 24H56V23H55ZM59 24H60V23H59ZM71 24H72V23H71ZM75 24H77V22H76ZM96 24H97V23H96ZM96 24H94V25H96ZM136 24H137V23H136ZM139 24H140V23H139ZM139 24H138V26H140ZM154 24H155V23H154ZM192 24H193V23H192ZM196 24H197V23H196ZM212 24H213V23H212ZM234 24H233V25H234ZM261 24H263L262 21H261ZM2 25H3V24H2ZM21 25H19V23H18V27H20ZM26 25H25L24 28H27ZM37 25H38V24H37ZM81 25H82V24H81ZM81 25H80V26H81ZM83 25H84V24H83ZM89 25H90V24H89ZM104 25H106V24H104ZM104 25H103V27H105ZM107 25H108V24H107ZM111 25H112V24H111ZM142 25H143V22H142ZM142 25H141V26H142ZM151 25H152V24H151ZM164 25H167V24H164ZM172 25H173V24H172ZM178 25H179V24H178ZM189 25H190V24H189ZM213 25H214V24H213ZM218 25H219V23H218ZM238 25H239V24H238ZM240 25H241V24H240ZM259 25H260V24H259ZM263 25H264V24H263ZM13 26H14V25H13ZM13 26H11V28H12ZM48 26H50V24H49ZM52 26H53V25H52ZM57 26H58V24H56V27H54V28H57ZM75 26H76V25H75ZM80 26H79V27H80ZM91 26H92V25H91ZM96 26H100V24H99V25L97 24ZM145 26H148V25L145 24ZM162 26H163V25H162ZM190 26H191V25H190ZM206 26H207V25H206ZM228 26H230V25L228 24ZM235 26H236V25H235ZM255 26H256V25H255ZM3 27H4V26H3ZM14 27H15V26H14ZM16 27H17V23H16ZM28 27H30V25H29ZM31 27H32V24H31ZM34 27H35V25H34ZM36 27H37V26H36ZM38 27H39V25H38ZM46 27H47V26H46ZM46 27H45V28H46ZM61 27H63V26L61 25ZM79 27H78V28H79ZM82 27H83V26H82ZM85 27H86V25H85ZM87 27H90V26L87 25ZM87 27H86V29H87ZM103 27H102V28H103ZM108 27H109V26H108ZM118 27H119V25H118ZM124 27H125V26H124ZM149 27H150V26H149ZM151 27H153V26H151ZM157 27H158V26H157ZM157 27H156V28H157ZM166 27H167V26H166ZM166 27H165V28H166ZM175 27H176V26H175ZM175 27H174V29H175ZM177 27H178V26H177ZM223 27H224V25H223ZM244 27H245V26H244ZM249 27H250V26H249ZM260 27H261V26H260ZM0 28H1V27H0ZM6 28H7V26H6ZM22 28H23V27H22ZM32 28H33V27H32ZM32 28H30V29H32ZM39 28H40V27H39ZM54 28H53V29H54ZM83 28H84V27H83ZM98 28H99V27H98ZM121 28H122V27H121ZM141 28H142V27H141ZM184 28H185V27H184ZM184 28H183V29H184ZM227 28H228V27H227ZM227 28H226V29H227ZM231 28H232V27H231ZM231 28H230V29H231ZM238 28H239V27H238ZM241 28H242V27H241ZM247 28H248V27H247ZM250 28H251V27H250ZM4 29H5V28H4ZM12 29H13V28H12ZM12 29H11V31H12ZM27 29H28V28H27ZM30 29H29V30H30ZM50 29H51V28H50ZM58 29H59V26H58ZM73 29H74V28H73ZM86 29H84V30H86ZM91 29H92V28H91ZM96 29H97V28H96ZM105 29H106V27H105ZM122 29H123V28H122ZM130 29H131V28H130ZM143 29H145V28H143ZM154 29H155V28H154ZM162 29H163V28H162ZM162 29H161V30H162ZM181 29H182V28H181ZM234 29H235V28H234ZM236 29H237V28H236ZM243 29H244V28H243ZM245 29H246V28H245ZM255 29H256V28H255ZM14 30H15V29H14ZM22 30H23V29H22ZM29 30H27V31H29ZM33 30H34V29H32V31H33ZM36 30H37V29H36ZM45 30H47V29H43V31H45ZM56 30H57V29H56ZM65 30H67V29H65ZM75 30H76V29H75ZM92 30H93V29H92ZM103 30H104V29H103ZM103 30H102V31H103ZM108 30H109V29H108ZM116 30H117V29H116ZM132 30H133V29H132ZM157 30H158V29H157ZM193 30H194V29H193ZM207 30H208V29H207ZM249 30H250V29H249ZM249 30H248V31H249ZM251 30H252V29H251ZM11 31H10V32H11ZM15 31H16V30H15ZM27 31H26V32H27ZM32 31H31V32H32ZM40 31H41V28H40ZM40 31H39V32H40ZM48 31H49V30H48ZM73 31H74V30H73ZM78 31H79V30H78ZM97 31H99V30H97ZM121 31H123V30H120V33H121ZM130 31H131V30H130ZM148 31H149V30H148ZM166 31H167V30H166ZM205 31H206V30H205ZM241 31H242V30H241ZM0 32H1V31H0ZM10 32H9V33H10ZM26 32H25V33H26ZM33 32H34V31H33ZM33 32H32V33H33ZM35 32H36V31H35ZM35 32H34V33H35ZM45 32L47 33V31H45ZM52 32H53V31H52ZM54 32H55V31H54ZM57 32H58V30H57ZM82 32H83V31H82ZM82 32H81V33H82ZM87 32H88V31H87ZM89 32H90V30H89ZM104 32H106V31H104ZM123 32H124V31H123ZM125 32H126V31H125ZM125 32H124V33H125ZM138 32H139V31H138ZM154 32H156V31H154ZM163 32H165V30H164ZM233 32H234V31H233ZM249 32H250V31H249ZM29 33H30V32H29ZM42 33H43V32H42ZM42 33H41V34H42ZM49 33H50V32H49ZM58 33H59V32H58ZM60 33H61V32H60ZM64 33H65V31H64ZM76 33H77V32H76ZM76 33H75V34H76ZM107 33H108L109 36H111V35L109 34V31L106 32V34H107ZM111 33H112V32H111ZM116 33H117V31H116ZM120 33H118V34H120ZM135 33H136V32H135ZM140 33H141V32H140ZM140 33H139V34H140ZM168 33H169V32L167 31L166 34H168ZM176 33H177V32H176ZM178 33H179V32H178ZM180 33H181V32H180ZM187 33H188V32H187ZM189 33H190V32H189ZM194 33H196L195 30H194ZM197 33H200V32L197 31ZM202 33H203V32H202ZM207 33H208V32H207ZM252 33H253V32H252ZM39 34H40V33H39ZM41 34H40V35H41ZM43 34H44V33H43ZM56 34H57V33H56ZM56 34H54L55 37L59 36V35L56 36ZM73 34H74V33H73ZM73 34H72V36H74ZM100 34H101V33H100ZM102 34H103V33H102ZM147 34H148V33H147ZM173 34H174V33H173ZM184 34H185V33H184ZM210 34H211V33H210ZM243 34H244V33H243ZM8 35H9V34H8ZM31 35H32V34H31ZM33 35H35V34H33ZM36 35H37V34H36ZM36 35H35V36H36ZM40 35H39V36H40ZM49 35H50V36H49V38H50V37H51V34H49ZM61 35H63V34H61ZM61 35H60V36H61ZM87 35H88V33H87ZM115 35H116V34H115ZM142 35H144V34H142ZM145 35H146V34H145ZM153 35H154V34H153ZM170 35H171V34H170ZM176 35H177V34H176ZM195 35H196V34H195ZM195 35H194V36H195ZM202 35H203V34H202ZM204 35H205V34H204ZM211 35H212V34H211ZM246 35H247V34H246ZM252 35H253V34H252ZM0 36H1V35H0ZM35 36H34V37H35ZM42 36H43V35H42ZM47 36H48V35H47ZM52 36H53V33H52ZM90 36H91V34H90ZM92 36H93V35H92ZM100 36H102V35H100ZM103 36H104V35H103ZM113 36H114V35H113ZM118 36H119V35H118ZM122 36H123V35H122ZM122 36H120V38H121ZM126 36H128V34H127ZM126 36H125V37H126ZM133 36H136V35H133ZM190 36H191V35H190ZM192 36H193V35H192ZM206 36H207V35H206ZM237 36H238V35H237ZM250 36H251V35H250ZM254 36H255V35H254ZM259 36H260V35H259ZM3 37H5V36H3ZM43 37H44V36H43ZM77 37H78V36H77ZM84 37H85V36H84ZM84 37H83V38H84ZM136 37H137V36H136ZM144 37H146V36H144ZM144 37H141V38L144 39ZM147 37H148V35H147ZM164 37H165V36H164ZM173 37H174V36H173ZM180 37H181V36H180ZM201 37H202V36H201ZM246 37H247V36H246ZM251 37H252V36H251ZM251 37H249V38H251ZM1 38H2V37H1ZM1 38H0V39H1ZM40 38L42 39L41 36H40ZM71 38H72V37H71ZM79 38H80V37H79ZM83 38H81V40H82ZM86 38H87V37H86ZM86 38H85V40H88V39H86ZM88 38H89V37H88ZM120 38H119V39H120ZM141 38H140L139 40H142ZM198 38H199V36H198ZM206 38H207V37H206ZM213 38H214V37H213ZM231 38H232V37H231ZM235 38H236V37H235ZM249 38H248V39H249ZM260 38H261V37H260ZM34 39H35V38H34ZM51 39H52V38H51ZM59 39H60V37H59ZM61 39H62V37H61ZM93 39H95V38H93ZM93 39H92V41H93ZM96 39H99V37H97ZM106 39H107V36H106ZM109 39H110V38H109ZM121 39L123 40L124 37L121 38ZM127 39H131V38H127ZM154 39H155V38H154ZM163 39H164V38H163ZM181 39H182V38H181ZM189 39H193V38L191 37V38H189ZM196 39H197V38H195V41L197 42L198 39H197V40H196ZM204 39H205V38H204ZM238 39H239V38H238ZM3 40H4V39H3ZM13 40H14V39H13ZM13 40H12V41H13ZM42 40H43V39H42ZM74 40H75V39H74ZM76 40H77V39H76ZM101 40H102V39H101ZM103 40H104V38H103ZM107 40H108V39H107ZM122 40H121V41H122ZM139 40H138V41H139ZM165 40H166V39H165ZM165 40H164V42L166 43L167 40H166V41H165ZM173 40H174V39H173ZM184 40H185V39H184ZM184 40H183V41H184ZM193 40H194V39H193ZM212 40H213V39H212ZM231 40H232V39H231ZM239 40H240V39H239ZM6 41H7V40H6ZM15 41H16V40H15ZM15 41H13V42H15ZM18 41H19V40H18ZM49 41H50V40H49ZM49 41H48V42H49ZM56 41H57V40H56ZM79 41H80V40H79ZM116 41L118 42V38L115 40V42H116ZM124 41H125V39H124ZM127 41H128V40H127ZM133 41H134V40H133ZM156 41H157V40H156ZM162 41H163V40H162ZM162 41H161V42H162ZM179 41H180V40H179ZM183 41H182V42H183ZM204 41H205V40H204ZM222 41H223V39H222ZM227 41H228V40H227ZM244 41H245V40H244ZM246 41H247V40H246ZM253 41H254V40H253ZM13 42L11 43L12 45H13ZM76 42H77V41H76ZM93 42H94V41H93ZM102 42H103V41H102ZM104 42H105V41H104ZM106 42H108V41H106ZM115 42H114V43H115ZM146 42H148V41H146ZM169 42H170V41H169ZM186 42H187V41H186ZM190 42H191V41H189V43H190ZM198 42H199V41H198ZM259 42H260V41H259ZM262 42H263V41H262ZM3 43H5V42H3ZM19 43H20V42H19ZM88 43H89V41H88ZM90 43H91V42H90ZM95 43H96V42H95ZM99 43H101V42H99ZM120 43H121V42H120ZM124 43H125V42H123L122 44L124 45ZM126 43H127V42H126ZM131 43H132V42H131ZM138 43H139V42H138ZM150 43H151V40H150ZM171 43H172V42H171ZM171 43H170V44H171ZM175 43H176V42H175ZM183 43H184V42H183ZM193 43H195V42L193 41ZM193 43H192V44H193ZM211 43H213V41H212ZM228 43H229V42H228ZM244 43H245V42H244ZM250 43H252V42L250 41ZM102 44H103V43H102ZM109 44H110V43H109ZM116 44H117V43H116ZM133 44H134V43H132V45H133ZM140 44H141V43H140ZM140 44H137L136 47L141 46ZM190 44H191V43H190ZM201 44H202V43H201ZM201 44H200V45H201ZM206 44H208V42H206ZM213 44H214V43H213ZM220 44H221V43H220ZM224 44L226 45V41H225ZM242 44H243V43H242ZM261 44H262V43H261ZM5 45H6V44H5ZM48 45H49V44H48ZM53 45H55V44H53ZM53 45H52V46H53ZM90 45H91V44H90ZM90 45H89V48H91ZM92 45L95 46V44H93V43H92ZM98 45H99V44H98ZM98 45H97V46H98ZM104 45H105V44H104ZM106 45H108V44H106ZM111 45H112V44H111ZM128 45H129V44H128ZM135 45H136V44H135ZM145 45H147V43H146ZM154 45H155V44H154ZM158 45H161V43H160V44L158 43ZM162 45H163V44H162ZM167 45H169V43H168ZM185 45H187V43H186ZM230 45H231V44H230ZM232 45H233V44H232ZM239 45H240V44H239ZM253 45H254V44H253ZM1 46H2V45H1ZM100 46H101V45H99V48H100ZM114 46H115V45H114ZM118 46H119V44H117V47H118ZM149 46H150V45H149ZM149 46H147V47H149ZM169 46H170V45H169ZM169 46H167V47H169ZM171 46H172V45H171ZM176 46H177V43H176ZM188 46H190V45H188ZM191 46H192V45H191ZM191 46H190V48H191ZM193 46H194V45H193ZM193 46H192V47H193ZM198 46H199V45H198ZM210 46H211V45H210ZM210 46H209V47H210ZM245 46H246V45H245ZM257 46H258V45H257ZM260 46H261V45H260ZM262 46H263V48H264V45H262ZM55 47H56V46H55ZM101 47H102V46H101ZM107 47H108V46H107ZM121 47H122V45H121ZM129 47H130V45H129ZM131 47H132V46H131ZM142 47H144L143 44H142ZM142 47H140V49H141ZM154 47H155V46H154ZM159 47H160V46H159ZM164 47H165V45H164ZM178 47H180V46H178ZM199 47H201V46H199ZM204 47H205V46H204ZM206 47H208V46H206ZM215 47H216V46H215ZM230 47H231V46H230ZM234 47H235V46H234ZM236 47H238V46H236ZM242 47H243V46H242ZM248 47H249V46H248ZM8 48H9V47H8ZM40 48H41V47H40ZM93 48H94V47L92 46V49H93ZM96 48H97V47H96ZM111 48H113V47H111ZM126 48H127V46H126ZM156 48H157V47H156ZM160 48H161V47H160ZM170 48H172V47H170ZM185 48H186V47H185ZM185 48H182V49H185ZM193 48H195V47H193ZM196 48H197V47H196ZM202 48H203V46H202ZM202 48H201V49H202ZM223 48H224V47H223ZM227 48H228V47H227ZM227 48H226V49H227ZM240 48H241V47H240ZM243 48H244V47H243ZM259 48H260V47H259ZM87 49H88V48H87ZM103 49H104V48H103ZM106 49H108V48H106ZM114 49H115V48H114ZM120 49H121V48H120ZM130 49H131V48H130ZM134 49H135V48H134ZM144 49H145V47H144ZM157 49H158V48H157ZM163 49H165V48H163ZM176 49H177V48H176ZM197 49H198V48H197ZM211 49H212V47H211ZM221 49H222V48H221ZM228 49H229V48H228ZM233 49H234V48H233ZM236 49H237V48H236ZM250 49H251V48H250ZM253 49H254V48H253ZM253 49H252V50H253ZM255 49H256V48H255ZM255 49H254V50H255ZM16 50H17V49H16V45H15V50H13V51L16 52ZM95 50H96V49H95ZM98 50H100V49H98ZM116 50H117V49H116ZM122 50H123V49H122ZM124 50H125V49H124ZM126 50H127V52H128V48H127ZM138 50H139V49H138ZM146 50H147V49H146ZM149 50H150V49H149ZM153 50H154V49H153ZM158 50H159V49H158ZM167 50H168V48H167ZM198 50H199V49H198ZM207 50H208V49H207ZM207 50H206V51H207ZM238 50H239V48L237 49V51H238ZM248 50H249V49H248ZM100 51H101V50H100ZM102 51H104V50H102ZM113 51H114V50H113ZM133 51H134V50H133ZM136 51H137V50H136ZM142 51H143V49H142ZM160 51H161V50H160ZM178 51H180V50H178ZM188 51H189V50H188ZM215 51H217V49H216ZM218 51H219V49H218ZM223 51H224V50H223ZM226 51H227V50H226ZM245 51H246V49H245ZM250 51H251V50H250ZM262 51H263V50H262ZM3 52H5V51H3ZM31 52H32V51H31ZM45 52H47V51L45 50ZM95 52H96V51H95ZM105 52H106V54H102V52H101V54H102L103 56H104V55L107 56V55H108V54H107V51H105ZM108 52H109V51H108ZM111 52H112V50H111ZM121 52H122V51H121ZM131 52H132V51H131ZM138 52H139V51H137V53H138ZM149 52H150V51H149ZM152 52H154V51H152ZM152 52H151V53H152ZM163 52H165V51H163ZM175 52H176V51H175ZM185 52H186V51H185ZM219 52H220V51H219ZM255 52H257V51H255ZM263 52H264V51H263ZM6 53H7V51H6ZM6 53H5V54H6ZM36 53H37V52H36ZM43 53H44V52H43ZM103 53H104V52H103ZM119 53H120V52H119ZM129 53H130V50H129ZM135 53H136V52H135ZM135 53H134V54H135ZM137 53H136V54H137ZM142 53H143V52H142ZM145 53H146V52H145ZM158 53H159V52H158ZM160 53H161V52H160ZM169 53H170V52H169ZM169 53H168V54H169ZM191 53H192V52H191ZM194 53H195V52H194ZM194 53H193V54H194ZM198 53H199V52H198ZM205 53H207V52L204 51V54H205ZM210 53H211V52H210ZM248 53H249V52H248ZM250 53H251V52H250ZM257 53H259V52H257ZM261 53H262V52H261ZM1 54H2V52H1ZM7 54H8V53H7ZM10 54H11V53H9V55H10ZM12 54H13V53H12ZM49 54H50V53H49ZM110 54H112V53H110ZM114 54H115V53H114ZM121 54H122V53H121ZM125 54H127V53H125ZM125 54H124V55H125ZM136 54H135V55H136ZM143 54H144V53H143ZM156 54H157V52H156ZM161 54H162V53H161ZM168 54H167V55H168ZM182 54H183V53H182ZM207 54H208V53H207ZM211 54H212V53H211ZM213 54H214V53H213ZM220 54H221V53H220ZM223 54H224V53H223ZM223 54H221V55H219V56H221V57H222V56H225V54H224V55H223ZM251 54H252V53H251ZM254 54H255V53H254ZM262 54H263V53H262ZM262 54H261V56H262ZM13 55H15V54H13ZM54 55H55V54H54ZM62 55H63V54H62ZM97 55H98V54H96V56H97ZM116 55H117V53H116ZM127 55H128V54H127ZM131 55H132V54H131ZM138 55H139V54H138ZM141 55H142V54H140V56H141ZM144 55H145V54H144ZM144 55H142V59H143ZM158 55H159V54H158ZM169 55H170V54H169ZM178 55H179V54H178ZM198 55H199V54H198ZM208 55H209V54H208ZM252 55H253V54H252ZM259 55H260V54H259ZM5 56H6V55H5ZM44 56H45V55H44ZM44 56H43V57H44ZM46 56H47V55H46ZM49 56H50V55H49ZM119 56H121V55L119 54ZM119 56H118V59H119ZM140 56H139V57H140ZM148 56H149V55H148ZM154 56H155V55H154ZM171 56H172V55H171ZM171 56H169V58H170ZM180 56H181V55H180ZM184 56H185V55H183L182 57H184ZM191 56H192V55H191ZM193 56H195V54H194ZM200 56H201V55H200ZM213 56H214V55H213ZM226 56H227V55H226ZM226 56H225V57H226ZM263 56H264V55H263ZM11 57H13V56H11ZM15 57H16V55H15ZM34 57H35V56H34ZM34 57H32V58H34ZM38 57H40V55H38ZM47 57H48V56H47ZM51 57H52V56H51ZM109 57H111V56L109 55ZM109 57H108V58H109ZM121 57H122V56H121ZM121 57H120V59H122ZM135 57H136V56H135ZM145 57H146V55H145ZM156 57H158V56H156ZM165 57H166V56H165ZM165 57H164V58H165ZM174 57H175V56H174ZM185 57H186V56H185ZM187 57H188V56H187ZM198 57H199V56H198ZM201 57H202V56H201ZM214 57H215V56H214ZM214 57H213V58H214ZM255 57H256V55H255ZM258 57H259V56H258ZM258 57H257V58H258ZM24 58H26V57H24ZM32 58H31V59H32ZM44 58H45V57H44ZM49 58H50V57H49ZM53 58H54V57H53ZM60 58H61V57H60ZM112 58H113V57H112ZM115 58H116V57H115ZM140 58H141V57H140ZM159 58H160V57H159ZM177 58H178V56L176 57V60H177ZM194 58L196 59V58H197V55H196V57H194ZM203 58H205V57H203ZM218 58H220V57H217V59H218ZM226 58H228V57H226ZM257 58H256V59H257ZM4 59H5V58H4ZM16 59H18V57H17ZM37 59H38V58H37ZM50 59H51V58H50ZM57 59H58V58H57ZM65 59H66V58H65ZM124 59H125V58H124ZM130 59H131V58H130ZM136 59H137V58H136ZM136 59H135V60H136ZM147 59H148V58H147ZM157 59H158V58H157ZM172 59H173V58H172ZM184 59H185V61H187L186 58H184ZM195 59H194V60H195ZM198 59H199V58H198ZM198 59H197V60H198ZM232 59H233V58H232ZM238 59H239V58H238ZM262 59H263V58H262ZM35 60H36V59H35ZM55 60H56V59H55ZM58 60H59V59H58ZM58 60H56V61H58ZM66 60H68V58H67ZM94 60H95V59H94ZM143 60H145V58H144ZM148 60H149V59H148ZM148 60H147V61H148ZM152 60H153V59H152ZM166 60H167V59H166ZM181 60H182V59H181ZM188 60H189V59H188ZM190 60H192V59L190 58ZM203 60H204V59H203ZM208 60H210V59H208ZM228 60H229V58H228ZM244 60H245V59H244ZM257 60H258V59H257ZM5 61H6V59H5ZM32 61H34V60H32ZM42 61H44V60H42ZM51 61H52V60H50V63H51ZM75 61H76V58H75ZM127 61H128V58H127ZM129 61L132 62L133 60H129ZM159 61H160V60H159ZM159 61H158V62H159ZM169 61H171V60H169ZM177 61H178V60H177ZM179 61H180V60H179ZM185 61H184V62L181 61V62L185 64ZM200 61H201V60H200ZM204 61H205V60H204ZM210 61H211V60H210ZM219 61H220V60H219ZM221 61H223V60H221ZM225 61L228 62L227 60H225ZM232 61H233V60H232ZM38 62H39V61H38ZM45 62H46V61H45ZM48 62H49V61L47 60V64H48ZM137 62H138V61H137ZM140 62H141V60H140ZM144 62H145V61H144ZM150 62H151V61H150ZM155 62H157V61H155ZM163 62H164V60H163ZM167 62H168V61H167ZM172 62H174V61H172ZM190 62H191V61H190ZM190 62H189V63H190ZM195 62H196V61H195ZM206 62L208 63V61H206ZM223 62H224V61H223ZM230 62H231V61H230ZM263 62H264V61H263ZM20 63H21V62H20ZM20 63H18L17 65L19 66ZM36 63H37V62H36ZM36 63H35V64H36ZM43 63H44V62H42V64H43ZM50 63H49V64H50ZM52 63H53V62H52ZM52 63H51V64H52ZM56 63H58V62H56ZM65 63H66V62H65ZM95 63H96V62H95ZM132 63H134V62H132ZM148 63H149V62H148ZM160 63H161V62H160ZM164 63H165V62H164ZM176 63H178V62H176ZM186 63H187V62H186ZM193 63H194V62H193ZM216 63H217V62H216ZM218 63H219V62H218ZM246 63H247V62H246ZM37 64H38V63H37ZM37 64H36V66H37ZM63 64H64V63H63ZM97 64H98V63H97ZM136 64H137V63H136ZM178 64H179V63H178ZM178 64H177V66H178ZM190 64H191V63H190ZM196 64H197V63H196ZM196 64H194L195 66H193L192 68L197 67ZM198 64H199V62H198ZM211 64H212V61H211ZM213 64H214V63H213ZM219 64H220V63H219ZM231 64H232V63H231ZM233 64H234V63H233ZM22 65H23V63L21 64V66H22ZM44 65H46V64H44ZM53 65H54V63H53ZM57 65H58V66L61 65V63L59 62V64H57ZM64 65H65V64H64ZM66 65H67V64H66ZM77 65H78V64H77ZM98 65H99V64H98ZM101 65H102V64H101ZM103 65H105V63H104ZM107 65H108V64H107ZM156 65H157V64H156ZM156 65H153L152 67H154V66H156ZM164 65H166V63H165ZM171 65H172V64H171ZM179 65H180V64H179ZM185 65H186V64H185ZM185 65H184V66H185ZM191 65H192V64H191ZM191 65H190V66H191ZM220 65H224V64H220ZM239 65H240V64H239ZM251 65H252V64H251ZM256 65H257V62H256ZM40 66H42V65H39V67H40ZM51 66H52V65H51ZM62 66H63V65H62ZM71 66H73V65H71ZM89 66H90V65H89ZM109 66H110V65H108V67H109ZM141 66H142V65H140V67H141ZM166 66H167V65H166ZM166 66H165V67H166ZM173 66H174V65H173ZM187 66H188V65H187ZM199 66H200V65H199ZM199 66H198V67H199ZM226 66H227V65H226ZM236 66L238 67V65H236ZM236 66H235V67H236ZM243 66H245V65H243ZM24 67H25V66H24ZM65 67H66V66H65ZM73 67H74V66H73ZM90 67H92V66H90ZM94 67H96V66H94ZM144 67H145V66H144ZM149 67H150V65H149ZM157 67H159V66H157ZM161 67H163V66H161ZM168 67H169V66H168ZM171 67H172V66H171ZM171 67H170V68H171ZM178 67H179V66H178ZM198 67H197V68H198ZM204 67H205V66H204ZM204 67H202V68H204ZM211 67H212V66H211ZM211 67H210V68H211ZM216 67H218V64H217ZM232 67H233V66H232ZM239 67H240V66H239ZM239 67H238V69H239ZM256 67H257V66H255L254 68L256 69ZM27 68H28V67H27ZM41 68H42V67H41ZM59 68H61V67H59ZM66 68H67V67H66ZM69 68H70V67H68V69H69ZM97 68H98V67H97ZM99 68H101V67H99ZM104 68H106V67H104ZM110 68H111V67H110ZM117 68H118V67H117ZM145 68H146V67H145ZM154 68H156V67H154ZM174 68H175V66H174ZM200 68H201V67H200ZM220 68H221V66H220L219 68H216V69H220ZM224 68H226V67H224ZM224 68L222 67L223 71L225 70ZM229 68H230V67H229ZM248 68H249V67H248ZM19 69H20V68H19ZM21 69L23 70V68H21ZM36 69H37V68H36ZM46 69H47V68H46ZM49 69H50V68H49ZM64 69H65V68H64ZM71 69L73 70V68H71ZM156 69H157V68H156ZM156 69H155V70H156ZM159 69H161V68L159 67ZM167 69H168V68H167ZM185 69H186V68H185ZM206 69H207V68H206ZM230 69H233V68H230ZM251 69H252V68H251ZM259 69H260V68H259ZM28 70H29V69H28ZM55 70H56V69H55ZM69 70H70V69H69ZM157 70H158V69H157ZM162 70H163V68H162ZM165 70H166V69H165ZM182 70H183V68H182ZM199 70H200V69H199ZM203 70H204V69H203ZM210 70H211V69H210ZM240 70H241V67H240ZM52 71H53V70H52ZM61 71H62V70H61ZM73 71H74V70H73ZM73 71H71V73H72ZM75 71H76V70H75ZM79 71H80V70H79ZM158 71H159V70H158ZM163 71H164V70H163ZM163 71H162V72H163ZM171 71H173V70H171ZM218 71H219V70H218ZM218 71H217V72H218ZM226 71H227V70H226ZM226 71H225V72H226ZM242 71H243V70H242ZM247 71H248V70H247ZM253 71H255V70H253ZM40 72H41V71H40ZM43 72H45V71L43 70ZM53 72H54V71H53ZM62 72H63V71H62ZM76 72L79 74L78 71H76ZM80 72H81V71H80ZM90 72H91V71H90ZM92 72H93V71H92ZM156 72H157V71H156ZM159 72H160V71H159ZM165 72H166V71H165ZM178 72H179V71H178ZM205 72H206V71H205ZM225 72H224V74H226ZM238 72H239V71H238ZM238 72H236V73H238ZM245 72H246V71H243V73H245ZM7 73H8V72H7ZM22 73H23V71H22ZM33 73H35V72H33ZM50 73H51V71H50ZM54 73H56V71H55ZM58 73H59V72H58ZM58 73H57V74H58ZM71 73H70V74H71ZM82 73H84V71H83ZM87 73H89V72H87ZM87 73H84V74H82V75L85 76V74H87ZM142 73H143V72H142ZM157 73H158V72H157ZM181 73L183 74V72H181ZM185 73H186V72H185ZM234 73H235V72H234ZM239 73L243 74L242 72H239ZM247 73H248V72H247ZM255 73H256V71H255ZM8 74H9V73H8ZM8 74H7V75H8ZM43 74H44V73H43ZM46 74H47V72H46ZM48 74H49V73H48ZM60 74H61V73H60ZM67 74L69 75V73H67ZM74 74H75V73H74ZM74 74H73V76H74ZM145 74L147 75V73H145ZM160 74H161V72L159 73V75H160ZM163 74H164V73H163ZM170 74H171V73H170ZM189 74H190V73H189ZM214 74H215V73H214ZM220 74H221V73H220ZM222 74H223V73H222ZM227 74H228V73H227ZM5 75H6V74H5ZM5 75H4V76H5ZM12 75H13V73H12ZM50 75H51V74H50ZM50 75H49V76H50ZM76 75H77V74H76ZM80 75H81V73H80ZM92 75H93V74H92ZM146 75H145V76H146ZM150 75H151V74H150ZM153 75H154V74H153ZM157 75H158V74H157ZM167 75L169 76V74H167ZM175 75H176V74H175ZM179 75H180V74H179ZM179 75H178V76H179ZM184 75H185V74H184ZM193 75H194V72H193ZM193 75H192V76H193ZM197 75H198V74H197ZM230 75H231V74H230ZM230 75H229V77L232 78ZM250 75H251V74H250ZM253 75H255V74L253 73ZM10 76H11V74H10ZM10 76H7V77H10ZM30 76H31V75H29V77H30ZM63 76H65V75H63ZM63 76H62V78H63ZM70 76H72V75H70ZM70 76H69V77H70ZM84 76H83V77H84ZM89 76H90V75H89ZM119 76H120V75H119ZM148 76H149V74H148ZM161 76H163V75H161ZM170 76H171V75H170ZM170 76H169V77H170ZM194 76H195V75H194ZM218 76H219V75H218ZM220 76L222 77V75H220ZM232 76H233V75H232ZM242 76H243V75H242ZM38 77H39V76H38ZM56 77H57V76H56ZM58 77H61V75H59ZM58 77H57V78H58ZM66 77H67V76H66ZM74 77H75V76H74ZM74 77H72V78L74 79ZM77 77H78V76H77ZM79 77H80V76H79ZM87 77H88V76H87ZM156 77H157V76H156ZM158 77H159V76H158ZM172 77H173V76H172ZM183 77H184V76H183ZM183 77H182V79H181L182 81H183ZM208 77H209V75H208ZM214 77H215V76H214ZM221 77H219V78H221ZM239 77H240V75H239ZM4 78H6V77H4ZM10 78H11V77H10ZM10 78H8V79H10ZM32 78H33V77H32ZM80 78H81V77H80ZM159 78H160V77H159ZM161 78H162V77H161ZM164 78H165V77H164ZM166 78H167V77H166ZM166 78H165V81H166ZM174 78H175V76H174ZM185 78H186V77H185ZM191 78H192V77H191ZM215 78H216V77H215ZM223 78H224V76H223ZM223 78H222V79H223ZM225 78H226V77H225ZM225 78H224V79H225ZM233 78H234V76H233ZM241 78H242V77H241ZM0 79H1V78H0ZM2 79H3V78H2ZM29 79H30V78H29ZM40 79H41V78H39V80H40ZM51 79H52V78H51ZM65 79H66V78H65ZM67 79H69V78H67ZM75 79H76V81H77L78 78H75ZM82 79H83V78H82ZM170 79H172V78H170ZM176 79H178V78H176ZM187 79H188V78H187ZM189 79H190V78H189ZM227 79H228V78H227ZM234 79H235V78H234ZM234 79H233V80H234ZM245 79H246V77H245ZM250 79H252V77H251ZM10 80H11V79H10ZM54 80H56V79H54ZM58 80H60V79H58ZM58 80L55 81V82H58ZM62 80H64V78H63ZM62 80H61V81H62ZM154 80H155V78H154ZM158 80H159V79H158ZM179 80H180V78H179ZM185 80H186V79H185ZM204 80H205V79H204ZM207 80H208V79H207ZM210 80H212V79H210ZM218 80H219V79H218ZM254 80H255V79H254ZM261 80H262V79H261ZM0 81H1V80H0ZM21 81H22V80H21ZM27 81H28V80H27ZM61 81H60V82H61ZM70 81H71V79H70ZM115 81H116V80H115ZM160 81H161V79H160ZM162 81H163V80H162ZM169 81H170V80H169ZM182 81H181V82H182ZM196 81H198V80H196ZM214 81H216V80H214ZM219 81H220V80H219ZM225 81H226V80H225ZM228 81H229V79H228ZM228 81H227V82H228ZM238 81H239V79H238ZM2 82H3V81H2ZM34 82H35V81H34ZM78 82H82V81L80 80V81H78ZM106 82H107V81H106ZM167 82H168V80H167ZM170 82L172 83V81H170ZM181 82L179 81L180 84H181ZM206 82H207V81H206ZM227 82H226V83H227ZM244 82H245V81H244ZM255 82H256V81H255ZM5 83H6V82H5ZM58 83H59V82H58ZM63 83H64V82H63ZM82 83H83V82H82ZM85 83H86V82H85ZM164 83H166V82H164ZM179 83H178L177 85H179ZM182 83H183V82H182ZM184 83H185V82H184ZM184 83H183V84H184ZM204 83H205V82H204ZM207 83H208V82H207ZM210 83H213V82L210 81ZM220 83H221V82H220ZM229 83H230V81H229ZM232 83H233V82H232ZM232 83H231V84H232ZM248 83H249V82H248ZM263 83H264V81H263ZM65 84H66V85L69 84V83H67V80H65ZM83 84H84V83H83ZM83 84H82V86H83ZM86 84L88 85V84H90V82H89V83H86ZM130 84H131V83H130ZM147 84H148V83H147ZM168 84H169V83H168ZM174 84H175V83H174ZM188 84H189V83H188ZM213 84H214V83H213ZM217 84H218V83H217ZM224 84H225V83H224ZM6 85H7V84H5L4 86H6ZM13 85H14V84H13ZM24 85H26V84L24 83ZM47 85L49 86L50 84H47ZM60 85H61V84H60ZM70 85H71V83H70ZM70 85H69L68 89L70 88ZM73 85H74V84H73ZM76 85H77V84H76ZM76 85H75V86H76ZM80 85H81V83H80ZM84 85H85V84H84ZM116 85H117V83H116ZM171 85H172V84H171ZM177 85H176V86H177ZM185 85H186V84H185ZM185 85H184V86H185ZM197 85H198V83H197ZM199 85H200V84H199ZM201 85H202V82H201ZM205 85H206V84H205ZM235 85H236V84H235ZM259 85H260V84H259ZM89 86H91V85H89ZM89 86H88V87H89ZM119 86H120V85H119ZM128 86H129V85H128ZM206 86H209V85H206ZM212 86H213V85H212ZM217 86H218V85H217ZM217 86H216V88H217ZM225 86H227V84H226ZM225 86H224V87H225ZM230 86H231V85H230ZM232 86H233V84H232ZM232 86H231V87H232ZM238 86H239V85H238ZM21 87H22V86H21ZM45 87H46V86H45ZM49 87H50V86H49ZM62 87H63V86H61V88H62ZM76 87H77V86H76ZM84 87H86V85H85ZM84 87H80V88H84ZM113 87H115V86L113 85ZM123 87H124V86H122V88H123ZM149 87L152 88L151 86H149ZM180 87H181V86H180ZM185 87H186V86H185ZM185 87H184V88H185ZM191 87H192V86H191ZM203 87H204V86H201L200 88H202V90H203ZM209 87H211V85H210ZM222 87H223V86H222V84H221L220 88H222ZM231 87H229V88L232 89ZM236 87H237V86H236ZM15 88H16V86H15ZM50 88H51V87H50ZM64 88H65V86H64ZM74 88H75V87H74ZM91 88H92V87H91ZM117 88H118V87H117ZM122 88H121V89H122ZM182 88H183V87H182ZM197 88H198V87H197ZM206 88H207V87H206ZM227 88H228V87H227ZM5 89H6V88H5ZM8 89H9V88H7V90H8ZM27 89H29V88L27 87ZM27 89H26V90H27ZM65 89H66V88H65ZM70 89L72 90L73 88H70ZM77 89H78V87L76 88V90H77ZM84 89H85V88H84ZM93 89H94V88H93ZM111 89H112V86H111ZM188 89H190V88H188ZM222 89H223V88H222ZM230 89H229V90H230ZM235 89H236V88H235ZM11 90H12V89H11ZM24 90H25V89H24ZM54 90H55V89H54ZM71 90H70V91H71ZM73 90H74V89H73ZM76 90H75V92H76ZM79 90H80V89H79ZM85 90H87V89H85ZM95 90H96V89H95ZM123 90H124V89H123ZM123 90H122V91H123ZM156 90H157V89H156ZM156 90H155V91H156ZM197 90H199V89H197ZM205 90H206V89H205ZM208 90H209V89H208ZM213 90H214V88H213ZM233 90H234V89H233ZM236 90H237V89H236ZM258 90H259V89H258ZM262 90H263V89H262ZM8 91L10 92V90H8ZM20 91H21V90H20ZM41 91H42V90H41ZM57 91H58V90H57ZM77 91H78V90H77ZM98 91H99V90H98ZM125 91H126V90H125ZM158 91H159V90H158ZM190 91H191V90H190ZM237 91H238V90H237ZM239 91H240V90H239ZM0 92H1V91H0ZM9 92H8V93H9ZM50 92H51V91H50ZM58 92H59V91H58ZM73 92H74V91H73ZM82 92H84V90H83ZM86 92H87V91H86ZM159 92H160V91H159ZM191 92H192V91H191ZM234 92H235V90H234ZM242 92H243V91H242ZM29 93H30V92H29ZM56 93H57V92H56ZM154 93H156V92H154ZM161 93H162V92H160V93H158V94H161ZM203 93H204V91H203ZM210 93H212V92H210ZM236 93H237V92H236ZM1 94H2V93H1ZM20 94H21V93H20ZM26 94H27V93H26ZM38 94H39V93H38ZM44 94H45V93H44ZM47 94H48V93H47ZM49 94H50V93H49ZM53 94H54V93H53ZM98 94H99V93H98ZM120 94H121V93H120ZM156 94H157V93H156ZM158 94H157V95H158ZM163 94H164V92H163ZM166 94H168V93H166ZM169 94H170V93H169ZM171 94H172V93H171ZM173 94H175V93H173ZM199 94H200V93H199ZM207 94H208V93H207ZM213 94L215 95V92H213ZM216 94L219 96L218 92H216ZM16 95H18V94H16ZM28 95H29V94H28ZM33 95H34V94H33ZM50 95H51V94H50ZM56 95H59V96H60L61 94H58V93H57ZM72 95H73V94H72ZM78 95H79V93H78ZM86 95H87V94H86ZM106 95H107V94H106ZM110 95H111V94H110ZM110 95H108V96H110ZM116 95H117V94H116ZM121 95H122V94H121ZM177 95H178V94H177ZM194 95H195V94H194ZM22 96H23V95H22ZM26 96H27V95H26ZM42 96H43V94H42ZM122 96H123V95H122ZM159 96L161 97V95H159ZM164 96H165V95H164ZM164 96H162V97H164ZM173 96H174V95H173ZM179 96H180V95H179ZM179 96H178V97H179ZM195 96H196V95H195ZM19 97H21V96H19ZM19 97H18V99H19ZM24 97H25V96H24ZM27 97H29V96H27ZM33 97H34V96H33ZM39 97H41V96H39ZM39 97H38V98H39ZM44 97H45V96H44ZM44 97H43V98H44ZM90 97H91V96H90ZM162 97H161V98H162ZM165 97H169V96L167 95V96H165ZM175 97H176V96H175ZM178 97H177V98H178ZM180 97H183V95L180 96ZM206 97H207V96H206ZM231 97H233V96H231ZM7 98H8V97H7ZM12 98H13V97H12ZM15 98H16V97H15ZM15 98H14V101H15ZM35 98H36V96H35ZM63 98H64V97H63ZM117 98H118V97H117ZM170 98H171V96H170ZM218 98H219V97H218ZM221 98H222V97H221ZM10 99H11V98H10ZM23 99H24V98H23ZM40 99H41V98H40ZM45 99H46V98H45ZM54 99H55V98H54ZM61 99H62V98H61ZM162 99H163V98H162ZM166 99H169V98H166ZM171 99H172V98H171ZM181 99H182V98H179L178 100L180 101ZM208 99H209V98H208ZM224 99H225V98H224ZM16 100H17V99H16ZM21 100H22V99H21ZM24 100H25V99H24ZM26 100H27V99H26ZM50 100H51V98H50ZM56 100H57V99H56ZM64 100H65V99H64ZM64 100H63V101H64ZM218 100H219V99H218ZM222 100H223V99H222ZM227 100H228V99H227ZM227 100H226V101H227ZM234 100H235V99H234ZM9 101H10V100H9ZM9 101H8V102H9ZM19 101H20V100H19ZM37 101H40V100L38 99ZM41 101H42V100H41ZM57 101H58V100H57ZM78 101H79V100H78ZM80 101H81V100H80ZM80 101H79V102H80ZM140 101H141V100H140ZM174 101H175V100H174ZM185 101H186V100H185ZM199 101H200V100H199ZM204 101H205V99H204ZM216 101H217V100H216ZM220 101H221V100H220ZM27 102H28V101H26V103H27ZM32 102H33V101H32ZM32 102L30 101V104H31ZM43 102H44V101H43ZM54 102H55V100H54V101L52 100V103H53V104H54ZM65 102H66V101H65ZM68 102H69V101H68ZM120 102H121V101H120ZM135 102H136V101H135ZM229 102H230V101H229ZM21 103H22V101H21ZM23 103H24V102H23ZM41 103H42V102H41ZM52 103H50V105H51ZM57 103H58V102H57ZM184 103H188V102H184ZM203 103H204V102H203ZM205 103H206V102H205ZM211 103H212V102H211ZM214 103H215V101H214ZM221 103H223V101H222ZM15 104H16V102H15ZM17 104H18V103H17ZM17 104H16V106H17ZM24 104H25V103H24ZM34 104H35V103H34ZM42 104H43V103H42ZM65 104L67 105V103H65ZM206 104H207V103H206ZM208 104H209V103H208ZM208 104H207V105H208ZM215 104H216V103H215ZM224 104H225V103H224ZM224 104H223V106H224ZM22 105H23V104H22ZM36 105H37V107H38V104H36ZM43 105H44V104H43ZM45 105H47V104L45 103ZM59 105H61V104H59ZM66 105H65V106H66ZM68 105L70 106L71 104L68 103ZM68 105H67V106H68ZM73 105H74V104H73ZM126 105H128V104H126ZM142 105H143V104H142ZM217 105H218V104H217ZM241 105H242V104H241ZM23 106L26 107V105H23ZM34 106H35V105H34ZM74 106H75V105H74ZM219 106H220V105H219ZM19 107H20V106H19ZM19 107H18V109H19ZM24 107L22 108V110L24 109ZM30 107H31V106H30ZM32 107H33V106H32ZM44 107H45V106H44ZM54 107H55V105H54ZM63 107H64V106H63ZM202 107H203V106H202ZM211 107H214V106H211ZM28 108H29V107H28ZM52 108H53V107H52ZM130 108H131V107H130ZM203 108H204V107H203ZM222 108H223V107H222ZM49 109H50V108H49ZM57 109H58V108H57ZM65 109H68V108L66 107V108H64L63 110H65ZM78 109H79V108H78ZM109 109H110V108H109ZM214 109H215V108H214ZM16 110H17V109H16ZM20 110H21V109H20ZM103 110H104V109H103ZM23 111H24V110H23ZM29 111H30V110H29ZM54 111H55V110H54ZM59 111H61V109H60ZM59 111H58V112H59ZM100 111H101V110H100ZM100 111H97V112L99 113ZM107 111H108V109H107ZM193 111H195V110H193ZM17 112H18V111H17ZM19 112L21 113V111H19ZM30 112H31V111H30ZM37 112H38V111H37ZM51 112H52V111H51ZM61 112H62V111H61ZM64 112H65V111H64ZM69 112H71V110H70ZM109 112H110V111H109ZM111 112H114V111H111ZM258 112H259V111H258ZM3 113H4V112H3ZM33 113H34V112H33ZM55 113H56V112H55ZM71 113H72V112H71ZM71 113H70V114H71ZM75 113H77V112H75ZM7 114H8V113H7ZM21 114H22V113H21ZM27 114H28V112H27ZM60 114H61V113H60ZM60 114L57 115V113H56V115L58 116V118H59V115H60ZM118 114H120V113L118 112ZM4 115H5V114H4ZM8 115H9V114H8ZM66 115H67V114H66ZM72 115H73V114H72ZM79 115H80V114H79ZM107 115H108V114H107ZM107 115H106V117H108ZM116 115H117V113H115V116H116ZM2 116H3V115H2ZM24 116H25V115H24ZM24 116H22V117L24 118ZM26 116H27V115H26ZM28 116H29V115H28ZM53 116H54V115H53ZM62 116H63V115H62ZM93 116H94V115H93ZM109 116H111V115H109ZM123 116H124V114H123ZM262 116H264L263 113H262ZM4 117H5V116H4ZM6 117H7V116H6ZM66 117H67V116H66ZM70 117H71V116H70ZM72 117H73V116H72ZM85 117H86V116H85ZM85 117H84V118H85ZM98 117H99V114H98ZM15 118H16V117H15ZM15 118H14V119H15ZM52 118H53V117H52ZM63 118H64V117H63ZM93 118H94V117H93ZM96 118H97V116H96ZM103 118H104V117H103ZM117 118H118V117H117ZM120 118L122 119V117H120ZM149 118H150V117H149ZM155 118L157 119L156 116H155ZM163 118H164V117H163ZM259 118H261V117H259ZM11 119H12V118H11ZM53 119H54V118H53ZM56 119H57V117H56ZM68 119H69V118H68ZM71 119H72V118H71ZM73 119H74V118H73ZM73 119H72V120H73ZM75 119H76V118H75ZM88 119H89V118H88ZM110 119H111V118H110ZM112 119H113V117H112ZM114 119H115V118H114ZM114 119H113V120H114ZM121 119H120V120H121ZM150 119H151V118H150ZM156 119H155V122H156L159 118H158L157 120H156ZM251 119H252V118H251ZM263 119H264V118H263ZM27 120H28V119H27ZM29 120H30V119H29ZM32 120H33V119H32ZM79 120H80V119H79ZM83 120H84V119H83ZM92 120H93V119H92ZM98 120H100V119H98ZM118 120H119V118H118ZM118 120L115 119L114 121H118ZM120 120H119V121H120ZM122 120H123V119H122ZM151 120H152V119H151ZM151 120H149V121H151ZM164 120H165V119H164ZM188 120H190V119H187L186 121H188ZM258 120H259V119H258ZM258 120H257V121H258ZM8 121H9V118H8ZM10 121H13V120H10ZM60 121H61V120H60ZM62 121H64V120H62ZM66 121H67V120H66ZM66 121H65V122H66ZM80 121H81V120H80ZM88 121H89V120H88ZM124 121H125V120H124ZM124 121H123V122H124ZM153 121H154V119H153ZM159 121H160V120H159ZM180 121H182V120H180ZM186 121H185V122H186ZM198 121H199V120H198ZM236 121H237V119H236ZM29 122H30V121H29ZM51 122L53 123L54 121H51ZM57 122H58V119H57ZM57 122H54V123H56V127H58V126H57ZM69 122H71V120H70ZM69 122H68V123H69ZM82 122H83V121H81V123H82ZM89 122H90V121H89ZM89 122H88V123H89ZM162 122H163V121H162ZM172 122H173V121H172ZM182 122H183V121H182ZM193 122H194V120H193ZM212 122H213V121H212ZM228 122H231V121H228ZM0 123H1V122H0ZM10 123H11V122H10ZM14 123H15V122H14ZM14 123H13V124H14ZM16 123L18 124V122H16ZM54 123H53V124H54ZM58 123H60V122H58ZM77 123H78V122H77ZM147 123H148V121H147ZM157 123H158V122H157ZM188 123H189V122H188ZM194 123H195V122H194ZM198 123H199V122H198ZM232 123H233V122H232ZM5 124H6V122H5ZM7 124L9 125V123H7ZM29 124H30V123H29ZM32 124H33V123H32ZM62 124H63V123H62ZM70 124H71V123H70ZM83 124H84V122H83ZM83 124H82V125H83ZM85 124H86V123H85ZM95 124H96V123H95ZM99 124H101V123H99ZM145 124H146V122H145ZM151 124H152V123H151ZM153 124H154V123H153ZM159 124H161V123L159 122ZM183 124H185V123H183ZM183 124H182V125H183ZM192 124H193V123H192ZM222 124H223V123H222ZM222 124H221V125H222ZM230 124H231V123H230ZM234 124H235V123H234ZM238 124H239V123H238ZM242 124H243V123H242ZM247 124H248V123H247ZM249 124H250V122H249ZM253 124H254V123H253ZM33 125H34V124H33ZM64 125H65V124H64ZM78 125H79V124H78ZM86 125H87V124H86ZM106 125H107V123H106ZM110 125H111V124H110ZM117 125H118V124H117ZM126 125H127V124H126ZM141 125H142V124H141ZM147 125H150V124H147ZM147 125H146V127H147ZM156 125H157V124H156ZM172 125H173V123H172ZM204 125H205V122H204ZM211 125H212V124H211ZM219 125H220V124H219ZM251 125H252V123H251ZM259 125H260V124H259ZM262 125H263V124H262ZM11 126H12V125H11ZM31 126H32V125H31ZM36 126H37V124H36ZM44 126H45V125H44ZM46 126H47V125H46ZM60 126H61V125H60ZM60 126H59V127H60ZM67 126H68V124H67ZM76 126H77V124H76ZM80 126H81V124H80ZM88 126H91V125H88ZM103 126H104V124H103ZM114 126H115V125H114ZM114 126H113V127H114ZM118 126H119V125H118ZM118 126H116V127H118ZM137 126H138V125H137ZM137 126H136V127H137ZM143 126H144V123H143ZM151 126H153V125H150V127H151ZM160 126H161V125H160ZM192 126H193V125H192ZM194 126H195V125H194ZM212 126H213V125H212ZM217 126H218V123H217ZM240 126H241V125H240ZM244 126H245V125H244ZM247 126H248V125H247ZM14 127H15V126H14ZM14 127H12V128H14ZM17 127H18V126H17ZM33 127H34V126H33ZM62 127H63V126H62ZM74 127H75V126H74ZM99 127H100V126H99ZM104 127H105V126H104ZM104 127H102V128H104ZM122 127H124V126H122ZM132 127H133V126H132ZM150 127H149V128H150ZM201 127H202V126H201ZM232 127H233V126H232ZM254 127H255V124H254ZM256 127H257V125H256ZM260 127H261V126H260ZM18 128H19V127H18ZM35 128H36V127H35ZM39 128H40V127H39ZM43 128H44V127H43ZM51 128H53V127L51 126ZM64 128H67V127H64ZM75 128H77V127H75ZM105 128H106V127H105ZM119 128H120V126H119ZM134 128H135V127H134ZM147 128H148V127H147ZM151 128H152V127H151ZM151 128H150V129H151ZM173 128H174V126H173ZM184 128H185V127H184ZM202 128H203V127H202ZM206 128H207V127H206ZM208 128H209V127H208ZM222 128H223V127H222ZM246 128H247V127H246ZM250 128L252 129L253 127H250ZM8 129H9V126H8ZM8 129H7V130H8ZM44 129H45V128H44ZM53 129H54V128H53ZM71 129H72V128H71ZM124 129H125V128H124ZM124 129H123V130H124ZM140 129H141V128H140ZM140 129H139V130H140ZM150 129H149V130H150ZM180 129H181V128H180ZM196 129H197V128H196ZM204 129H205V128H203V130H204ZM210 129H211V128H210ZM212 129H213V128H212ZM228 129H229V128H228ZM231 129H232V128H231ZM237 129H239V128H237ZM258 129H259V128H258ZM11 130H12V129H11ZM31 130H32V129H31ZM42 130H43V129H42ZM47 130H48V127H47ZM49 130H50V129H49ZM68 130H69V129H68ZM74 130H75V129H74ZM137 130H138V128H137ZM142 130L145 131L144 128H142ZM146 130H147V129H146ZM181 130H182V129H181ZM200 130H201V129H200ZM205 130H206V129H205ZM233 130H234V129H233ZM260 130H262V129H260ZM260 130H259V131H260ZM32 131H33V130H32ZM32 131H31V132H32ZM52 131H53V130H52ZM71 131H72V130H71ZM174 131H175V130H174ZM186 131H187V130H186ZM193 131L195 132L196 130H193ZM197 131H198V130H197ZM197 131H196V132H197ZM213 131H214V130H213ZM228 131H229V130H228ZM236 131H237V130H236ZM239 131H240V130H239ZM254 131H255V130H254ZM0 132H1V131H0ZM8 132H9V131H8ZM67 132H68V131H67ZM114 132H115V129H114ZM194 132H193V133H194ZM217 132H218V131H217ZM233 132H234V131H233ZM256 132H257V131H256ZM9 133H10V132H9ZM42 133H44V132H42ZM54 133H55V132H54ZM71 133H72V132H71ZM74 133H75V132H74ZM77 133H78V132H77ZM77 133H75V134H77ZM141 133H142V132H141ZM143 133H146V132H143ZM187 133H189V132L187 131ZM223 133H224V132H223ZM231 133H232V132H231ZM246 133H247V132H246ZM249 133H250V129H249ZM258 133H259V132H258ZM262 133H263V132H262ZM66 134H67V133H66ZM66 134H65V135H66ZM98 134H99V133H98ZM127 134H128V133H127ZM169 134H170V133H169ZM169 134H168V135H169ZM194 134H195V133H194ZM225 134H227V133H225ZM254 134H255V133H254ZM2 135H3V134H2ZM2 135H0V136H2ZM22 135H23V134H22ZM55 135H56V134H55ZM87 135H88V134H87ZM95 135H96V132H95ZM105 135H106V133H105ZM117 135H118V134H117ZM129 135H130V134H129ZM154 135H155V134H154ZM157 135H158V133H157L155 136H157ZM165 135H167V134H165ZM186 135H187V134H186ZM191 135H192V133H191ZM191 135H190V136H191ZM244 135H246V134H244ZM263 135H264V134H263ZM44 136H45V135H44ZM77 136H78V135H77ZM97 136H98V135H97ZM125 136H126V135H125ZM181 136H182V135H181ZM188 136H189V135H188ZM196 136H197V135H196ZM214 136H215V135H214ZM217 136H218V135H217ZM220 136H221V135H220ZM230 136H231V135H230ZM250 136H251V135H250ZM260 136H261V135H260ZM260 136H259V137H260ZM10 137H11V136H10ZM53 137H54V136H53ZM55 137H56V136H55ZM66 137H67V136H66ZM94 137H95V136H94ZM98 137H99V136H98ZM147 137H148V136H147ZM149 137H150V136H149ZM151 137H154V136L152 135ZM197 137H198V136H197ZM201 137H202V136H201ZM56 138H57V137H56ZM69 138H70V137H69ZM73 138H74V136H73ZM161 138H162V137H161ZM166 138H167V136H166ZM186 138H187V137H186ZM203 138H204V137H203ZM210 138H211V137H210ZM260 138H261V137H260ZM10 139H11V138H10ZM42 139H43V137H42ZM51 139L54 140L53 138H51ZM90 139H91V138H90ZM99 139H100V137H99ZM128 139H130V138H128ZM164 139H165V138H164ZM176 139H179V138H176ZM188 139H189V138H188ZM188 139H187V141H188ZM195 139H196V138H195ZM207 139H209V138H207ZM207 139H206V140H207ZM213 139H214V138H213ZM229 139H230V138H229ZM251 139H252V138H251ZM12 140H13V138H12ZM12 140H11V141H12ZM44 140H45V139H44ZM61 140H63V139H61ZM70 140H71V138H70ZM75 140H78V139L76 138ZM80 140H81V139H79V142H78V143L83 142V144H84V141H80ZM100 140H101V139H100ZM109 140H110V139H109ZM122 140H123V139H122ZM211 140H212V139H211ZM231 140H232V139H231ZM247 140H249V139H247ZM256 140H257V139H256ZM258 140H259V139H258ZM39 141H40V140H39ZM39 141H38V142H39ZM54 141H55V140H54ZM54 141H53V143H55ZM103 141H104V140H103ZM111 141H112V140H111ZM134 141H135V140H134ZM189 141H192L191 138H190ZM193 141H194L193 144H194V146H195V140H193ZM197 141H198V140H197ZM203 141H204V140H203ZM227 141H228V140H227ZM31 142H32V141H31ZM31 142H30V143H31ZM35 142H36V141H35ZM56 142H57V140H56ZM58 142H59V141H58ZM60 142H61V141H60ZM67 142H68V141H67ZM69 142H70V141H69ZM75 142H76V141H75ZM95 142H96V140H95ZM118 142H119V141H118ZM181 142H182V140H181ZM207 142H208V140H207ZM45 143H47V142H45ZM85 143H86V144H85V146H86V145H87V141H85ZM98 143H99V142H98ZM121 143H122V142H121ZM176 143H178V142H176ZM189 143L191 144V142H189ZM197 143H198V142H197ZM197 143H196V144H197ZM205 143H206V142H205ZM229 143H230V142H229ZM240 143H241V142H240ZM240 143H239V145H240ZM249 143H250V141H249ZM80 144H82V143H80ZM80 144H76V145L79 146ZM104 144H105V143H104ZM104 144H103V145H104ZM127 144H128V143H127ZM174 144H175V143H174ZM180 144H181V143H180ZM190 144H188V145L190 146ZM200 144H201V142L199 143V145H200ZM208 144H209V143H208ZM213 144H214V143H213ZM247 144H248V143H247ZM258 144H259V143H258ZM260 144H261V141H260ZM8 145H9V144H8ZM22 145H23V144H22ZM51 145H52V143H51ZM53 145H54V144H53ZM76 145H75V146H76ZM105 145H106V144H105ZM112 145H113V143H112ZM170 145H172V144H170ZM188 145H187V146H188ZM197 145H198V144H197ZM201 145H202V144H201ZM209 145H210V144H209ZM230 145H231V144H230ZM239 145H238V146H239ZM243 145H244V144H243ZM0 146H1V145H0ZM9 146H10V145H9ZM78 146H77V148H78ZM82 146H83V145H82ZM106 146H107V145H106ZM106 146H105V147H106ZM123 146H124V145H123ZM177 146H179V145H177ZM203 146H204V143H203ZM203 146H201V147L203 148ZM211 146H213V145H211ZM247 146H248V145H247ZM249 146H250V145H249ZM254 146H255V144H254ZM259 146H260V145H259ZM261 146H262V145H261ZM23 147H24V146H23ZM68 147H69V146H68ZM73 147H74V146H73ZM88 147H89V146H88ZM90 147H91V145H90ZM90 147H89V148H90ZM92 147H93V146H92ZM92 147H91V148H92ZM110 147H111V145H110ZM180 147H181V145H180ZM191 147H192V146H191ZM195 147H196V146H195ZM195 147H193V148H195ZM198 147H200V146H198ZM198 147H197V148H198ZM201 147H200V148H201ZM206 147H207V146H206ZM236 147H237V146H236ZM240 147H241V146H240ZM252 147H253V146H252ZM10 148H11V147H10ZM82 148H84V147H82ZM86 148H87V147H86ZM116 148H117V147H116ZM163 148H164V147H163ZM200 148H199V149H200ZM17 149H18V148H17ZM75 149H76V148H75ZM93 149H94V148H93ZM142 149H143V148H142ZM170 149H171V148H170ZM208 149H209V148H208ZM210 149H211V147H210ZM210 149H209V150H210ZM214 149H215V148H214ZM9 150H10V149H9ZM9 150H8V151H9ZM21 150H22V149H21ZM21 150H20V151H21ZM77 150H78V149H77ZM77 150H76V151H77ZM94 150H95V149H94ZM144 150H145V149H144ZM162 150H163V149H162ZM167 150H168V149H167ZM196 150H197V149H196ZM209 150H208V151H209ZM211 150H212V149H211ZM222 150H223V149H222ZM222 150H221V151H222ZM4 151H5V150H4ZM14 151H15V150H14ZM36 151H38V150H36ZM72 151H73V148H72ZM76 151H75V152H76ZM88 151H89V150H88ZM116 151H117V150H116ZM165 151H166V149H165ZM212 151H213V150H212ZM226 151H227V150H226ZM231 151H232V150H231ZM249 151H250V150H249ZM251 151H252V148H251ZM259 151H260V149H259ZM28 152H30V151L28 150ZM52 152H54V151H52ZM75 152H74V153H75ZM96 152H97V151H96ZM162 152H163V151H162ZM178 152H179V151H178ZM206 152H207V151H206ZM232 152H233V151H232ZM245 152H246V151H245ZM252 152H253V151H252ZM261 152H262V150H261ZM19 153H20V152H19ZM19 153H18V154H19ZM33 153H34V152H33ZM74 153H73V154H74ZM83 153H84V152H83ZM101 153H103V152H101ZM173 153H174V152H173ZM175 153H176V152H175ZM175 153H174V155H175ZM192 153H193V152H192ZM201 153H202V152H201ZM217 153H218V152H217ZM255 153H256V152H255ZM259 153H260V152H259ZM8 154H9V153H8ZM13 154H14V153H13ZM25 154H26V153H25ZM29 154H30V153H29ZM56 154H58V153H56ZM69 154L71 155L72 153H69ZM75 154H77V153H75ZM85 154H86V153H85ZM85 154H83V155L85 156ZM93 154H94V153H93ZM95 154H96V153H95ZM107 154H108V153H107ZM124 154H125V153H124ZM126 154H127V153H126ZM156 154H157V153H156ZM156 154H154V155H156ZM159 154H160V152H159ZM204 154H206V153H204ZM246 154H247V153H246ZM263 154H264V153H263ZM10 155H11V154H10ZM32 155H34V154H32ZM36 155H37V154H36ZM38 155H40V154L38 153ZM42 155H43V154H42ZM42 155H41V156H42ZM51 155H52V154H51ZM70 155L68 156L69 158H71ZM83 155H82V156H83ZM89 155H90V154H89ZM133 155H134V154H133ZM152 155H153V154H152ZM176 155H177V154H176ZM207 155H208V154H207ZM209 155H210V153H209ZM209 155H208V156H209ZM228 155H229V154H228ZM233 155H234V154H233ZM233 155H232V158H233ZM241 155H242V154H241ZM20 156H21V155H20ZM22 156H23V155H22ZM22 156H21V157H22ZM60 156H62V155H60ZM74 156H76V155H74ZM80 156H81V155H80ZM91 156H92V155H91ZM127 156H128V155H127ZM130 156H131V155H130ZM130 156H129V157H130ZM136 156H137V155H136ZM146 156H148V155H146ZM157 156H158V155H157ZM177 156H178V155H177ZM211 156H212V155H211ZM218 156H219V155H218ZM218 156H217V157H218ZM223 156H226V155H224V152H223ZM238 156H239V155H238ZM249 156H250V155H249ZM251 156H252V155H251ZM251 156H250V157H251ZM7 157H11V156H7ZM12 157H13V156H12ZM12 157H11V158H12ZM16 157H17V156H16ZM18 157H19V156H18ZM24 157H27V156H24ZM47 157H48V153H47ZM56 157H58V156H56ZM68 157H67V158H68ZM72 157H73V156H72ZM86 157H87V156H86ZM86 157H85V158H86ZM94 157H95V155H94ZM98 157H99V156H98ZM98 157H97V158H98ZM123 157H124V156H123ZM125 157H126V156H125ZM169 157H170V159H171V155H170ZM169 157H166V158H168V160H170ZM172 157H173V156H172ZM174 157H176V156H174ZM178 157H179V156H178ZM183 157H184V156H183ZM22 158H23V157H22ZM39 158H40V157H39ZM65 158H66V157H65ZM97 158H96V159H97ZM103 158H104V156H103ZM141 158H142V157H141ZM145 158H147V157H145ZM156 158H157V157H156ZM161 158H162V157H161ZM181 158H182V157H181ZM204 158H205V157L203 156V160H204ZM210 158H211V157H210ZM210 158L208 157V161H210V160H209ZM239 158H240V157H239ZM16 159H17V158H16ZM19 159H20V158H19ZM57 159H58V158H57ZM59 159H60V157H59ZM61 159H62V158H61ZM74 159H77V158H74ZM100 159H101V158H100ZM110 159H111V158H110ZM186 159H187V158H186ZM224 159L226 160L225 157H224ZM12 160H13V159H12ZM67 160H68V159H66V161H67ZM69 160H70V159H69ZM72 160H73V159H72ZM80 160H81V159H80ZM82 160H83V159H82ZM89 160H90V159H89ZM154 160H155V159H154ZM182 160H183V159H182ZM222 160H223V159H222ZM227 160H229V159H227ZM231 160H232V159H231ZM235 160H236V159H235ZM245 160H246V159H245ZM259 160H260V158H259ZM8 161H9V160H8ZM19 161H20V160H19ZM34 161H35V160H34ZM124 161H125V160H124ZM173 161H174V160H173ZM183 161H184V160H183ZM183 161H181V162H183ZM204 161H205V160H204ZM204 161H203V162H204ZM250 161H251V160H250ZM263 161H264V160H263ZM21 162H22V160H21ZM44 162H45V161H44ZM55 162H56V161H55ZM70 162H71V161H70ZM70 162H69V163H70ZM77 162H78V161H77ZM86 162H87V161H86ZM141 162H143V161H141ZM175 162H176V161H175ZM206 162H207V161H206ZM216 162H217V161H216ZM231 162H232V161H231ZM233 162H234V161H233ZM254 162H255V161H254ZM35 163H36V162H35ZM37 163H39V162H37ZM46 163H47V162H46ZM58 163H59V162H58ZM60 163H62V162H60ZM71 163H72V162H71ZM82 163H84V162H82ZM89 163H90V162H89ZM138 163H139V162H138ZM165 163H166V162H165ZM207 163H208V162H207ZM211 163H212V162H211ZM217 163H220V161L217 162ZM229 163H230V161H229ZM244 163H245V162H244ZM255 163H256V162H255ZM261 163H262V162H261ZM8 164H9V163H8ZM41 164H42V162H41L39 165H41ZM50 164H51V163H50ZM75 164L77 165L78 163H75ZM133 164H134V163H133ZM136 164H137V163H136ZM143 164H144V163H143ZM162 164H163V163H162ZM172 164H173V163H172ZM177 164H178V163H177ZM186 164H187V163H186ZM212 164H213V163H212ZM214 164H215V163H214ZM231 164H232V163H231ZM245 164H246V163H245ZM245 164H244V165H245ZM0 165H1V164H0ZM39 165H38V167H39ZM68 165H69V164H68ZM86 165H87V164H86ZM170 165H171V164H170ZM218 165H219V164H218ZM223 165H224V164H223ZM235 165H236V164H234V166H235ZM249 165L253 166V165L250 164V163H249ZM41 166H43V164H42ZM49 166H51V165H49ZM49 166H48V167H49ZM64 166H65V165H64ZM71 166H72V165H71ZM172 166H173V165H172ZM227 166H228V165H227ZM32 167H33V165H32ZM35 167H36V166H35ZM38 167H37V168H38ZM53 167H54V166H53ZM53 167H50V168L52 169ZM74 167H76V166L74 165ZM85 167H86V166H85ZM126 167H127V166H126ZM137 167H138V164H137ZM167 167H168V165H167ZM170 167H171V166H170ZM175 167H177V165H176ZM193 167H194V165H193ZM238 167H239V166H238ZM8 168H9V167H8ZM37 168H36V170H37ZM41 168H42V167H41ZM44 168H45V167H44ZM62 168H63V167H62ZM82 168H83V167H82ZM107 168H108V167H107ZM107 168H106V169H107ZM161 168H162V167H161ZM161 168H160V170H161ZM232 168H233V167H232ZM234 168H236V167H234ZM234 168H233V169H234ZM240 168H241V167H240ZM246 168H249V167L245 166V169H246ZM261 168H263V166H262ZM4 169H5V168H3V170H4ZM28 169H29V168H28ZM47 169H48V168H47ZM47 169H44V170L46 171ZM55 169H56V168H55ZM89 169H90V168H89ZM89 169H88V170H89ZM92 169H93V168H92ZM103 169H104V168H103ZM103 169H101V170H103ZM125 169H126V168H125ZM129 169H130V168H129ZM131 169H132V168H131ZM140 169H141V168H140ZM170 169H171V168H170ZM172 169H173V167H172ZM172 169H171V170H172ZM175 169H176V168H175ZM181 169H182V168H181ZM181 169H180V170H181ZM186 169H187V168H186ZM186 169H185V170H186ZM243 169H244V168H243ZM257 169H258V168H257ZM6 170H7V169H6ZM10 170H11V169H10ZM17 170H18V169H17ZM30 170H31V169H30ZM30 170H29V171H30ZM53 170H54V169H53ZM57 170L59 171V169H57ZM80 170H82V169H80ZM101 170H100V171H101ZM127 170H128V169H127ZM134 170H135V169H134ZM144 170H145V168H144ZM160 170H159V172H160ZM190 170H191V169H190ZM190 170H189V171H190ZM235 170H236V169H235ZM237 170H238V169H237ZM246 170H247V169H246ZM29 171H27V172H29ZM32 171H34V170H32ZM55 171H56V170H55ZM55 171H53V172H55ZM58 171H57V172H58ZM63 171H64V170H63ZM78 171H79V170H78ZM83 171L85 172L86 170H83ZM90 171H91V170H90ZM105 171H106V170H105ZM132 171H133V170H132ZM141 171H143V170H141ZM141 171H140V172H141ZM239 171H240V170H239ZM8 172H9V171H8ZM14 172H15V171H14ZM35 172H36V171H35ZM42 172H43V171H42ZM46 172H47V171H46ZM49 172H50V171H49ZM51 172H52V170H51ZM59 172L61 173V171H59ZM69 172H70V171H69ZM72 172H73V171H72ZM76 172H77V171H76ZM81 172H82V171H81ZM103 172H104V170H103ZM120 172H121V171H120ZM130 172H131V171H130ZM135 172H136V171H135ZM148 172H149V171H148ZM159 172H157V173H159ZM173 172H174V171H173ZM243 172H245V171L243 170ZM18 173H19V172H18ZM32 173H33V172H32ZM62 173H63V172H62ZM64 173H65V172H64ZM66 173H67V172H66ZM93 173H94V172H93ZM93 173H92V174H93ZM99 173H101V172H99ZM133 173H134V172H133ZM141 173H143V172H141ZM146 173H147V172H146ZM149 173H151V172H149ZM20 174H21V173H20ZM28 174H29V173H28ZM47 174H48V173H47ZM54 174H55V173H54ZM54 174H53V176H54ZM69 174H70V173H69ZM92 174H91V175H92ZM96 174H97V172H96ZM110 174H111V173H110ZM123 174H124V173H123ZM138 174H139V173H138ZM190 174H191V173H190ZM259 174H261V173H258V174H257V177L260 176ZM263 174H264V173H263ZM32 175H33V174H32ZM49 175H51V174H49ZM59 175H60V174H59ZM61 175H62V174H61ZM83 175H85V174L83 173ZM83 175L81 176V178L84 177ZM86 175H88V174H86ZM91 175H89V177H90ZM98 175H99V174H98ZM111 175H112V174H111ZM142 175H143V174H142ZM147 175H148V174H147ZM174 175H175V174H174ZM255 175H256V173H255ZM26 176H28V175H26ZM33 176H34V175H33ZM38 176H39V175H38ZM40 176H41V175H40ZM42 176H43V175H42ZM55 176H56V175H55ZM55 176H54V177H55ZM63 176H64V174H63ZM78 176H79V175H78ZM93 176H94V175H93ZM99 176H100V175H99ZM134 176H135V175H134ZM134 176H133V177H134ZM222 176H223V175H222ZM225 176H227V175H225ZM251 176H252V175H251ZM251 176H250V177H251ZM30 177H31V175H30ZM30 177H29V178H30ZM34 177H35V176H34ZM103 177H104V176H103ZM107 177H109V175H108ZM126 177H127V174H126ZM172 177H173V176H172ZM214 177H215V176H214ZM220 177H221V176H220ZM229 177L233 179V177H231V176H229ZM229 177H228V178H229ZM250 177H249V178H250ZM22 178H23V177H22ZM25 178H26V177H25ZM45 178H47V177H45ZM50 178H51V177H50ZM52 178H53V177H52ZM59 178L62 179L61 176L58 177V179H59ZM64 178H65V177H64ZM67 178H69V177H67ZM78 178H79V177H78ZM85 178H87V177H85ZM96 178H97V177H96ZM110 178H111V177H110ZM136 178H138V177H136ZM170 178H171V176H170ZM177 178H178V177H177ZM205 178H206V177H205ZM212 178H213V177H212ZM216 178H217V177H216ZM223 178H225V177H223ZM228 178L226 177V179H228ZM254 178H255V177H254ZM260 178H261V177H260ZM262 178H263V177H262ZM9 179H10V178H9ZM26 179H27V178H26ZM26 179H24V180H26ZM34 179H36V178H34ZM39 179H40V178H39ZM47 179H49V178H47ZM71 179H72V178H71ZM79 179H80V178H79ZM127 179H128V178H127ZM129 179L131 180V177H130ZM132 179H133V178H132ZM134 179H135V178H134ZM168 179H169V178H168ZM213 179H214V178H213ZM213 179L211 180V179L209 178V180H211V181H213ZM218 179H219V178H218ZM218 179H217V180H218ZM226 179H225V180H226ZM247 179H248V176H247ZM252 179H253V178H252ZM31 180H33V179L31 178ZM65 180H69V179H66V178H65ZM65 180H62V181L64 182ZM75 180H76V179H75ZM88 180H89V179H88ZM109 180H110V179H109ZM166 180H167V178H166ZM215 180H216V179H215ZM228 180H230V179H228ZM235 180H236V179H235ZM27 181H28V180H27ZM36 181H37V179H36ZM41 181H43V180H41ZM48 181H49V180H48ZM57 181L59 182V180H57ZM62 181H61V182H62ZM69 181H70V180H69ZM97 181H98V180H97ZM117 181H118V180H117ZM119 181H120V180H119ZM131 181H132V180H131ZM158 181H159V180H158ZM233 181H234V180H233ZM236 181H237V180H236ZM245 181H246V180H245ZM248 181H249V179H248ZM261 181H262V180H261ZM261 181H260V183L262 184ZM7 182H8V181H7ZM25 182H26V181H25ZM45 182H46V181H45ZM58 182H56V183H58ZM61 182H60V183H61ZM67 182H68V181H67ZM91 182H92V181H91ZM105 182H106V181H105ZM120 182H121V181H120ZM122 182H124V179H123ZM126 182H127V181H126ZM135 182H136V180H135ZM173 182H174V181H173ZM196 182H197V181H196ZM206 182H208V181H206ZM249 182H250V181H249ZM249 182H248V183H249ZM263 182H264V181H263ZM4 183H6V182H4ZM9 183H10V181H9ZM17 183H18V182H16V185H17ZM56 183H55V184H56ZM60 183H59V184H60ZM92 183H94V182H92ZM96 183H97V182H96ZM102 183H103V182H102ZM128 183H129V182H128ZM130 183H131V182H130ZM157 183H158V182H157ZM180 183H181V182H180ZM203 183H205V182H203ZM208 183H210V182H208ZM212 183H213V182H212ZM234 183H235V182H234ZM237 183H240V182H237ZM6 184H7V183H6ZM22 184H24V183L22 182ZM28 184H29V183H28ZM42 184H43V183H42ZM51 184H52V183H51ZM53 184H54V182H53ZM53 184H52V185H53ZM61 184H62V183H61ZM61 184H60V185H61ZM67 184H68V183H67ZM94 184H95V183H94ZM103 184H105V183H103ZM123 184H124V186H125V183H123ZM138 184H139V183H138ZM170 184H171V183H170ZM195 184H196V183H195ZM231 184H233V183H231ZM231 184H230V185H231ZM12 185H13V184H12ZM30 185H32V184H30ZM56 185H57V184H56ZM62 185H63V184H62ZM105 185H106V184H105ZM105 185H104V186H105ZM121 185H122V184H121ZM173 185H174V184H173ZM200 185H201V184H200ZM200 185H198V186H200ZM230 185H229V186H230ZM263 185H264V184H263ZM9 186H10V184H9ZM37 186H38V183H37ZM44 186H45V185H44ZM53 186H55V185H53ZM57 186H58V185H57ZM77 186H78V185H77ZM118 186H120V185H118ZM122 186H123V185H122ZM128 186H129V185H128ZM133 186H135V185L133 184ZM133 186H132V187H133ZM141 186H142V185H141ZM174 186H175V185H174ZM177 186H178V185H177ZM213 186H214V184H213ZM255 186H256V185H255ZM81 187H82V186H81ZM84 187H85V186H84ZM98 187H99V186H98ZM120 187H121V186H120ZM200 187H201V186H200ZM203 187H204V186H203ZM206 187H207V186H205V188H206ZM216 187H217V183H216ZM218 187H219V186H218ZM221 187H222V186H221ZM248 187H249V186H248ZM261 187H262V186H261ZM21 188H22V186H21ZM40 188H41V187H40ZM43 188H44V187H43ZM79 188H80V187H79ZM135 188H136V187H135ZM176 188H178V187H176ZM219 188H220V187H219ZM234 188H235V187H234ZM256 188H257V187H256ZM262 188H263V187H262ZM3 189H4V186H3ZM3 189H2V191H4ZM8 189H9V188H8ZM84 189H85V188H84ZM126 189H127V188H126ZM131 189H132V188H130V190H131ZM138 189H139V188H138ZM155 189H156V188H155ZM160 189H161V188H160ZM213 189H214V188H213ZM249 189H250V187H249ZM254 189H255V187H254ZM260 189H261V188H260ZM5 190H7V189H5ZM19 190H20V189H19ZM122 190H123V188H122ZM140 190H141V189H140ZM153 190H154V189H153ZM158 190H159V189H158ZM162 190H163V189H162ZM205 190H206V189H205ZM207 190H208V189H207ZM232 190H233V189H232ZM237 190H238V189H237ZM10 191H11V190H10ZM10 191H9V192H10ZM21 191H22V190H21ZM27 191L29 192V189H27ZM51 191H52V190H51ZM80 191H81V190H80ZM83 191H84V190H83ZM83 191H82V192H83ZM94 191H95V190H94ZM116 191H117V190H116ZM124 191H125V189H124ZM148 191H150V190H148ZM173 191H174V190H173ZM197 191H198V190H197ZM200 191H201V190H200ZM218 191H219V190H218ZM222 191H223V190H222ZM5 192H6V191H5ZM11 192H12V191H11ZM52 192H53V191H52ZM56 192H57V191H56ZM69 192H71V191H69ZM96 192H98V190H97ZM121 192H122V191H121ZM213 192H214V191H213ZM237 192H238V191H237ZM19 193H20V192H19ZM76 193H77V192H76ZM157 193H158V192H157ZM163 193H164V192H163ZM163 193H162V194H163ZM168 193H169V192H168ZM170 193H171V189H170ZM196 193H197V192H196ZM198 193H199V192H198ZM204 193H205V195L208 194L207 196H209L210 191H209V193H207V192H204ZM206 193H207V194H206ZM2 194H4V193L2 192ZM8 194H9V193H8ZM20 194H21V193H20ZM29 194H30V192H29ZM71 194H72V192H71ZM71 194H70V195H71ZM79 194H80V192H79ZM95 194H96V193H95ZM95 194H94V195H95ZM100 194H103V193H100ZM106 194H107V193H106ZM119 194H120V193H119ZM123 194H124V193H123ZM153 194H154V193H153ZM166 194H167V193H166ZM172 194H173V193H172ZM190 194H191V193H190ZM220 194H221V192H220ZM220 194H219V195H220ZM222 194H223V193H222ZM233 194H234V193H233ZM6 195H7V194H6ZM36 195H37V194H36ZM46 195H47V194H46ZM46 195H45V196H46ZM58 195H59V194H58ZM62 195H63V194H62ZM64 195H65V194H64ZM68 195H69V194H68ZM70 195H69V196H70ZM108 195H109V192H108ZM176 195H177V194H176ZM176 195H175V196H176ZM198 195H199V194H198ZM202 195H203V194H202ZM215 195H216V194H215ZM219 195H218V196H219ZM227 195H228V194H227ZM0 196H1V195H0ZM2 196H3V195H2ZM7 196H8V195H7ZM17 196H18V195H17ZM22 196H23V195H21V197H22ZM34 196H35V195H34ZM38 196H39V195H38ZM42 196H43V194H42L40 197H42ZM51 196H52V195H51ZM54 196H55V195H54ZM60 196H61V195H60ZM72 196H73V195H72ZM87 196H88V195H87ZM134 196H135V195H134ZM151 196H152V194H151ZM155 196H156V193H155ZM158 196H162V195H161V192L159 193ZM178 196H179V195H178ZM178 196H176V197H178ZM222 196H224V195H222ZM229 196H230V194H229ZM238 196H239V195H238ZM253 196H254V194H253ZM10 197H11V195H10ZM15 197H16V195H15ZM49 197H50V196H49ZM49 197H48V198H49ZM70 197H71V196H70ZM80 197H81V196H80ZM84 197H85V196H84ZM97 197H98V194H97ZM115 197H116V195H115ZM126 197H127V196H126ZM136 197H137V196H136ZM153 197H154V196H153ZM194 197H195V196H194ZM197 197H198V196H197ZM199 197H200V199H201L202 197H206V196H199ZM215 197H216V196H215ZM220 197H221V196H220ZM233 197H234V196H233ZM250 197H251V196H250ZM16 198H17V197H16ZM42 198H43V197H42ZM46 198H47V197H46ZM50 198L52 199V197H50ZM50 198H49V199H50ZM59 198H60V197H59ZM63 198H64V196H63ZM63 198H62V199H63ZM65 198H66V196H65ZM73 198H75V196H74ZM73 198H72V199H73ZM85 198H86V197H85ZM87 198H88V197H87ZM106 198H107V197H106ZM106 198H105V199H106ZM110 198H112V197H110ZM118 198H119V197H118ZM162 198H163V197H162ZM185 198H186V197H185ZM208 198L210 199V196H209ZM221 198H222V197H221ZM224 198H227V196L224 197ZM251 198H252V197H251ZM2 199H3V198H2ZM4 199H5V198H4ZM6 199H7V198H6ZM22 199H24V198H22ZM36 199H37V198H36ZM49 199H45V197H44V200H48V202H49ZM75 199H76V198H75ZM78 199H79V198H78ZM78 199H77V200H78ZM81 199H82V198H81ZM81 199H80V201H81ZM91 199H92V198H91ZM101 199L104 200L102 197H101ZM115 199H116V198H115ZM134 199H135V198H134ZM136 199H137V198H136ZM227 199H228V198H227ZM246 199H247V198H246ZM69 200H71V198H69ZM83 200H84V199H83ZM92 200H93V199H92ZM99 200H100V199H99ZM107 200H108V199H107ZM119 200H120V199H119ZM154 200H155V199H154ZM158 200H159V198H158ZM182 200H183V199H182ZM212 200H213V199H212ZM223 200H224V199H223ZM240 200H241V199H240ZM240 200H239V201H240ZM2 201H3V200H2ZM4 201H5V200H4ZM9 201H10V200H9ZM9 201H6L7 204H8ZM21 201H22V200H21ZM29 201H30V200H29ZM39 201H40V200H39ZM52 201L54 202V199H53ZM78 201H79V200H78ZM84 201L87 203L88 200H84ZM89 201H90V199H89ZM96 201H97V200H96ZM109 201H110V199H109ZM114 201H115V200H114ZM121 201H122V200H121ZM121 201H120V202H121ZM201 201H204V200H201ZM215 201H216V200H215ZM219 201H221V200H219ZM233 201H234V200H233ZM15 202H16V201H15ZM34 202H35V201H34ZM34 202H33V203H34ZM36 202H37V201H36ZM45 202H46V201H45ZM57 202H58V201H57ZM70 202H71V201H70ZM73 202H74V200H73L71 203H73ZM117 202H118V200H117ZM149 202H150V201H149ZM198 202H199V201H198ZM205 202H206V201H205ZM211 202H212V201H211ZM246 202H247V201H246ZM1 203H2V202H0V204H1ZM20 203H21V202H20ZM31 203H32V201H31ZM33 203H32V205H33ZM43 203H44V202H43ZM54 203H55V202H54ZM58 203H59V202H58ZM64 203H65V202H64ZM64 203H63V206H64ZM68 203H69V202H68ZM74 203H76V200H75ZM77 203L79 204V202H77ZM81 203H82V202H81ZM83 203H84V202H83ZM102 203H103V202H102ZM115 203H116V202H115ZM174 203H175V202H174ZM207 203H208V201H207ZM214 203H215V202H214ZM226 203H227V202H226ZM4 204H5V203H4ZM7 204H6V205H7ZM10 204H11V201H10ZM13 204H14V203H13ZM23 204H24V203H23ZM26 204H27V201H26ZM36 204H37V203H36ZM36 204H35V205H36ZM56 204H57V203H56ZM56 204H55V205H56ZM106 204H107V203H106ZM113 204H114V203H113ZM113 204H112V205H113ZM122 204H123V203H122ZM156 204H157V205H155V206H157V208H159V207L161 206V205H160V206L158 207L159 204H158V203H156ZM188 204H189V203H188ZM192 204H193V203L191 202V205H192ZM194 204H195V203H194ZM197 204H198V203H197ZM218 204H219V203H218ZM232 204H233V203H232ZM249 204H250V203H249ZM11 205H12V204H11ZM35 205H34V206H35ZM47 205H48V204H47ZM71 205H72V204H71ZM73 205H74V204H73ZM86 205H87V204H86ZM95 205H96V203H95ZM95 205H94V206H95ZM97 205H99V204H97ZM221 205H222V204H221ZM225 205H227V204H225ZM225 205H223V206H225ZM240 205H241V204H240ZM30 206H31V205H30ZM59 206H60V204H59ZM65 206H66V205H65ZM91 206H92V205H91ZM101 206H102V205H101ZM104 206H105V203H104ZM115 206H116V205H115ZM123 206H124V205H123ZM142 206H143V205L140 206V209H141ZM144 206H145V204H144ZM155 206H154V207H155ZM198 206H199V205H198ZM204 206H205V205H204ZM11 207L13 208V206H11ZM32 207H33V206H32ZM36 207H38V206H36ZM47 207H48V206H47ZM47 207H45V208L48 209ZM66 207L68 208V206H66ZM73 207H74V206H73ZM79 207H80V206H79ZM81 207H82V206H81ZM81 207H80V208H81ZM88 207H89V206H88ZM125 207H126V206H125ZM180 207H181V206H180ZM199 207H200V206H199ZM201 207H203V206H201ZM205 207H206V206H205ZM225 207H226V206H225ZM227 207H230V204H229V206H227ZM263 207H264V206H263ZM3 208H4V207H3ZM5 208H6V207H5ZM18 208H19V207H18ZM42 208H43L42 210L44 211V207H42ZM56 208H57V207H56ZM56 208H55V209H56ZM59 208H60V207H59ZM69 208H70V207H69ZM74 208H75V207H74ZM77 208H78V207H77ZM103 208H104V207H103ZM161 208H162V207H161ZM184 208H185V207H184ZM193 208H194V207H193ZM207 208H208V207H207ZM211 208H212V207H211ZM213 208H215V207H213ZM216 208H217V207H216ZM221 208H222V206H221ZM234 208H235V206H234ZM260 208H261V207H260ZM260 208H257V210H259ZM9 209H10V208H9ZM15 209H16V207H15ZM30 209H31V208H30ZM30 209H29V210H30ZM50 209H51V208L49 207V210H50ZM53 209H54V208H53ZM63 209H65V207L62 208V210H63ZM71 209H72V210H75V209H73L72 207H71ZM95 209H96V208H94V211H95ZM97 209L99 210V208H97ZM123 209H124V208H123ZM133 209H134V208H133ZM133 209H132V210H133ZM148 209H149V207H148ZM155 209H156V208H155ZM197 209H198V208H197ZM197 209H195V210H197ZM205 209H206V208H205ZM1 210L4 211V209H2V208H1ZM5 210H6V209H5ZM13 210H14V209H13ZM34 210H38V208H37V209L35 208ZM56 210H57V209H56ZM58 210H60V209H58ZM72 210H70V211H72ZM83 210H85V209H83ZM100 210H101V209H100ZM115 210H116V209H115ZM138 210H139V209H138ZM153 210H154V209H153ZM156 210H157V209H156ZM179 210H180V209H179ZM179 210H178V211H179ZM183 210H184V209H183ZM186 210H187V209H186ZM186 210H185V211H186ZM192 210H193V209H192ZM223 210H224V209H223ZM223 210H222V211H223ZM225 210H226V209H225ZM249 210H250V209H249ZM255 210H256V209H255ZM3 211H2V212H3ZM8 211H9V210H8ZM8 211H6V212H8ZM30 211H31V210H30ZM40 211H41V210H40ZM43 211H42V212H43ZM52 211H53V210H52ZM52 211H51V213H52ZM65 211H66V210H65ZM80 211H81V210H80ZM121 211H123V210H121ZM127 211H128V210H127ZM133 211H134V210H133ZM139 211H140V210H139ZM204 211H205V210H204ZM220 211H221V210H220ZM220 211H219V213H220ZM230 211H231V210H230ZM234 211H235V210H234ZM15 212H17V210H16ZM15 212H14V213H15ZM28 212H29V211H28ZM45 212H47V211H45ZM74 212H76V211H74ZM74 212H73V213H74ZM84 212H85V211H84ZM86 212H88V211L86 210ZM86 212H85V214H86ZM100 212H101V211H100ZM107 212H108V211H107ZM129 212H130V211H129ZM129 212H128V213H129ZM135 212H136V211H135ZM152 212H153V211H152ZM179 212H180V211H179ZM214 212H215V211H214ZM232 212H233V211H232ZM257 212H258V211H257ZM261 212H262V210H261ZM8 213H9V212H8ZM14 213L11 214V215L14 216ZM25 213H26V212H25ZM31 213H32V215L34 214L33 211H32ZM38 213H39V211H38ZM57 213H58V212H57ZM65 213H66V212H65ZM70 213H71V212H70ZM73 213H72V214H73ZM76 213H77V212H76ZM94 213H95V212H94ZM126 213H127V212H126ZM130 213H133V212H130ZM222 213H223V212H222ZM247 213H248V212H247ZM253 213H254V210H253ZM15 214H16V213H15ZM35 214H36V213H35ZM42 214H43L42 216H44V212H43ZM48 214H49V213H48ZM48 214H47V216H48ZM74 214H75V213H74ZM77 214H78V213H77ZM77 214H75V215H77ZM98 214H99V212H98ZM118 214H119V213H118ZM133 214H134V213H133ZM137 214H138V213H137ZM150 214H151V213H150ZM156 214H157V213H156ZM202 214H203V213H202ZM208 214H209V213H208ZM216 214H217V213H216ZM250 214H251V213H250ZM0 215H2V214H0ZM3 215H4V213H3ZM8 215H9V214H8ZM11 215H10V216H11ZM17 215H19V214L17 213ZM17 215H15V216H17ZM37 215H38V214H37ZM58 215H59V214H58ZM86 215H87V214H86ZM134 215H135V214H134ZM134 215H133V217H136V216H134ZM148 215H149V214H148ZM178 215H179V213H178ZM186 215H187V214H186ZM200 215H201V214H200ZM214 215H215V214H214ZM225 215H226V214H225ZM228 215H229V213H228ZM245 215H246V214H245ZM247 215H248V214H247ZM247 215H246V216H247ZM261 215H262V214H261ZM261 215H260V216H261ZM28 216H29V215H28ZM34 216H35V215H34ZM38 216H39V215H38ZM38 216H37V218H38ZM40 216H41V214H40ZM50 216H51V214H50ZM54 216H55V215H54ZM80 216H81V214H80ZM88 216H89V215H88ZM102 216H103V215H102ZM126 216H127V215H126ZM216 216H217V215H216ZM239 216H240V215H239ZM250 216H251V215H250ZM253 216H254V215H253ZM0 217L2 218L3 216H0ZM4 217H6V216H4ZM18 217H19V216H18ZM26 217H27V216H25L24 220H26ZM35 217H36V216H35ZM45 217H46V216H45ZM59 217H60V216H59ZM59 217H58V218H59ZM166 217H167V216H166ZM169 217H170V216H169ZM179 217H180V216H179ZM190 217H191V216H190ZM193 217H194V214H193ZM199 217H200V216H199ZM202 217H203V216H202ZM207 217H208V216H207ZM220 217H222V216L219 215L217 219L219 220ZM232 217H233V216H232ZM244 217H245V216H244ZM247 217H248V216H247ZM7 218L11 219L10 217H7ZM15 218H16V217H15ZM15 218H14V219H15ZM28 218H29V217H28ZM39 218H40V217H39ZM50 218H51V217H50ZM50 218H49V219L47 218V219L50 220ZM52 218H54V217H52ZM109 218H110V217H109ZM117 218H118V217H117ZM158 218H159V217H158ZM175 218H176V217H175ZM184 218H186V217H184ZM188 218H189V217H187V219H188ZM196 218H197V217H196ZM211 218H212V217H211ZM227 218H228V217H227ZM245 218H246V217H245ZM249 218H250V217H249ZM253 218H254V217H253ZM260 218H261V217H260ZM262 218H263V215H262ZM2 219H3V218H2ZM5 219H6V218H5ZM19 219H20V218H19ZM30 219H31V217H30ZM34 219H35V218H34ZM42 219H44V217H43ZM98 219H99V218H98ZM124 219H125V218H124ZM130 219H132V217H131ZM135 219H137V218H135ZM164 219H166V218H164ZM164 219H163L162 221H164ZM205 219H206L207 222H208V219H207V218H205ZM209 219H210V218H209ZM222 219H223V218H222ZM225 219H226V218H225ZM235 219H236V218H235ZM251 219H252V218H251ZM256 219H257V218H256ZM40 220H41V219H40ZM48 220H46L45 222H47ZM65 220H66V219H65ZM120 220H121V219H120ZM133 220H134V219H133ZM193 220H194V219H193ZM195 220H196V219H195ZM218 220H216V221H218ZM223 220H224V219H223ZM227 220H228V219H227ZM227 220H226V221H227ZM236 220L238 221V219H236ZM252 220H253V219H252ZM261 220H262V219H261ZM12 221H14V220H12ZM20 221H21V219H20ZM33 221H34V220H33ZM35 221H36V219H35ZM37 221H39V220H37ZM37 221H36V224H38ZM41 221H42V220H41ZM52 221H53V220H52ZM67 221H68V220H67ZM96 221H97V220H96ZM100 221H103V220L100 219ZM126 221H127V220H126ZM134 221H135V220H134ZM142 221H143V220H142ZM159 221H160V220H159ZM186 221H187V220H186ZM190 221H192V220H190ZM196 221H197V225H198V220H196ZM216 221H214V222H216ZM221 221H222V220H221ZM257 221H258V220H257ZM259 221H260V220H259ZM0 222H2V220H0ZM28 222H29V219H28ZM28 222H27V223H28ZM98 222H99V221H98ZM103 222H104V221H103ZM127 222H128V221H127ZM138 222H139V221H138ZM153 222H154V221H153ZM176 222H178V221H176ZM179 222H180V220H179ZM179 222H178V223H179ZM199 222H200V221H199ZM209 222H210V221H209ZM214 222H213V223H214ZM227 222H228V221H227ZM253 222H254V221H253ZM30 223H31V221H30ZM42 223H43V222H42ZM42 223H41V224L39 223V224H40V225H39L40 227L42 226ZM49 223H50V222H49ZM83 223H84V222H83ZM93 223H94V222H93ZM96 223H97V222H96ZM118 223H119V222H118ZM121 223H122V222H121ZM136 223H137V222H136ZM181 223H182V221H181ZM186 223H187V222H186ZM186 223L184 222V224H186ZM195 223H196V222H195ZM195 223H194V224H195ZM204 223H205V222H204ZM204 223H203V224H204ZM210 223H211V222H210ZM210 223H209V224H210ZM225 223H226V222H225ZM225 223H224V224H225ZM229 223H230V221H229ZM236 223H237V222H234V223H233V226H234V224H236ZM260 223H262V222H260ZM1 224H2V223H0V225H1ZM9 224H11V223H9ZM9 224H8V225H9ZM33 224H34V222H33ZM44 224H45V223H44ZM46 224L48 225V223H46ZM54 224H55V221H54ZM56 224H58V222H57ZM62 224H63V223H62ZM119 224H120V223H119ZM159 224H160V223H159ZM169 224L171 225V223H169ZM169 224H168V225H169ZM189 224H190V222H189ZM200 224H201V223H200ZM205 224H206V223H205ZM209 224H206V225L209 226ZM215 224H216V223H215ZM222 224H223V223H222ZM222 224H221V225H222ZM226 224H227V223H226ZM226 224H225V226H227ZM231 224H232V223H231ZM238 224H239V223H238ZM241 224L243 225V223H241ZM262 224H263V223H262ZM5 225H6V223H5ZM34 225H35V224H34ZM34 225H33V226H34ZM64 225H67V223L64 224ZM98 225H99V224H98ZM106 225L110 226V224H106ZM106 225H105V226H106ZM113 225H115V224H113ZM122 225H124V224H122ZM125 225H126V224H125ZM149 225H150V224H149ZM155 225H156V224H155ZM157 225H158V224H157ZM173 225H174V224H173ZM176 225H177V224H176ZM176 225H174V226L177 227V229H178L179 226H176ZM192 225H193V224H192ZM192 225H190V226H192ZM217 225H218V224H217ZM221 225H220V226H221ZM258 225H260V224H258ZM258 225H257V226H258ZM26 226H28V225H26ZM37 226H38V225H36V227H37ZM48 226H49V225H48ZM48 226H47L46 229L44 228L46 232H47ZM56 226H57V225H56ZM67 226H68V225H67ZM120 226H121V225H120ZM134 226H135V225H134ZM134 226H133V227H134ZM166 226H167V224H166ZM182 226H186V225H182ZM187 226H188V225H187ZM218 226H219V225H218ZM225 226H224V227H225ZM237 226H238V225H237ZM245 226H246V224H245ZM253 226H254V225H253ZM28 227H29V226H28ZM30 227H32V225H31ZM36 227H35V228H36ZM49 227H50V226H49ZM64 227H66V226H64ZM93 227H94V226H93ZM112 227H113V226H112ZM126 227H127V226H126ZM161 227H162V226H161ZM163 227H164V226H163ZM198 227H200V226H198ZM211 227H212V226H211ZM211 227H210V228H211ZM228 227H229V226H228ZM240 227H241V226H240ZM255 227H256V226H255ZM26 228H27V227H26ZM32 228H33V227H32ZM50 228H51V227H50ZM60 228H62V226H61ZM70 228H71V227H70ZM82 228H83V227H82ZM84 228H85V227H84ZM84 228H83V229H84ZM88 228H89V227H88ZM159 228H160V227H159ZM180 228H181V227H180ZM180 228H179V229H180ZM190 228H191V227H190ZM190 228H189V229H190ZM192 228H193V227H192ZM192 228H191V232H192V230H193ZM216 228H217V227H216ZM218 228H219V227H218ZM225 228H226V227H225ZM234 228H235V227H233V229H234ZM246 228H247V227H246ZM248 228H249V227H248ZM250 228H251V226H250ZM250 228H249V229H250ZM0 229H1V227H0ZM4 229H5V228H4ZM14 229H15V228H14ZM39 229H40V228H39ZM39 229H38V230H39ZM42 229H43V228H42ZM44 229H43V230H44ZM51 229H52V228H51ZM51 229H50V230H51ZM53 229L55 230L56 228H53ZM53 229H52V230H53ZM58 229H59V228H58ZM65 229H66V228H65ZM71 229H72V228H71ZM76 229H78V228L76 227ZM86 229H87V227H86ZM97 229H98V228H97ZM157 229H158V228H157ZM172 229H173V228H171V230H172ZM183 229H184V228H183ZM186 229H187V228H186ZM201 229H202V228H201ZM201 229H200V231H201ZM206 229H207V228H206ZM206 229H204V230H206ZM219 229H220V228H219ZM230 229H231V227H230ZM230 229H229V230H230ZM233 229H232V230H233ZM242 229H243V228H242ZM251 229H253V227H252ZM258 229H259V228H258ZM260 229H261V228H260ZM263 229H264V228H263ZM11 230H12V229H11ZM26 230H27V229H26ZM26 230H25V231H26ZM28 230H29V229H28ZM54 230H53V231H54ZM63 230H64V229H63ZM67 230H68V229H67ZM99 230H100V228H99ZM155 230H156V229H155ZM164 230L167 232L166 229H164ZM168 230H169V228H168ZM171 230H170V231H171ZM181 230H182V229H181ZM204 230H203V231H204ZM209 230H211V229H209ZM220 230H222V228H221ZM229 230H228V231L226 230L227 233L229 232ZM234 230H235V229H234ZM237 230H238V229H237ZM239 230H241V229H239ZM247 230H248V229H247ZM0 231H1V230H0ZM17 231H18V230H17ZM29 231H31V230H29ZM32 231H34V230H32ZM57 231H59V230H57ZM69 231H70V230H69ZM81 231L83 232V230H81ZM88 231H89V229H88ZM90 231H91V230H90ZM129 231H130V229H129ZM172 231H173V230H172ZM176 231H177V230H176ZM176 231H175V232H176ZM182 231H183V230H182ZM182 231H181V232L179 231V232L182 234ZM185 231H186V230H185ZM189 231H190V230H189ZM195 231H196V229H195ZM195 231H194V232H195ZM212 231H213V230H212ZM216 231H217V230H216ZM243 231H244V230H243ZM251 231H252V230H251ZM2 232H3V231H2ZM26 232H27V231H26ZM35 232H36V229H35ZM37 232H38V231H37ZM46 232H45V233H46ZM55 232H56V231H55ZM59 232H60V231H59ZM61 232H62V231H61ZM61 232H60V234H61ZM64 232H65V230H64ZM72 232H73V231L71 230L70 235L72 234ZM77 232H78V230H77ZM77 232H75V235H76ZM91 232H92V231H91ZM99 232H100V231H99ZM154 232H155V231H154ZM156 232H157V231H156ZM186 232H187V231H186ZM194 232H193V233H194ZM197 232H198V231H197ZM197 232H196V233H197ZM201 232H202V231H201ZM205 232H207V231H205ZM209 232L211 233V231H209ZM224 232H225V231H224ZM232 232H233V231H232ZM236 232H238V231H236ZM236 232H235V233H236ZM239 232H240V231H239ZM247 232H249V231H247ZM45 233H43V234H45ZM52 233H54V232H52ZM62 233H63V232H62ZM67 233H68V231H67ZM73 233H74V232H73ZM85 233H86V232H85ZM97 233H98V232H97ZM97 233H95V234H97ZM139 233H140V232H139ZM144 233H145V232H144ZM146 233H147V232H146ZM164 233H165V232H164ZM172 233H174V232H172ZM215 233H216V232H215ZM219 233H220V232H219ZM222 233H223V232H222ZM222 233H221V234H222ZM259 233H260V231H259ZM0 234H1V237L3 238L2 233H0ZM3 234H4V233H3ZM18 234H20V233H18ZM25 234H26V233H25ZM28 234H29V233H28ZM28 234H27V235H28ZM40 234H41V233H40ZM49 234H50V233H49ZM64 234H66V233H64ZM77 234H81V232H80V233H77ZM98 234H99V233H98ZM111 234H112V233H111ZM111 234H110V235H111ZM141 234L143 235V232H142ZM150 234H151V233H150ZM150 234H149V235H150ZM157 234H160V233L157 232ZM169 234H170V233H169ZM176 234H177V232H176ZM188 234H189V233H188ZM202 234H203V233H202ZM204 234H205V233H204ZM224 234H226V233H224ZM243 234H244V233H242V235H243ZM255 234H256V233H255ZM8 235H9V233H8ZM8 235H6V236H8ZM15 235H17V233H15ZM15 235H14V236H15ZM27 235H26V236H27ZM75 235H74V236H75ZM84 235H85V234H84ZM84 235H81L80 237L83 238ZM86 235H87V234H86ZM90 235H91V234H90ZM131 235H132V234H131ZM139 235H140V234H139ZM142 235H140V236H142ZM163 235H165V234H163ZM163 235H162V236H163ZM172 235H173V234H172ZM172 235H171V236H172ZM184 235H185V234H184ZM197 235H198V233H197ZM211 235H212V234H211ZM213 235H214V234H213ZM227 235H230V234L228 233ZM247 235H248V234H247ZM259 235L261 236V234H259ZM259 235H257V236H259ZM54 236L56 237V235H54ZM58 236H59V234H58ZM64 236H65V235H64ZM74 236H72L73 239H74ZM77 236H79V235H77ZM106 236H107V235H106ZM106 236H105V237H106ZM165 236H166V235H165ZM186 236H187V238H188L189 235L186 234ZM190 236L192 237V236H194V234H193V235L191 234ZM206 236H207V235H206ZM232 236H233V235H232ZM232 236H231V237H232ZM238 236H239V235H238ZM262 236H263V232H262ZM4 237H5V235H4ZM11 237H12V236H11ZM24 237H25V236H24ZM59 237H60V236H59ZM70 237H71V236H70ZM80 237H79V238H80ZM84 237H87V236H84ZM117 237H119V236H117ZM136 237H137V236H136ZM151 237H152V236H151ZM159 237H160V236H159ZM172 237H173V236H172ZM204 237H205V236H204ZM209 237H210V236H209ZM226 237H227V236H226ZM231 237H230V239H231ZM244 237H245V236H244ZM246 237H247V236H246ZM249 237H251V235H250ZM249 237H248V238H249ZM254 237H256V235H255ZM14 238H15V237H14ZM16 238H17V237H16ZM16 238H15V239H16ZM26 238H28V237H26ZM29 238H31V236H30ZM57 238H58V237H57ZM60 238H61V237H60ZM62 238H63V237H62ZM62 238H61V239H62ZM82 238H81V239H82ZM92 238H93V237H92ZM111 238H112V237H111ZM119 238H120V237H119ZM152 238H153V237H152ZM165 238H166V237H165ZM174 238H175V237H173V240H175ZM180 238H183V237H179L178 239H180ZM187 238H185V239H187ZM200 238H201V235H200ZM200 238H199V239H200ZM202 238H203V237H202ZM234 238H235L234 240H235V242H236V237H234ZM260 238H261V237H260ZM15 239H14V241H15ZM18 239H19V238H18ZM23 239H24V238H23ZM49 239H50V238H49ZM67 239H68V236H67ZM69 239H70V238H69ZM71 239H72V238H71ZM75 239H78V238H75ZM88 239H89V238H88ZM100 239H101V238H100ZM117 239H118V238H117ZM149 239H150V238H149ZM170 239H171V238H170ZM183 239H184V238H183ZM183 239H181V240H183ZM196 239H198V238H196ZM205 239H206V238H205ZM207 239H208V237H207ZM218 239H219V238H218ZM223 239H224V238H223ZM226 239H227V238H226ZM232 239H233V238H232ZM238 239H239V238H238ZM242 239H243V237H242ZM251 239H252V238H251ZM251 239H250V240H251ZM263 239H264V238H263ZM6 240H7V239H6ZM6 240H5V241H6ZM9 240H10V239H8L7 242H9ZM16 240H17V239H16ZM40 240H41V239H40ZM47 240H48V239H47ZM51 240H52V238H51ZM51 240H50V241H51ZM64 240H65V239H64ZM78 240H79V239H78ZM82 240H84V239H82ZM86 240H87V239H86ZM95 240H96V239H95ZM156 240H157V239H156ZM156 240H155V242H156ZM168 240H169V239H168ZM173 240H172V241H173ZM176 240H177V237H176ZM176 240H175V241H176ZM181 240H180V241H181ZM228 240H229V239H228ZM252 240H254V239H252ZM259 240H260V239H259ZM259 240H257V241H259ZM11 241H12V240H11ZM11 241H10V242H11ZM18 241H19V240H18ZM18 241H17V243H18ZM20 241H21V240H20ZM25 241H26V239H25ZM71 241H72V240H70V242H71ZM73 241H74V240H73ZM75 241H76V240H75ZM103 241L105 242L104 239H103ZM114 241H115V240H114ZM123 241H124V240H123ZM141 241H142V239H141ZM153 241H154V240H153ZM153 241H152V244H153ZM163 241H164V240H163ZM166 241H167V240H166ZM175 241H174V242H175ZM192 241H193V240H192ZM209 241L211 242V240H209ZM219 241H221V240H219ZM226 241H227V240H226ZM242 241L244 242V241H246V240H242ZM255 241H256V240H254V242H255ZM263 241H264V240H263ZM22 242H23V241H22ZM65 242H66V241H65ZM68 242H69V241H68ZM79 242H81V241H79ZM88 242H89V241H88ZM91 242L93 243V241H91ZM143 242H144V241H143ZM145 242H146V240H145ZM188 242H189V241H188ZM194 242H195V241H194ZM202 242H203V241H202ZM217 242H218V240H217L216 242L214 241L215 245H216ZM0 243H1V241H0ZM2 243H4V242H2ZM5 243H6V242H5ZM11 243H12V242H11ZM15 243H16V241H15ZM15 243H14V244H15ZM26 243H27V242H26ZM48 243H49V240H48ZM51 243H52V242H51ZM62 243H63V242H62ZM73 243H74V242H73ZM77 243H78V242H77ZM118 243H119V242H118ZM121 243H123V242L121 241ZM121 243H120V245H121ZM124 243H125V242H124ZM126 243H127V241H126ZM126 243H125V244H126ZM131 243H133V242H131ZM160 243H162V242H160ZM179 243H180V242H179ZM192 243H193V242H191V244H192ZM212 243H213V242H212ZM222 243H223V242H222ZM226 243H227V242H226ZM240 243H241V242H240ZM246 243H247V242H245V244H246ZM256 243H257V242H256ZM14 244H13V245H14ZM19 244H20V243H19ZM46 244H47V243H46ZM46 244H45V246H46ZM49 244H50V243H49ZM55 244H56V242H55ZM59 244H60V243H59ZM66 244H67V242H66ZM81 244H82V243H81ZM81 244H80V245H81ZM105 244H106V242H105ZM127 244H129V243H127ZM147 244H149L150 246H152L149 242H148ZM157 244H158V243H157ZM165 244H166V243H165ZM175 244H176V242H175ZM185 244H187V243H185ZM189 244H190V242H189ZM199 244H200V242H199ZM203 244H204V243H203ZM228 244H229V242H228ZM230 244H231V243H230ZM230 244H229V245H230ZM232 244H233V243H232ZM232 244H231V245H232ZM251 244H252V242L250 243V245H251ZM257 244L260 245V244H262V243H260V244L257 243ZM0 245H2V244H0ZM3 245H4V244H3ZM7 245H8V244H7ZM7 245H5V246H7ZM28 245H29V243H28ZM30 245H31V244H30ZM34 245H36V244H34ZM47 245H48V244H47ZM83 245H86V244L83 243ZM101 245H102V243H101ZM116 245H117V244H116ZM116 245H115V246H116ZM120 245H119V246H120ZM123 245H124V244H123ZM123 245H121V246L124 247ZM141 245H142V244H141ZM154 245H155V244H154ZM160 245H161V244H160ZM163 245H164V244H163ZM163 245H162V247H163ZM173 245H174V243H173ZM180 245H181V244H180ZM192 245H193V244H192ZM218 245H219V244H218ZM220 245H221V242H220ZM229 245H228V246H229ZM243 245H244V244H242V246H243ZM248 245H249V244H248ZM252 245H253V244H252ZM8 246H10V245H8ZM8 246H7V247H8ZM23 246H24V244H23ZM25 246H26V245H25ZM63 246H64V244H63ZM69 246H70V245H69ZM91 246H92V245H91ZM91 246H90V247H91ZM105 246H106V245H105ZM121 246H120V248H121ZM134 246H135V245H134ZM147 246H148V245H147ZM147 246H146V248H147ZM150 246H149V248H150ZM170 246H171V245H170ZM186 246H187V245H186ZM189 246H190V245H189ZM197 246H198V245H197ZM202 246H203V245H202ZM204 246H205V245H204ZM207 246H208V248H209V245H207ZM213 246H214V245H213ZM233 246H234V245H233ZM238 246H239V243H238ZM238 246H237V247H238ZM21 247H22V246H21ZM31 247H33V246H31ZM35 247H36V246H35ZM35 247H34V248H35ZM46 247H47V246H46ZM46 247H43V248H46ZM52 247H53V246H52ZM55 247H56V246H55ZM57 247H58V246H57ZM66 247H67V246H66ZM81 247H82V246H81ZM131 247H132V246H131ZM135 247H136V246H135ZM142 247H143V246H142ZM142 247H140V248H142ZM153 247H154V246H153ZM156 247H157V246H156ZM158 247H159V246H158ZM166 247H167V246H166ZM176 247H177V246H176ZM181 247H183V245H182ZM184 247H185V246H184ZM190 247H191V246H190ZM190 247H189V249H190ZM194 247H195V246H194ZM194 247H193V248H194ZM222 247H223V246H222ZM230 247H231V246H230ZM246 247H247V245H246ZM261 247H264V244H262ZM1 248H2V247H1ZM13 248H14V247H13ZM23 248H24V247H23ZM23 248H21V249H23ZM29 248H30V247H29ZM43 248H42V249H43ZM58 248H59V247H58ZM60 248H61V247H60ZM63 248H64V247H63ZM72 248H73V247H72ZM72 248H71V249H72ZM75 248H78V246L75 247ZM101 248H103V247H101ZM109 248H110V247H109ZM109 248H107V249H109ZM118 248H119V247H118ZM118 248H117V249H118ZM120 248H119V249H120ZM137 248H138V247H137ZM160 248H161V247H160ZM160 248H159V249H160ZM167 248H168V247H167ZM167 248H166V250H167ZM169 248H171V247H169ZM178 248H179V246L177 247V249H178ZM202 248H203V247H202ZM206 248H207V247H206ZM206 248H205V249H206ZM211 248H212V247H211ZM220 248H221V247H220ZM232 248H233V247H232ZM232 248H231V249H232ZM249 248H250V247H249ZM251 248H252V246H251ZM3 249H5V248L3 247ZM35 249H37V247H36ZM42 249H41V250H42ZM52 249H53V248H52ZM54 249H55V248H54ZM56 249H57V248H56ZM68 249H69V248H68ZM105 249H106V248H105ZM114 249H115V248H114ZM117 249H116V250H117ZM122 249H123V248H122ZM124 249H125V247H124ZM132 249H134V247H133ZM159 249H158V250H159ZM181 249H182V248H181ZM183 249H184V248H183ZM203 249H204V248H203ZM214 249H216V248H214ZM225 249H226V248H225ZM225 249H224V251H225ZM234 249H235V248H234ZM239 249H240V248H239ZM242 249H243V248H242ZM253 249H254V248H253ZM263 249H264V248H263ZM8 250H10V249H8ZM26 250H27V249H26ZM76 250H77V249H76ZM79 250H80V249H78L77 251H79ZM101 250H103V249H101ZM101 250H99V252H102ZM138 250H139V249H138ZM140 250H141L140 252H142V249H140ZM154 250H155V248H154ZM154 250H153V253H155ZM156 250H157V249H156ZM161 250H162V248H161ZM172 250H173V248H172ZM179 250H180V249H179ZM191 250H192V249H191ZM197 250H198V252H199L200 249H197ZM209 250H210V248L208 249V251H209ZM216 250H217V249H216ZM226 250H227V249H226ZM247 250H248V249H247ZM254 250L256 251V248H255ZM10 251H12V250H10ZM14 251H15V252H14ZM14 251H13V252H14L13 254L16 253V255H17V257H18V260L21 261V264H25V263H26L25 260H26L27 258L24 259L23 255H22V253H21V251H20V247H19L18 245H15V249H14ZM23 251H25V250L23 249ZM33 251H35V250H33ZM51 251H52V250H51ZM57 251H58V249L56 250L55 253H57ZM66 251H67V250H66ZM66 251H65V252H66ZM70 251H71V250H70ZM72 251H73V250H72ZM72 251H71V253H72ZM103 251H105V250H103ZM112 251L114 252V250H112ZM118 251H120V250H118ZM125 251H126V250H125ZM125 251H124V252H125ZM168 251H169V253H170V250H168ZM203 251H204V250H203ZM220 251H222V249H221ZM227 251L230 252V250H227ZM227 251H225V252L227 253ZM238 251H239V250H238ZM243 251H244V250H243ZM250 251H251V250H250ZM59 252H60V251H58V253H59ZM74 252H75V251H74ZM83 252H84V251H83ZM106 252H107V251H106ZM113 252H112V253H113ZM115 252H116V251H115ZM115 252H114V253H115ZM121 252H122V251H121ZM129 252H130V251H129ZM129 252H128V254H129ZM134 252H136V250H135ZM138 252H139V251H138ZM138 252H137V253H138ZM144 252H146V251H144ZM157 252H158V251H157ZM162 252H163V251H162ZM186 252H187V251H186ZM192 252H194V251H192ZM192 252H191V254H192ZM200 252H201V251H200ZM210 252H211V251H210ZM212 252H213V249H212ZM212 252H211V253H212ZM229 252H228V253H229ZM236 252H237V249H236ZM245 252H246V250H245ZM2 253H3V252H2ZM8 253H10V252H8ZM25 253H26V252H25ZM33 253H34V252H33ZM61 253H62V252H61ZM68 253H69V252H68ZM109 253H110V252L108 251V254H109ZM132 253H133V252H132ZM132 253H131L130 255H132ZM147 253H148V252H147ZM147 253H146V254H147ZM149 253H150V252H149ZM163 253H164V252H163ZM188 253H189V251H188ZM188 253H186V254H188ZM196 253H197V252H196ZM206 253H207V252H206ZM206 253L204 252V255H205V256H206ZM234 253H235V251H234ZM243 253H244V252H243ZM252 253H253V252H252ZM252 253H251V254H252ZM10 254H11V253H10ZM10 254H8V255H10ZM28 254H29V253H28ZM34 254H36V252H35ZM38 254H39V253H38ZM59 254H60V253H59ZM102 254H103V253H102ZM105 254H107V253H105ZM110 254H111V253H110ZM117 254L120 255V253H115L114 256L117 255ZM135 254H136V253H135ZM146 254L144 253V255H146ZM156 254L158 255V253H156ZM186 254H185V256H186ZM199 254H201V253H199ZM207 254H208V253H207ZM209 254H210V253H209ZM219 254H220V252H219ZM223 254H224V253H223ZM236 254H237V253H236ZM238 254H240V253H238ZM0 255H1V254H0ZM3 255H4V254H3ZM16 255H15V257H16ZM64 255H66V253H65ZM78 255H79V254H78ZM78 255H77V258L79 257ZM91 255H92V254H91ZM112 255H113V254H112ZM112 255H111V256H112ZM119 255H117V256L119 257ZM126 255H127V254H126ZM144 255H143V256H144ZM181 255H182V254H181ZM196 255H198V254H196ZM211 255H212V254H211ZM211 255H210V256L208 255V256L211 257ZM221 255H222V253H221ZM231 255H232V254H231ZM233 255H234V254H233ZM244 255H246V254H244ZM252 255H253V254H252ZM252 255H251V256H252ZM61 256H62V255H61ZM61 256H59V257H61ZM74 256H76V255H74ZM101 256H102V255H101ZM109 256H110V255H109ZM109 256L106 257V258L109 259ZM111 256H110V260H111V258L113 257V256H112V257H111ZM128 256H129V255H128ZM128 256H126V257H128ZM134 256H135V255H134ZM141 256H142V255H141ZM147 256H148V254H147ZM152 256H153V255H152ZM158 256H159V255H158ZM163 256H166V255L163 254ZM171 256H172V255H171ZM190 256H191V255H190ZM205 256H202V257H205ZM216 256H217V252H216ZM226 256H227V255H226ZM226 256H224V257L226 258ZM240 256H242V255H240ZM251 256H249V257H251ZM256 256H257V255H256ZM0 257H1V260H2V255H1ZM7 257H8V256H7ZM12 257H13V256H12ZM29 257H30V256H29ZM36 257H37V256H36ZM68 257H72L71 254H70V256H69V255L67 256V258H66L67 260H68ZM104 257H105V256H104ZM126 257H125V258H126ZM130 257H131V256H130ZM139 257H140V256H139ZM150 257H151V255H150ZM168 257H170V255H169ZM199 257H200V256H199ZM199 257H198V259H199ZM214 257H215V256H214ZM218 257H220V256H218ZM222 257H223V256H222ZM232 257H233V256H232ZM245 257H246V256H245ZM252 257H253V256H252ZM254 257H255V254H254ZM42 258H43V257H42ZM44 258H45V257H44ZM61 258H62V260H63V257H61ZM64 258H65V257H64ZM75 258H76V257H75ZM75 258H74V259H75ZM116 258H117V257H116ZM125 258H124V259H125ZM128 258H129V257H128ZM135 258L137 259V256H136ZM141 258H142V257H141ZM144 258H145V257H144ZM147 258H148V257H147ZM159 258H160V257H159ZM159 258H158V259H159ZM181 258H182V257H181ZM187 258H189V255H188ZM215 258H216V257H215ZM227 258H228V256H227ZM237 258L239 259V257H237ZM242 258H244V257H242ZM6 259H7V258H6ZM11 259H12V258H10V261H11ZM74 259H71V260L74 261ZM82 259H83V258H82ZM101 259L103 260V257H102ZM108 259H107V261H108ZM113 259H114V258H113ZM122 259H123V258H122ZM131 259H132V258H131ZM131 259H130V260H131ZM138 259H139V258H138ZM151 259H152V258H151ZM158 259H157V260H158ZM162 259H163V257H162ZM169 259H172V258H169ZM169 259H168V260H169ZM175 259H176V258H175ZM194 259H195V258H194ZM198 259H197V260L195 259V260L198 261ZM200 259H201V258H200ZM206 259L208 260L209 258L206 257ZM212 259H213V258H212ZM1 260H0V264H2V263H1ZM15 260H16V259H14L13 262H15ZM36 260H37V259H36ZM36 260H35V261H36ZM64 260H65V259H64ZM90 260H91V258H90ZM99 260H100V258H99ZM110 260H109V261H110ZM114 260H118V259H114ZM114 260H113V261H114ZM120 260H121V258H120ZM120 260H118V261H120ZM126 260H127V259H126ZM143 260L146 261V258L143 259ZM149 260H150V259L148 258L147 261H149ZM152 260H153V259H152ZM152 260H151V261H152ZM163 260H164V259H163ZM181 260H182V259H181ZM184 260H185V259H184ZM189 260H192V258L189 259ZM219 260H220V259H219ZM219 260H218V261H219ZM221 260H222V259H221ZM230 260H231V259H230ZM257 260H258V261H259V260H264V258H263V259H262V258H261V259H258V258H257ZM6 261H7V260H6ZM10 261H9V262H10ZM33 261H34V260H33ZM45 261H46V259H45ZM47 261H48V260H47ZM73 261H72V262H73ZM109 261H108V262H109ZM113 261H112V263H113ZM132 261H133V260H132ZM145 261H143L144 264L146 263ZM166 261H167V258H166ZM169 261H170V260H169ZM185 261H187V259H186ZM185 261H184V262H185ZM193 261H194V260H193ZM196 261H194V262H196ZM209 261L211 262V259H210ZM209 261H207V262H209ZM234 261H235V260H234ZM246 261H247V260H246ZM251 261H252V260H251ZM31 262H32V261H31ZM31 262H30V264H32ZM52 262H53V261H52ZM65 262H67V261H65ZM68 262H69V261H68ZM102 262H103V261H102ZM108 262L105 261L103 264H105V263L108 264ZM114 262H115V261H114ZM129 262H130V261H129ZM135 262H136V261H134V263H135ZM155 262H156V261H155ZM157 262H158V261H157ZM161 262H163V261H160V264H161ZM172 262H173V261H172ZM175 262H177V261H175ZM178 262H179V261H178ZM184 262H183V263H184ZM187 262H188V261H187ZM203 262H204V261H203ZM205 262H206V261H205ZM220 262H221V261H220ZM224 262H226V261H224ZM229 262H230V261H229ZM255 262H256V261H255ZM255 262H252V263H255ZM6 263H7V262H6ZM28 263H29V262H28ZM59 263H60V262H59ZM75 263H76V261H75ZM75 263H74V264H75ZM112 263H111V264H112ZM119 263H120V262H119ZM119 263H118V264H119ZM122 263H123V262H122ZM122 263H121V264H122ZM124 263H125V261H124ZM138 263H139V262H138ZM149 263H150V262H149ZM170 263H171V262H170ZM212 263H213V262H211V264H212ZM231 263H234V262H231ZM235 263H236V262H235ZM256 263L258 264V262H256ZM259 263H261V262H259ZM4 264H5V261H4ZM52 264H53V263H52ZM55 264H56V263H55ZM70 264H71V263H70ZM89 264H90V263H89ZM99 264H100V263H99ZM146 264H147V263H146ZM150 264H151V263H150ZM156 264H157V263H156ZM158 264H159V263H158ZM181 264H182V263H181ZM189 264H190V263H189ZM207 264H208V263H207ZM218 264H219V263H218ZM220 264H221V263H220ZM222 264H223V263H222ZM262 264H263V262H262Z\"/></svg>","mask_w":264,"mask_h":264}]
</instances>
